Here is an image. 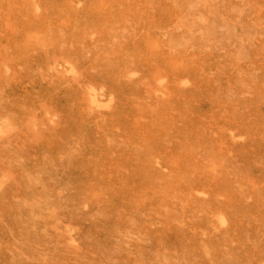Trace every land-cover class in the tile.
Wrapping results in <instances>:
<instances>
[{"label":"rangeland","instance_id":"rangeland-1","mask_svg":"<svg viewBox=\"0 0 264 264\" xmlns=\"http://www.w3.org/2000/svg\"><path fill=\"white\" fill-rule=\"evenodd\" d=\"M13 1H14V3L15 4H19V6H13L11 3H13ZM1 0L0 1V20H1V22H0V25L2 24V27L0 26V41L1 40H4V41H1V42H3V43H1L0 42V47L4 50H6V49H8L9 50V53H8V50L5 52V50L3 51L4 53H8L9 54V56L11 57V59L13 60V61H9V56H7L6 54H5V56H1L2 57V59L0 60V62L2 61V60H4L5 62H7V63H5V62H1V66H0V70H1V78H0V86H2V85H5V87H3L2 89H0V90H2V91H0L1 93H0V100H3V102H1V103H3V104H0V113L2 112V114H4V115H1L0 114V128L2 127H8V129L7 128H5L4 130L5 131H8L7 133H5L4 132V130H0V131H3L6 135H4V133H3V135H2V132L0 133V142L2 143H0L1 145V147H0V178H1V180L2 179H7V180H5V181H3L2 180V185H0L1 187H0V190L2 189V192H3V194H2V192L0 191V196H1V194H2V196H5L4 197V199H8V198H10V196H11V198H10V200L8 199H6L5 200V202H3L4 201V199H3V197H0V213H2V214H0L1 216V218H0V220H1V222L2 223H0V233H2L1 234V236H0V242H1V246H0V264H32V262L34 263V264H37L36 262H39V260L41 259V261L38 263V264H49V262H50V264H81V263H83V264H90L91 262V264H105V263H107L108 262V264H131V263H135V264H141V262H142V264L144 263V264H157L158 262H156V261H159V264H160V262H163V264H167L166 262L169 260H171V258H173V259H175L174 257L176 256V254H177V257H176V261L175 260H173V263H171L172 262V260L170 261V263L168 262V264H177V263H179V264H185V262H186V264H208V262H209V264H213V262L214 263H216V264H231L232 263V259H230V258H228L229 257V252H230V250H231V252H230V254L231 255H233L234 253H235V257H233L232 256V258H234L233 260V262H236L237 261V263H232V264H238V261L241 263V264H243L245 261V263L244 264H248V262H249V264H250V262H251V264L253 263V264H264V232H263V230H264V187L263 188H260V186H263L264 185V180H262L263 179V177H264V173H263V171H264V169H262L263 171H260L261 170V168L260 167H264V163L262 164V161L264 162V159H261L260 157L261 156H264V141H263V139H264V122H260V120L261 119H264V100H263V98H264V92H263V88H264V86L262 87V85H264L263 83L264 82H262L263 80H264V70H262L261 71V69L262 68H264V40H263V42H262V40H261V38L263 39V36H264V15L262 16V14H264V0H258L259 1V3H258V1L257 0H246V1H248L247 3H244V2H246L245 0H228V3L230 2L231 3V5H230V3L228 4L227 2H225V0H222V1H220L219 0V2L220 3H222V5L224 6L225 5V7H220V6H222V5H220V3L217 1H215V0H210V2H208L209 0H197V1H194V0H191V2L193 1V2H195V3H193V7H192V3L191 4H189L190 3V1H188V0H182V2H181V0H169V1H171L170 3H171V5H170V8L168 7H164L165 5H167V6H169L168 4H170L169 2L167 3V2H165V1H167V0H163V1H161L160 2V0H138V2H137V0H124L125 2H127V1H129V2H127V3H125L124 1H122V0H117V1H114V0H110V1H112V2H110L109 0H53V2H52V5L54 4V2H55V4H56V10H55V4L52 6V5H50V4H48V1L50 2V0H43V2H40V1H42V0H39V1H37V0H18V2L19 3H17V1L16 0ZM27 1H29V2H27ZM35 1H36V3H35ZM47 1V2H46ZM84 1V2H83ZM91 1V2H90ZM131 1H135L134 3H135V5L133 4V2H131ZM179 3H178V2ZM187 1V3H188V6H191V7H188L187 6V3H184V2H186ZM225 2V4H224V2ZM227 1V0H226ZM22 2H23V6H25V7H22ZM34 2V3H33ZM47 3V4H45V3ZM59 2V3H58ZM71 2V3H70ZM96 2V3H95ZM110 2V3H109ZM114 2H116V3H114ZM118 2V3H117ZM122 2V3H121ZM153 2L156 4V6L158 7V3L160 2V3H162L164 6H162L161 4H159V6H161L160 8H156L155 6H154V4H153ZM176 2L178 3V6L180 7V9H177V8H179L178 6H175V5H177L176 4ZM198 2V3H197ZM214 2V3H213ZM232 2L234 3L233 5H232ZM239 2V3H238ZM254 2V3H253ZM26 3V4H25ZM29 3H30V5H29ZM31 3H33V5H31ZM38 3V4H37ZM42 4V7H41V4ZM94 3V6L92 5ZM102 3H103V5H102ZM113 3V4H112ZM130 3H132V6L134 5L135 7H132L131 6V4ZM137 3V4H136ZM142 3H144V4H146V5H144V6H146V8H147V10H146V12H145V7L142 5ZM150 3H151V7H150ZM165 3H167V4H165ZM181 3V4H180ZM200 3H202V4H200ZM207 3H211V5L209 6V5H207L206 6V4ZM217 3L219 4V5H217ZM226 3L228 4V5H226ZM235 3L236 4H238V5H236V6H239V4H242V5H240L241 7H237L236 8V6H235ZM248 3H250V5L252 4V6L251 7H249L250 5H248ZM25 4V5H24ZM28 4V5H27ZM35 4V5H34ZM43 4H45V5H43ZM116 4V5H115ZM120 4V5H119ZM123 4H128V5H123V8H120L121 6ZM140 4V5H139ZM183 4L184 5H186L187 7H184L183 6ZM215 5V8H214V5ZM244 4V5H243ZM248 6H246V5ZM253 4H254V6L256 5L258 8H256V7H253ZM39 5H40V7H39ZM48 5H50L51 7H49ZM80 5H82L83 6V8L80 6ZM97 5V6H96ZM112 5V6H111ZM115 5V6H114ZM183 6L182 7V9L184 10V8H185V10H186V8H188V10L187 11H185L184 13H183V10L181 9V6ZM197 5V6H196ZM231 7H230V6ZM34 6V8L35 9H33L32 7ZM90 6V7H89ZM93 6V7H92ZM100 6V7H99ZM113 6H114V8L116 7L117 9H118V11H116V13H113V12H115V10H117V9H113V10H111L112 8H113ZM130 6L133 8V10L131 9V10H129L130 9ZM139 6H141V7H139ZM173 6H175L174 8H176L175 9V11L177 10H181L182 12L180 13V12H175L174 11V13H176V14H174L173 12V14L174 15H172V17H173V19H172V17H169V16H171L170 14H171V11L172 10H174V9H172L173 8ZM211 6L213 7V8H211ZM230 7L229 9H224V8H226V7ZM246 6V7H245ZM2 7V8H1ZM6 7H7V9L10 11V12H8V10H6ZM8 7H10L11 8V10L8 8ZM14 7H15V9H14ZM19 7V8H18ZM31 7V8H30ZM54 9H53V8ZM112 7V8H111ZM136 7H138V11L140 12H138V14H140V16H138L137 15V12L135 13L134 11H136V10H134V8L136 9ZM149 7H150V9H149ZM198 7V8H197ZM207 7H209L210 8V10H208L207 11V14L206 13H204V12H206V10L207 9H209V8H207ZM227 7V8H228ZM235 7V9H237V10H235V13H234V10H233V8ZM245 7V8H244ZM12 8H13V12H12ZM17 8V9H16ZM28 8H30L31 9V11H30V9H28ZM40 8H42V10L40 11ZM43 8H44V10H43ZM48 8H51V9H53V11L50 9V10H48ZM92 8V9H91ZM94 8V9H93ZM99 8V9H98ZM108 8H109V10H108ZM111 8V9H110ZM122 9V10H125L124 12L123 11H121L120 9ZM127 8H129V9H127ZM144 8V9H143ZM156 8V9H155ZM165 8V9H164ZM189 8H191V9H189ZM206 8V9H205ZM221 8V9H220ZM239 8V9H238ZM246 8H253V10H251V12L249 13V10L247 11V10H245ZM2 9H3V11H5V13L6 12H8V13H10L9 14V17L7 16V15H2L3 13H2ZM27 9H28V11H27ZM46 9V10H45ZM69 9V10H68ZM77 9H78V12H77ZM89 9V10H88ZM140 9H141V11H140ZM155 9V10H154ZM161 9V10H160ZM167 9V10H166ZM171 11H170V10ZM192 9H194V10H192ZM196 9V10H195ZM199 9V10H198ZM216 9V10H215ZM16 10H20V12L18 11H16ZM60 10H62V13L61 12H58V11ZM90 10H94V11H90ZM148 10H149V12H148ZM153 10V11H152ZM190 10H192V11H190ZM219 10L221 11V12H219ZM257 10H259L258 12H257ZM32 11H33V13H32ZM41 13H40V12ZM44 11H46L45 13L46 14H44ZM56 11H57V13H56ZM67 12V13H69V14H65V12ZM122 13H121V12ZM152 11V12H151ZM162 11V12H161ZM169 11V12H168ZM194 11V12H193ZM215 11V12H214ZM216 11H217V13H216ZM226 11L229 13V16H228V13H227V15H226ZM229 11H231V12H229ZM244 11V12H243ZM245 11H246V13H245ZM256 11V12H255ZM16 12V13H15ZM29 12V13H28ZM51 12H53V14L51 13ZM63 12H64V14H63ZM79 12H80V14H79ZM95 12V13H94ZM98 14H97V13ZM103 12V14L101 15V13ZM105 12V13H104ZM110 12V13H109ZM111 12L113 13V14H116V16L119 14V12L122 14H119V16L121 17L120 19H119V16L117 17L120 21H119V23H120V26H122L121 25V23H122V20L124 19V20H126L127 21V24H126V21H124L123 20V22L124 23H122V24H126L127 26H128V28H129V26H130V30L128 29V28H126V25H123L122 27H123V29H122V27H120L123 31L121 32V29H119V27H118V24L119 23H117V20L118 19H115L116 18V16H115V18L114 17H112L113 16V14H112V16H111ZM134 12V13H133ZM155 12V13H154ZM156 12H158V13H156ZM167 12H168V14H167ZM190 12V13H189ZM193 12V13H192ZM212 12V13H211ZM219 12V13H218ZM223 12V13H222ZM261 12V13H260ZM4 13V14H5ZM8 13H6V14H8ZM15 13V14H14ZM28 13V14H27ZM38 13H39V16H38ZM48 13V14H47ZM71 13V14H70ZM77 13H78V15H77ZM88 13V14H87ZM92 13V14H91ZM97 14V15H94V14ZM123 13H124V15H123ZM130 13V14H129ZM133 13V14H132ZM142 13V14H141ZM160 13L162 14V15H160ZM187 15H186V14ZM199 13V15H195V14H198ZM202 15H201V14ZM213 14L212 16L213 17H211V15L210 14ZM221 13V16L219 15ZM230 13H231V15L233 16H231L230 15ZM238 13H240V17L242 18L241 20H244V21H246L249 17H250V20L248 19L247 21H249V24L248 23H246V22H244V21H242V22H239V21H241L240 20V18H239V14ZM251 13H253L252 15H251ZM15 15V20H14V15ZM16 14H17V18H19L18 19V21H19V23H17L18 21H17V18H16ZM26 16H24V15ZM32 16H31V15ZM54 16V19H55V22H54V19H52L53 17H52V15ZM60 14H61V17H60ZM73 14H74V16H73ZM81 14H83V15H81ZM108 14H109V16H108ZM125 14H129V16L128 15H126L125 16ZM149 14V17L147 16V15ZM157 14H159V16L157 15ZM178 14V15H177ZM182 14V15H181ZM194 14V15H193ZM215 14V15H214ZM217 14V15H216ZM235 14V15H234ZM238 14V15H237ZM245 16H244V15ZM248 14H250V15H248ZM30 15V16H29ZM35 15H37V16H35ZM45 15V16H44ZM47 15V16H46ZM48 15H50L49 17L51 18H49L48 17ZM69 15V16H68ZM72 15V16H71ZM77 15V16H76ZM87 15V16H86ZM89 15H91V17H89ZM98 15H101V16H107V17H109V18H103V17H98ZM145 15V16H144ZM163 15H164V17L166 18H164L163 17ZM177 15V16H176ZM184 15V16H183ZM204 15V16H203ZM205 15L207 16V17H209V15H210V17H211V19L209 20L207 17H205ZM254 15V16H253ZM258 15V16H257ZM10 16H12L11 18H12V23H10V21H11V18H10ZM20 16V17H19ZM56 16V17H55ZM78 17V18H76V17ZM79 16H81V17H79ZM92 16H95V18H94V20H96V22L95 21H92L93 20V17ZM122 16H124V17H122ZM137 16L138 17H140L139 18V20H138V18H137ZM153 16V17H152ZM182 16H183V20L181 19L180 20V18H182ZM193 16H195V17H193ZM201 16V17H200ZM215 16H217V18H219L218 20L216 19V17ZM223 16V17H222ZM237 16V17H236ZM256 16H257V18H256ZM25 17V18H24ZM43 17L45 18L44 19V21H43ZM74 17H75V21H79V23H81L82 21H84V22H82L81 24H78L77 22H76V24H75V21L73 20L74 19ZM98 17V19H100V18H102L103 20H101L100 19V21H104L103 23L105 24V26L106 25H108L109 24V26L111 25V23H109V22H112V25L108 28V26L106 27V28H108V29H106L105 28V26H101L103 23L102 22H100L99 21V23H97L98 22V19H96ZM125 17H126V19H125ZM192 17V18H191ZM204 18V19H198V18ZM209 17V18H210ZM220 17L222 18V20L220 19ZM228 17H230L229 19H228ZM243 17H245V18H243ZM246 17H247V19H246ZM255 17V18H254ZM7 18V19H6ZM48 18V19H47ZM72 18V19H71ZM80 18V19H79ZM86 18H92V20H90V22L88 23V22H86V21H89L88 19H86ZM128 18H132L131 20L130 19H128ZM149 18V19H148ZM160 20H159V19ZM175 18V19H174ZM188 18H191V19H188ZM214 18V20H217V21H219V23L220 22H223V23H225V25L224 24H221V26H218V22L217 21H214V20H212ZM224 18H226V19H224ZM234 18V19H233ZM237 19V21H236V19ZM9 19H10V21H9ZM47 19V20H46ZM77 19H79V20H77ZM86 19V20H85ZM144 19V20H143ZM155 19V20H154ZM163 19V21H161ZM171 19H172V21H171ZM191 20V21H188V20ZM192 19H195V20H192ZM207 19V20H206ZM239 19V20H238ZM2 20H3V22H2ZM5 20H8L7 21V23H10L9 24V26H11V27H9V26H7L8 24L6 23V21ZM58 22H57V21ZM73 20V21H72ZM80 20H82V21H80ZM107 20V21H106ZM112 20V21H111ZM140 20L142 21L141 23H139L140 22ZM158 20H159V22H161V24L163 23V24H165L166 25V23L168 22V25L165 27V26H163V24L161 25L159 22H158ZM174 20V21H173ZM179 20V21H178ZM201 20H204V21H201ZM226 20H228V22L226 21ZM229 20H230V22H229ZM235 20V21H234ZM263 20V21H262ZM4 21H5V23H4ZM23 21V22H22ZM35 21V22H34ZM50 21V22H49ZM53 21V22H52ZM73 22V24L74 25H76L75 27H73L72 26V22ZM106 21V22H105ZM131 21H133V23L131 22ZM137 21H139V22H137ZM152 21V22H151ZM166 21V22H165ZM171 21V22H170ZM176 21V22H175ZM186 21H188L189 22V24H188V22H186ZM195 23H194V22ZM198 21V22H197ZM209 21V22H208ZM257 21H258V23H257ZM31 22V23H30ZM39 22V23H38ZM86 22V23H85ZM108 22V23H107ZM115 22V23H114ZM134 22H136V24H137V26H136V24L134 23ZM151 22V23H150ZM158 22V23H157ZM173 22V23H172ZM191 22H192V24H196V22L198 23V24H202V26L200 25L199 27H197L196 28V30L195 29H193L192 28V25H191V27H190V24H191ZM208 22V23H207ZM211 22V23H210ZM214 22H216L217 24H213ZM261 22V23H260ZM54 23H55V25H54ZM101 23V24H100ZM145 23V24H144ZM203 23H206V24H203ZM229 23V24H228ZM232 23V24H231ZM233 23H235L234 24V26L236 27H234V29L235 30H238L239 31V33H241V34H238V32L237 31H235L234 29H233ZM248 24V26H246V24ZM4 24H7V25H4ZM17 24V25H16ZM23 24V25H22ZM50 24V25H49ZM59 24H60V26H59ZM98 24V25H97ZM129 24H132V25H134V26H131V25H129ZM141 24V25H140ZM149 24H151V25H149ZM153 24H155V25H153ZM170 24H172V25H170ZM174 24H176V25H174ZM181 24V25H180ZM197 24V25H198ZM208 24V25H207ZM211 24H213V26L211 25ZM231 27V25H232V27H231V29L229 28L228 29V25ZM237 24H239V25H237ZM240 24H242L241 26H240ZM245 24V25H244ZM263 24V25H262ZM5 26V28H4V26ZM54 25V26H53ZM63 25V26H62ZM84 25V26H83ZM113 25H115V26H117V28L116 27H114ZM159 25H161V27L159 26ZM170 25V26H169ZM175 26V29H173L171 26ZM190 27V28H188V26ZM197 25H194V26H197ZM212 26V28L215 26V28H213V29H211V33H210V31L208 30V29H210L211 28V26ZM225 27H224V26ZM256 25V26H255ZM260 25V26H259ZM262 25V26H261ZM49 26H50V28L52 29V28H54V29H52V31H51V33H50V28H49ZM57 26H59L58 28L60 29V30H58V28H57ZM86 26L88 27V29L86 30ZM125 26V27H124ZM156 26H158L157 27V29H156ZM169 26V27H168ZM173 26V27H174ZM203 26H205V29H204V27ZM207 26H209L208 28H207ZM226 26H228L227 28H226ZM240 26V27H239ZM243 26H245V27H243ZM249 26H251L250 27V29H249V31H247V29H248V27ZM254 26V27H253ZM258 26V28H255V27H257ZM16 27V28H15ZM66 27H69V30L70 31H72V29H73V31L71 32V33H73V34H71L70 33V31L67 29V31H69V32H67L66 30H64V29H66ZM77 27H79V28H77ZM111 27H112V29H116V32H114V30H111ZM114 27V28H113ZM138 27V28H137ZM144 29H143V28ZM148 27V29H146ZM150 27V28H149ZM153 27H155V28H153ZM173 29V31H168L169 29ZM171 27V28H170ZM181 27H185L184 29H182ZM247 27V29H244V32L242 31L243 29L242 28H246ZM255 29H253V28ZM260 27H262L261 29H259ZM1 28H2V30H3V32H2V30H1ZM7 28V30L6 31H4L5 29ZM21 28V29H20ZM31 28V29H30ZM64 28V29H63ZM75 28V29H74ZM79 29V30H77V29ZM124 28H125V30H127V33L129 32V31H132V34L133 35H135L136 33V35L135 36H131L132 34L129 32L128 34L133 38H131V39H129V35L127 34V33H124V32H126L125 30H124ZM132 28H136V29H138L137 31L136 30H134V29H132ZM161 28H163L164 30H162ZM167 28V29H166ZM195 28V27H194ZM207 28V29H206ZM225 28H226V30L228 29V32L227 31H225ZM20 29V30H19ZM82 29H84V30H82ZM90 29V30H89ZM107 31H106V30ZM142 29H143V31H142ZM151 29H153V33H152V30ZM156 29V30H155ZM161 29V30H160ZM185 29H186V31H185ZM193 29V30H192ZM240 29H242V30H240ZM256 29L258 30V31H256ZM77 30V31H76ZM89 30V31H88ZM93 32H92V31ZM96 31V33H95V31ZM103 30V31H102ZM104 30H105V32H104ZM120 30V31H119ZM148 30H149V32H148ZM159 30H160V32H159ZM165 30H166V32H165ZM175 30H176V32L178 31L179 32V34L180 35H182L181 36V38H180V35L177 33H175ZM185 31V32H182L183 34H181L180 33V31ZM207 30H208V32H207ZM212 30H213V32H212ZM230 30V31H229ZM250 30H251V34H253L252 35V38L250 39V36H251V34H250ZM49 31V34L48 33H46V32H48ZM61 31H62V33H61ZM64 31V32H63ZM66 31V32H65ZM74 31L75 32H77V34H79V35H76V33H74ZM89 32V35H87L88 34V32ZM102 31V32H101ZM110 31V32H109ZM112 31V32H111ZM195 31V32H194ZM203 31V32H202ZM232 31V32H231ZM233 31H235V33H236V35L238 34V35H240V36H236V38H235V33L233 32ZM254 31V32H253ZM256 31V32H255ZM261 31V32H260ZM263 31V32H262ZM5 32V33H4ZM83 32L85 33V35L83 34ZM92 32V33H91ZM97 32H99V34L97 33ZM104 32V33H103ZM119 32H121V35H120V33ZM133 32H136V33H133ZM148 34H147V33ZM159 34H158V33ZM171 32H174L173 34H175V36L171 33ZM187 32H188V35L189 36H191V34H192V36L191 37H188V35H187ZM191 32V33H190ZM199 32V34L196 36V33H198ZM206 32V33H205ZM226 32V33H225ZM229 32L230 33H234V35H230L229 34ZM247 32V33H246ZM253 32V33H252ZM4 33V34H3ZM18 33V34H17ZM46 33V34H45ZM56 33V34H55ZM60 33V34H59ZM67 33V34H66ZM68 33H70L71 35H73L74 36V38H73V36H70ZM102 33L104 34V35H102ZM107 33V34H106ZM116 33H118V37H117V34ZM139 33V34H138ZM143 33V34H142ZM151 33H152V35H151ZM166 33H167V35H166ZM184 33H185V35H184ZM190 33V34H189ZM201 33V34H200ZM203 33V34H202ZM208 33V34H207ZM222 33H225L226 35H227V33L229 34V36H231V37H229L228 35L226 36L225 34H222ZM246 33V34H245ZM3 34V35H2ZM63 35V37H62V35ZM65 34V35H64ZM75 34V35H74ZM81 34V35H80ZM95 34V35H94ZM109 34H111L110 35V37H109ZM116 35V36H113V35ZM157 34V35H156ZM168 34L171 36L170 38H171V40H169L168 39ZM208 35V37L210 36L211 38L213 37V36H215L216 38H214L213 37V39H215V40H213V39H211V38H207V36L206 35ZM209 34H211V35H209ZM223 35V37H222V35ZM250 34V35H249ZM261 34V35H260ZM69 35V36H68ZM84 35V36H83ZM88 36V37H85V36ZM94 35V36H93ZM105 35H107V36H105ZM123 35V37L125 36V35H127L126 37H128V38H126V39H124V41H123V39H121V36ZM137 35H139V36H137ZM145 35H146V37H145ZM155 35V36H154ZM176 35H178V36H176ZM203 35V36H202ZM218 35H219V37H218ZM220 35H221V37L224 39V40H226V41H224L221 37H220ZM225 35V36H224ZM20 38H18V37ZM47 36H49V37H47ZM61 38H64L65 36L67 37L68 36V39H65L64 38V41H63V39H60V37ZM80 36V37H79ZM84 38H83V37ZM89 36H91L92 38H94V39H92L91 37V40H89L90 38H89ZM144 36V37H143ZM156 36H158V38L156 37ZM162 36H164V37H162ZM184 36H186V37H188V38H186V37H184ZM194 36H196V38L195 39H197L198 40V43H200V42H202L203 44H201L200 43V45H202V46H200L197 42V44H198V46H199V48L200 47H203L204 48V50H202L201 48H200V50H199V48H198V46L196 45V44H194L195 42H194ZM201 36V38L203 37V38H206V39H201V38H199ZM206 36V37H205ZM233 36H234V38H233ZM261 37L260 39H259V37ZM2 37H3V39H2ZM51 37V38H50ZM69 37H72L71 39L69 38ZM104 37V38H103ZM135 37H136V40H134L135 39ZM142 37V38H141ZM160 37H161V40H160ZM217 37H218V39H221L220 40V42L223 44V46H217V44H221V43H219V41H218V43H217V41H216V39H217ZM226 37H228V38H226ZM244 37H245V39H244ZM257 38V42H258V44H259V46L261 45V47H259L258 45H257V42L255 41L256 40V38ZM58 38L60 39V41L58 40ZM76 38V39H75ZM80 40H79V39ZM105 38H107V42H108V39L111 41V40H113L111 43H114V44H111L110 45V42H108V43H106V41H105ZM112 38H114L115 40H117V41H114V39H112ZM125 38V37H124ZM139 38V41L140 42H137V39ZM144 38V39H143ZM192 38V42L193 43H191V40L190 39ZM237 38H239V40L237 39ZM29 39L31 40V44H30V41H29ZM57 39V40H56ZM86 39V40H85ZM142 39V40H141ZM178 39H181V42H180V40H178ZM184 39V40H183ZM189 39V40H188ZM199 39H201V41H199ZM209 39H211V40H209ZM232 39V40H231ZM233 39H236L235 41H240V42H238V43H240V46H239V48L237 47V45H235V43L237 44V42H234V40ZM38 40V41H37ZM65 40H66V42H65ZM71 40H73V41H71ZM92 40H93V42H92ZM101 40H102V42H101ZM119 40H122V41H119ZM132 41V43L131 44H133L132 46L130 45V43H125V41L126 42H129V41ZM158 40V41H157ZM178 40V41H177ZM186 40V41H185ZM208 42H210V43H213V45H216L215 46V48H214V46L211 44V46L213 47L212 49H211V46L209 45L210 43H208ZM250 40V41H249ZM55 41H56V44L57 45H55ZM60 42V43H58V42ZM62 41L63 42H65V43H63L62 44ZM76 41H78L77 43H76ZM83 43H82V42ZM91 42V45L89 46V44H90V42ZM134 41V42H133ZM144 41H145V43H144ZM146 41H147V43H146ZM168 41H171V43L169 42V43H167ZM182 41H184V42H182ZM188 41H190V42H188ZM196 41V40H195ZM214 41H215V43H214ZM223 41H224V43H223ZM38 42V43H37ZM79 42H81L80 44H79ZM98 42V43H97ZM101 42V43H100ZM122 44H121V43ZM137 42V43H136ZM178 42L180 43V44H183V43H185L184 45H180V47H179V44H178ZM208 44H207V43ZM241 42H242V44H241ZM251 42V43H250ZM252 42H253V44L257 47V48H253L254 46H252L253 44H252ZM18 43H19V45L22 47H20V52H22V55H19V54H21V53H17V52H19V51H17L18 50V48L17 47H19V45H18ZM20 43H23V44H20ZM27 45V47H26V45ZM29 43V44H28ZM71 44V45H73V44H75L74 46H72L71 47V45H69V44ZM135 43L137 44L136 46H135ZM138 43H140V46H142L141 48H140V46L138 45ZM167 43V44H166ZM187 43H190V45L189 44H187ZM217 43V44H216ZM226 43V44H225ZM234 44V45H232V47H230V45L231 44ZM247 43V45H245ZM4 44V45H3ZM38 44V45H37ZM44 44V45H43ZM60 44V45H59ZM61 44L63 45V46H61ZM66 44H68V45H66ZM84 44V45H83ZM98 45V46H96V45ZM102 44H104V45H102ZM107 44V45H106ZM119 44H121V46L119 45ZM169 44H173V45H169ZM186 44H187V50H188V47L190 48L188 51H190L191 52V54L193 55H191L190 54V52H188L187 53V51H186V49H184L185 47L184 46H186ZM221 44V45H222ZM230 44V45H229ZM7 47H6V46ZM18 45V46H17ZM105 45H106V47H105ZM114 47H113V46ZM126 45H128V46H130V47H134V48H132V49H134L135 50V52H134V50L132 51L131 49H130V47H126ZM160 45V46H159ZM165 45V47H163ZM174 45L176 46L177 45V47H174ZM193 45V46H192ZM194 45H195V47H194ZM224 45H225V48H224ZM229 45V46H228ZM239 45V44H238ZM2 46H5V48H3ZM15 47V49H16V51L17 52H11V51H13V47ZM24 46V47H23ZM37 46V47H36ZM44 46V47H43ZM82 46H83V48H82ZM86 46H87V49H86ZM95 47V49L93 48V47ZM101 46V47H100ZM117 46V47H116ZM148 46V47H147ZM159 46V47H158ZM167 46V47H166ZM169 46H171V47H169ZM174 48H179V50L178 49H174ZM206 46V47H205ZM227 46V47H226ZM234 46V47H233ZM241 46H243L244 48L246 47V48H249V49H244L243 47L241 48ZM251 48H250V47ZM11 47V49H9ZM34 47V48H33ZM35 47H36V49H35ZM48 47V48H47ZM65 47V48H64ZM70 47V48H69ZM104 47V48H103ZM112 47L114 48V49H112ZM122 47H125V48H122ZM183 49H182V48ZM192 47H194L195 49L194 50H192L191 48ZM210 47V48H209ZM224 49H223V48ZM26 48V49H25ZM28 48V49H27ZM29 48H33L32 50H29ZM40 49V50H38V49ZM47 48V49H46ZM51 48V49H50ZM77 48V49H76ZM78 48H80V50L78 49ZM91 48V49H90ZM136 48L138 49V50H136ZM172 48L174 49V50H172ZM198 48V49H197ZM207 48V49H206ZM259 48V49H258ZM261 48H263L262 50H260ZM14 49V50H15ZM44 51H42V50ZM62 51H61V50ZM82 49H84V51H82ZM89 50L90 49V51H91V53H89V51H86V50ZM105 49H106V51H107V53H111V54H108V55H110V57H108L106 54V51H105ZM116 49H118V50H120V51H118V50H116ZM130 49V50H129ZM145 49L146 50H149V51H145ZM206 49V50H205ZM238 49V50H237ZM242 49H244V52H246V51H248V53H246L247 55H249V56H251V57H249L248 56V58H245L246 59V61H244L245 59L244 58H242V57H244L243 55H244V52L243 53H241V54H243V55H241L240 54V52L242 51H240V50ZM254 49H255V51H254ZM257 49V50H256ZM37 50L40 52V51H42V52H37ZM109 50V51H108ZM112 50V51H111ZM115 50L116 51H118V52H115ZM126 50H128L129 52L131 51V53H132V55H131V53H129V52H124V51ZM145 52H147V53H145ZM164 50V51H163ZM176 50V51H175ZM180 50H181V52H180ZM183 50V51H182ZM184 50H185V52H184ZM202 50V51H201ZM234 50V51H233ZM240 51L239 52V54H240V56L237 54V53H235L236 51ZM250 50H252V52L250 51ZM26 51H27V53H26ZM28 51H31L30 53L28 52ZM93 51V52H92ZM105 51V52H104ZM140 51V52H139ZM143 53H142V52ZM156 51V52H155ZM162 51H163V53H162ZM174 51V52H173ZM177 51H179L178 53H177ZM201 52V55L198 53V52ZM260 51V56L258 55V52ZM262 51H263V53H262ZM11 52V53H10ZM25 52V53H24ZM37 52V53H36ZM53 52H56V53H53ZM64 54H62V53ZM89 53V56L87 57V54ZM99 52V53H98ZM114 53V56L118 59L117 61H119L120 59V62L121 61H124V62H122L121 64H122V66H118L119 64H120V62H118L119 64H117V66L115 65V63H114V61H113V59L115 58L114 56H113V53ZM121 52H122V54H121ZM137 52V53H136ZM150 52H154L153 54L152 53H150ZM160 52V53H159ZM170 52V53H169ZM250 52V53H249ZM253 52H256V54L254 55V54H252ZM4 53H2V51H1V49H0V55H2V54H4ZM14 53V54H13ZM31 53H32V55H31ZM36 53V54H35ZM48 53H49V57H48ZM59 53H60V56H59ZM66 53V54H65ZM67 53H68V56L67 57H65V55H67ZM79 53H80V55H79ZM96 53L98 54L97 56H96ZM104 53H105V55H106V58L107 59H109V58H111L112 56H113V58H111V61H110V59L107 61V62H105V59H104V57H105V55H104ZM115 53H116V55H115ZM133 53H134V55L136 56L137 54H138V56H136L137 58H138V60L140 59H145V60H139V61H137V60H135V59H133V58H135L134 56H133ZM150 53V55H148ZM162 53V54H161ZM164 53H166V55H164ZM185 53H187V54H185ZM196 53H197V55H196ZM207 53H209V55L207 54ZM214 53V54H213ZM222 53V54H221ZM231 53H233V55H230ZM263 55H262V54ZM17 54L20 56H17ZM25 54V55H24ZM27 54V55H26ZM41 54V55H40ZM44 54H45V56H46V61H44L45 60V56H44ZM117 54H119V55H117ZM120 54L121 55H123V54H125L124 56H120ZM130 54V55H129ZM148 55V56H146V55ZM159 54H160V56H159ZM170 54H171V58L170 57H168V56H170ZM189 54V55H188ZM202 54H203V56L204 57H202ZM210 54H211V56H210ZM212 54L214 55V56H220L219 58L217 57V58H215L214 56H212ZM234 54H236V56L234 55ZM14 55V56H13ZM29 55V56H28ZM56 55V56H55ZM104 55V56H103ZM141 55H143L142 57H141ZM156 56V57H158L159 58V60H160V62L161 61H165L166 63H160L159 64V60L158 61H156V62H158V63H155V60L157 59L156 57H154L153 58V56ZM185 55V59L184 60H181L182 59V57ZM247 55H245L246 57H247ZM253 55V56H252ZM262 55V56H261ZM7 56V57H6ZM35 56V57H34ZM54 56H55V58H54ZM58 56V57H57ZM77 56H79V57H77ZM120 56V57H119ZM128 56H131V58L130 57H128ZM189 56V57H188ZM191 56H192V58L193 57H196V59H191ZM207 56H209L210 57V59H212V58H215V59H212V61H209L210 59H209V57H207ZM221 56H222V58H221ZM233 56H234V59H230V58H233ZM240 58H239V57ZM258 56L259 57H262L263 59H257L258 61H263V62H261V63H263V64H261V63H259L258 61H256V58H258ZM0 57V58H1ZM21 57H22V59H21ZM25 57V58H24ZM33 57V58H32ZM68 57H70V58H68ZM96 57V58H95ZM124 57H126V58H124ZM144 57V58H143ZM206 57V58H205ZM237 59H236V58ZM19 58V59H18ZM27 58V59H26ZM32 58V60L30 61V59ZM52 58V59H51ZM58 58V59H57ZM66 58H68V59H72V60H74L75 62H76V64H75V62L74 61H71V62H69L70 60H68V59H66ZM93 58V59H92ZM120 58V59H119ZM136 58V59H137ZM151 58V59H150ZM153 58V59H152ZM184 58V57H183ZM241 58H242V61H241ZM250 58V59H249ZM253 58V59H252ZM10 59V60H11ZM21 59V60H20ZM77 61H76V60ZM102 59V60H101ZM103 59H104V61H103ZM106 59V60H107ZM124 59H126V61L124 60ZM162 59V60H161ZM169 59H171V60H169ZM202 59H204L203 60V62L201 61ZM217 59H219V60H217ZM236 59V61H234ZM244 59V60H243ZM14 60H16V61H14ZM20 62H19V61ZM52 61V63L50 64V62ZM65 60V61H64ZM128 60H131V61H129V62H127ZM134 60V61H133ZM154 60V61H153ZM206 60V61H205ZM241 61L242 63H246V62H248L247 63V65L246 66H248V64H249V61L248 60H250V61H253V62H250V64H249V66H250V68H252V69H250L249 68V66L248 67H246V66H244L245 65V63H244V65L242 64V65H239L240 63H239V61ZM8 61H9V63H8ZM64 61V62H63ZM88 61H89V63H88ZM96 62V64L94 63V62ZM116 61V60H115ZM146 62V61H149V62H147L146 64H147V66H146V64L144 63V62ZM154 62V63H152V62ZM168 61V62H167ZM181 61H183L184 62V64H183V62L181 63ZM205 61V62H204ZM220 61V62H219ZM226 61H228L227 63L229 64V65H231L232 66V64H233V61L235 62L234 63V65L236 64L237 66H243L241 69L239 68V67H237V69H236V66L234 67V65L231 67H229V65H227V63H225L224 64V62H226ZM230 61H232V62H230ZM16 62H18V63H16ZM23 62V63H22ZM113 62V63H112ZM136 62H139L138 64L136 63ZM150 62L153 64V67L150 65H148V63L150 64ZM197 64H196V63ZM207 62V63H206ZM230 62V63H229ZM40 63V64H39ZM44 63H45V67H44ZM57 65H56V64ZM73 63V64H72ZM87 63V64H86ZM101 65H103V66H100V64ZM111 63V64H110ZM128 63V65H126V64ZM129 63H131V64H129ZM141 63H142V65H141ZM144 63V64H143ZM168 63V64H167ZM218 64V66L216 67V65ZM221 63H222V65H221ZM239 63V64H238ZM251 63H253V64H251ZM9 64V65H8ZM20 64V65H19ZM53 64H55V66H53ZM59 64H61V66L59 65ZM70 64V65H69ZM75 64V65H74ZM77 64H78V66L80 67H78L79 68V71L77 72ZM98 64H99V67H98ZM113 64H114V66H113ZM123 64L125 65L124 66V68H123ZM142 66H140V65ZM164 64V65H163ZM196 64V65H195ZM205 64V65H204ZM216 64V65H215ZM261 64V65H260ZM18 65V66H17ZM38 65H40L39 67L40 68H42V69H40L39 67H38ZM41 65H43V66H41ZM65 65V67H63ZM75 67H74V66ZM82 66V68L84 69H82L81 68V66ZM92 65V66H91ZM135 65V66H134ZM157 65V66H156ZM166 65H169L168 67L166 66ZM183 65H187L186 67L184 66L183 67ZM199 65H201V66H199ZM203 65V66H202ZM222 67H221V66ZM255 65H256V67H255ZM260 65V66H259ZM23 68H22V67ZM28 66V67H27ZM34 66V67H33ZM140 66V67H139ZM224 66H225V68H224ZM257 66H259V68L257 67ZM262 66V67H261ZM22 68L21 69V72H20V68ZM49 67V68H48ZM55 67V70L53 69ZM91 67H92V69H91ZM104 67V68H103ZM107 67V68H106ZM119 67V68H118ZM120 67H121V69H120ZM126 67V68H125ZM128 67H130V68H128ZM138 67L139 69H136V68ZM151 67V69L149 70V68ZM166 67V68H165ZM204 67V68H203ZM220 67V68H219ZM249 68V71L250 70H255V71H251V72H249V73H251V74H253V77H252V75H251V77H252V79H251V77L248 79V77L250 76H248V70L245 72L244 70L245 69H243V68ZM16 68V69H15ZM18 68V69H17ZM28 68H32V69H29L30 71H31V73H29L30 71L28 70ZM35 68V69H34ZM65 68H67V69H65ZM77 68V69H76ZM95 68V69H94ZM97 68V69H96ZM111 68H114V69H112V71H111ZM128 68V69H127ZM144 68V69H143ZM167 68L168 69H170L171 70V72H170V70H169V72H167L168 70H167ZM184 68V69H183ZM203 68V69H202ZM215 68H217V69H215ZM230 68V69H229ZM233 68V69H232ZM235 68V69H234ZM255 68V69H254ZM11 69V70H10ZM13 69V70H12ZM14 69H15V72L17 71L18 72V70H19V72L17 73L18 75H19V78H18V75L17 74H15V73H13V71H14ZM34 69V71H32ZM88 71V74H90L89 72L91 71V76L90 75H88L86 72V70ZM89 69V70H88ZM116 69V70H115ZM118 69H120V70H122V69H126L125 71L124 70H122V72L124 73V75L122 74L121 75V73L122 72H120V70H119V72H118ZM141 69V70H140ZM164 69L166 70V72L164 71ZM177 69V70H176ZM210 69V70H209ZM211 69H215L214 71L215 72H212L211 73ZM222 69H224V73L222 72V71H220V70ZM228 69V70H227ZM240 69V70H239ZM243 69V70H242ZM257 69H258V73H257ZM25 70H27L26 72H25ZM35 70H36V72H35ZM39 70V72H37ZM40 70H42V71H40ZM51 70H53V71H51ZM62 70L63 71H65L66 70V72L68 71V74L66 73V72H64L65 73V77H63L64 76V73L62 72ZM72 70H74L73 72H71ZM93 70H96V72L95 71H93ZM117 71V72H115V71ZM137 70V71H136ZM144 71V73L142 74V72ZM185 70V71H184ZM187 70V71H186ZM193 70H194V72H193ZM225 70H227V71H225ZM229 70H230V72H229ZM236 71V72H239V73H243L242 75L241 74H238V73H236V72H234V71ZM3 71L5 72V73H3ZM8 71H10V72H8ZM12 71V72H11ZM23 71V72H22ZM54 71L55 72H57V74L56 73H54ZM83 71H85V72H83ZM153 71V72H152ZM180 71V72H179ZM183 71H184V73L185 74H183ZM201 71V72H200ZM206 71V72H205ZM40 72H43V73H45L44 75H39L40 74ZM70 72V73H69ZM78 73V75H79V77L78 78H76L77 76H74V75H77V73ZM111 72V73H110ZM113 72H114V74L116 73V76L115 75H113ZM126 72H128L127 74H126ZM139 72V73H138ZM150 72V73H149ZM175 72V73H174ZM182 72V73H181ZM195 72H196V74H195ZM198 72H200V74H201V76L199 75V77L197 76L198 75ZM220 72V73H219ZM227 72H229V73H227ZM232 72H234V75H235V73H236V77L235 76H233L232 77ZM254 72L255 73H257V74H255L256 76H254ZM263 72V73H262ZM8 73V74H7ZM21 73H24L25 75H23V74H21ZM36 73V74H35ZM37 73H38V75L39 76H41L42 78H40V77H38V75H37ZM74 73V74H73ZM121 75H119V74ZM140 74L139 76L140 77H138V74ZM158 73V74H157ZM166 73V74H165ZM174 73V74H173ZM204 73V74H203ZM216 74V75H214V74ZM218 73V74H217ZM227 73V74H226ZM230 73H231V75H230ZM261 74V76L263 75V77H261L260 75H258V74ZM12 74H14V75H12ZM28 74H30V76H31V78H29L28 77ZM57 75V77H55L56 75ZM85 74V75H84ZM103 74H104V76H103ZM142 74V75H141ZM163 74H164V76H163ZM168 74V78H167V75ZM183 74V76L184 77H182L181 78V75ZM213 77V78H211V76ZM226 74V75H225ZM237 74H238V76H237ZM244 74H246V75H244ZM9 75V76H8ZM10 75H12L11 77H10ZM59 75H62V77L61 76H59ZM68 75V76H67ZM88 75V76H87ZM128 77H126V76ZM134 75V76H133ZM171 75V76H170ZM173 75H175L174 76V79L172 80V78H173ZM176 75H180L179 76V78H177L176 77ZM214 75V76H213ZM218 75H220V78L221 79H216L217 77H219ZM225 75V76H224ZM2 76H4V79L2 78ZM8 76V77H7ZM33 76H34V79H33ZM35 76H36V79H35ZM50 76V77H49ZM51 76H54V78L53 77H51ZM58 76L60 77L59 79H58V81H57V78H58ZM106 77L107 79H105V81H102V80H104L103 78H101L100 79V77ZM111 78V79H109V77ZM114 78H113V77ZM117 76H118V78L119 77H121V78H119L120 80L121 79H123V80H119L118 78H117ZM131 76V77H130ZM171 78H170V77ZM186 76V77H185ZM215 76H217V77H215ZM221 76H224V77H226V76H231L232 78H233V80H231L232 78L231 77H228L229 79H227V78H225L224 79V77H221ZM239 76H241V78L239 77ZM246 76V77H245ZM258 76H260L261 77V79H260V81H259V79H258ZM15 77H17V79H16V81H14L13 80V78L15 79ZM46 77V79H44ZM69 77V83H67V85L64 87V89H66V87L68 88V87H71V88H69V89H71L70 91H68V89L65 91H63V85H65L66 84V82H68V78ZM87 77V78H86ZM91 77H92V79H91ZM93 77H94V79H93ZM99 77V78H98ZM130 77V78H129ZM135 77V79H133V81L131 80V78H134ZM138 77V78H137ZM159 77V78H158ZM188 77H189V79H188ZM204 77H206V79L204 78ZM209 77V78H208ZM238 77H239V79H242L243 77H244V79H242V81L241 82H244V80H245V82L244 83H240V81L238 82L237 80H239L238 79ZM254 77H255V79H254ZM6 78H9V79H6ZM31 79V80H26V79ZM51 79V81L52 82H50L49 80ZM64 78V79H63ZM80 78H82V79H80ZM86 78V79H85ZM176 78H177V80H176ZM181 78V79H180ZM192 78V79H191ZM234 78H235V80L237 81H234ZM20 79H21V81H20ZM63 81V83L64 84H60V82L62 83V81ZM75 79H77V80H75ZM91 79V80H90ZM114 79H115V81H114ZM119 81H118V80ZM126 79L128 80V81H132L133 82V84L130 82H128L127 81V83L125 82L126 81ZM167 79H170V82H169V80L167 81ZM179 79H180V82H179V84H178V82L177 81H179ZM213 79V80H212ZM255 80V82H253L254 80ZM256 79H257V81H256ZM263 79V80H262ZM3 80H5L4 82L5 83H3ZM12 80V81H11ZM22 80H24V81H22ZM35 80V81H34ZM46 80V81H45ZM55 80V81H54ZM81 80V81H80ZM87 80V81H86ZM95 80V81H94ZM100 81V82H98V81ZM109 80V81H108ZM111 80V81H110ZM142 80H144L143 82H142ZM191 80H193V86H194V89H193V86L192 85H190V83L192 84V81ZM201 80V81H200ZM205 80L206 81H209V80H211L209 83L208 82H205ZM221 80V81H220ZM246 80H248L247 81V83H249V84H247L246 83ZM14 81V82H13ZM22 83V82H24L23 84H21L20 82ZM28 82V84H27V82ZM30 81V82H29ZM43 81V82H42ZM72 82V84H71V82ZM73 81H75V82H73ZM77 81H79V84L81 85H79L78 83L76 84V82ZM86 81V82H85ZM92 81V82H91ZM200 81V82H199ZM223 81V82H222ZM227 84H229L228 86L227 85H225L226 83ZM234 81V82H233ZM250 81V82H249ZM259 81V82H258ZM1 82H2V85H1ZM12 84V85H9L10 83ZM18 82V83H17ZM26 82V83H25ZM31 82H33V83H31ZM39 82H40V86H39ZM46 83L47 85H46V87L44 86V85H42V87H41V84H43V83ZM82 82V83H81ZM103 82H105V83H107L108 82V84H105V83H103ZM115 82H116V84H115ZM125 82V83H124ZM159 84V86H158V84ZM173 82V83H172ZM174 82H175V84H174ZM190 82V83H189ZM198 82V84H197V86L199 85V84H204V86H203V88H201V86L199 85V87H197V86H195L196 85V83ZM203 82V83H202ZM212 82V83H211ZM217 82H218V86H216L217 85ZM235 84V86H234V84ZM256 82H258L259 84H257ZM16 83H17V85H16ZM83 83H84V85H83ZM102 83V85H100ZM113 83V84H112ZM137 83V84H136ZM144 83V84H143ZM179 85H177V84ZM189 83V84H188ZM205 83H207L206 85H208L209 84V86H206L205 85ZM224 83V84H223ZM232 83V84H231ZM238 83L239 84H241V85H245V83H246V85L244 86V88H243V86H240L241 88H242V90L240 89V87H239V85H238ZM251 83H256V84H251ZM32 84V85H31ZM36 84V85H35ZM51 85V87H49V85ZM69 84V85H68ZM71 84V85H70ZM124 84H125V86L126 87H124ZM134 84H135V88L137 87H139L138 89H140V91H141V88H144V90L142 89V94L140 93V91H138V89L136 88V92L132 89V88H134ZM149 86H148V85ZM169 84L172 86V89H170V91H168L169 89ZM195 84V85H194ZM220 84V85H219ZM260 84H261V86H260ZM23 85V86H22ZM34 85V86H33ZM38 85V86H37ZM74 85H77V86H79V87H77V86H74ZM83 85V86H82ZM93 85H94V87H93ZM127 85H130L131 87H128ZM133 85V86H132ZM140 85V86H139ZM144 85V87H142V86ZM154 85V86H153ZM163 85V86H162ZM165 85V86H164ZM167 85V86H166ZM174 85V86H173ZM176 85V86H175ZM190 85V87H192V89L190 90L189 89V87L188 86ZM222 85V86H221ZM227 87H225V86ZM232 85V89H231V86ZM248 85V86H247ZM18 86H20V87H18ZM61 86V87H60ZM107 86H108V89H110V88H112V86H113V89H114V91H113V89H110V90H108L107 89ZM150 86H152V88L150 87ZM180 86H182V91H180ZM187 86V87H186ZM233 86H234V88H233ZM247 86V87H246ZM15 87V88H14ZM87 87V88H86ZM89 87V88H88ZM103 87H105V88H103ZM110 87V88H109ZM145 87H148V89H146ZM158 87V89H155V88H157ZM164 89H166V90H164ZM178 87V88H177ZM197 87V88H196ZM208 87V88H207ZM227 91V89L229 90V91H227L226 93H227V95H225L226 93L224 92L225 90L223 89V88ZM237 87H238V89H237ZM251 89H250V88ZM4 88H5V90L6 91H4ZM20 88V89H19ZM45 88V89H44ZM48 88V89H47ZM53 88H54V90H56V91H54L53 90ZM58 88H59V90H58ZM73 88V89H72ZM78 88V89H77ZM97 88V89H96ZM126 88H128L129 90H126ZM134 88V89H135ZM199 88H200V90H199ZM214 89V91H213V89ZM222 88V89H221ZM230 88V89H229ZM247 88V89H246ZM252 88H253V90H252ZM255 88V89H254ZM15 89V90H14ZM18 89V90H17ZM61 89V90H60ZM101 91H100V90ZM103 89V90H102ZM155 89V90H154ZM174 89V90H173ZM183 89H185V90H183ZM188 89V90H187ZM201 89H205V90H201ZM212 89V90H211ZM239 89H240V91H242L241 93L243 94L244 92H245V90H246V93L245 94H241L240 93V91H239ZM250 89V90H249ZM28 90V91H27ZM37 90V91H36ZM44 90V91H43ZM75 90H77V93L75 94ZM80 90H82V92L80 91ZM91 90V91H90ZM119 90V91H118ZM132 90V91H131ZM154 90V91H153ZM163 92H162V91ZM176 90V91H175ZM180 92H179V91ZM187 90V92H185V93H187L188 94V96H187V94H184V91H186ZM196 90V91H195ZM223 90V91H222ZM230 90H232V92L230 91ZM234 90H235V93H233L234 92ZM244 90V91H243ZM255 90V91H254ZM257 90H258V92H257ZM25 91V92H24ZM33 91V92H32ZM59 91V92H58ZM61 91H63V92H61ZM74 91V92H73ZM87 91V92H86ZM89 91H90V93H89ZM129 91V92H128ZM138 91V92H137ZM144 91V92H143ZM175 91V92H174ZM190 91H191V93H190ZM203 91V92H202ZM218 91V93L216 94V92ZM221 91L223 92V94L221 93ZM239 93V97L240 98H242L243 99V97L245 98V97H247V101L245 100V99H243L242 100V102H241V100H236V98H238V96H236V95H234V94H237V92ZM248 91V92H247ZM7 92V93H6ZM44 92H45V94H46V97L48 98V99H46V97H42L43 95H44ZM51 92H53V93H51ZM55 92H56V94L58 95V96H56V94H55ZM67 93L68 95H66V96H69V98L71 99H73V101L72 100H70L68 97H65V93ZM79 92V93H78ZM110 94H109V93ZM113 92V93H112ZM116 92V93H115ZM123 92H124V96H128L127 98H125L124 96H123ZM131 92H133V95H132V93ZM162 93V95H161V93ZM165 92V93H164ZM174 92V94H176V93H178V95H180V96H178L177 94V97H176V95H174V94H172V97H174V98H172L171 97V95L169 96V94H171V93H173ZM199 92H201V94L202 95H200V93ZM211 93L212 92V94L213 95H211L210 96V94L209 95H207L208 93ZM249 92H250V94H249ZM252 92V93H251ZM3 93V94H2ZM6 93V95L4 96V94ZM13 93V94H12ZM15 93H17V94H15ZM28 93V94H27ZM30 93V94H29ZM33 93H34V95L36 96H34L33 95ZM60 93H62L61 95H59ZM64 93V94H63ZM74 93V95H72ZM85 93V94H84ZM86 93L89 95V104H88V98H87V95H86ZM100 93H103V94H100ZM126 93V94H125ZM128 93H131V94H128ZM136 93V94H135ZM139 93H140V95H139ZM146 94V96H145V94ZM195 93V95L196 94H198V95H196V96H201V98H197L195 95L193 96V94ZM221 93V94H220ZM229 93H230V95H229ZM233 93V94H232ZM254 93V94H253ZM257 93H262L261 95H263V97L260 95H257ZM12 94V95H11ZM84 94V95H83ZM91 94H95V97H96V94H97V102L98 103H94V104H92L91 103ZM112 94V95H111ZM115 94H116V96H115ZM134 94H135V96H136V99H135V96H134ZM166 94H168V95H166ZM182 94H184V97H186V98H188L187 99V101H189V103H187L186 102V100H181L180 99V97L181 96H183ZM204 94V95H203ZM210 98H208L206 95ZM248 94V95H247ZM251 94H252V96H251ZM16 95V96H15ZM21 95H22V97H21ZM28 95H29V97H28ZM76 95V96H75ZM82 95V96H81ZM113 96V97H111V96ZM118 95V96H117ZM129 95H131V97L133 98V100L132 99H130L131 97L129 96ZM145 96V97H143V96ZM190 95V96H189ZM217 95V96H216ZM236 96V97H234V96ZM238 95V94H237ZM3 96V97H2ZM12 97V98H8V101L7 102H4V99H6L7 97ZM34 96V97H33ZM59 96H64L65 98H62V97H59ZM79 96H81V98L79 97ZM108 96H110V98H108ZM134 96V97H133ZM143 98H142V97ZM162 96V97H161ZM169 96V97H168ZM192 96V97H191ZM206 96V97H205ZM218 96H221V98H223V99H220V97H218ZM251 96V97H250ZM253 96H254V98H253ZM259 96V97H258ZM6 97V98H5ZM14 97V98H13ZM39 97V98H38ZM52 97V98H51ZM59 97V98H58ZM138 97V98H137ZM166 97H167V102L166 101H163L164 99L166 100ZM184 97H182L183 99H186V98H184ZM189 97H191L192 98V100H191V98H189ZM196 97V98H195ZM206 98V102L204 101L205 100V98ZM211 97H213L212 99H211ZM228 98V100H226L225 98ZM255 97H256V100H254L253 101V99H255ZM28 98H29V100H28ZM32 98V99H31ZM33 98H38V100H40V101H38V100H36V99H33ZM76 98H77V100H78V102H77V100H76ZM79 98V99H78ZM87 98V99H86ZM124 98V99H123ZM129 98V99H128ZM155 98H156V102L157 103H155V102H152L151 104H149V100L148 99H151V101H155ZM158 98H159V100H160V102H161V100H162V102L164 103V104H162V103H158ZM164 98V99H163ZM195 98V99H194ZM204 98V99H203ZM215 98V99H214ZM239 98V99H240ZM251 98H253L252 100H251ZM32 101H31V100ZM46 99V100H45ZM64 99H66V100H64ZM67 99H68V104H67ZM100 99V100H99ZM118 99V100H117ZM122 99H123V101H122ZM129 100V102L127 101H125V100ZM145 99H146V101L148 100V102L146 103V101H145ZM178 99H180L182 102H184V103H182L180 100L178 101ZM199 100V102L198 101H196V100ZM207 99H209V100H207ZM226 100V102H224L223 103V101H225ZM250 99V100H249ZM259 101H258V100ZM262 99V100H261ZM7 100V99H6ZM5 100V101H6ZM17 100V101H16ZM27 100V101H26ZM43 100V101H42ZM45 100V101H44ZM51 103H49L48 101ZM59 102H58V101ZM70 100V101H69ZM80 100V101H79ZM109 100V101H108ZM113 100V101H112ZM135 100V101H134ZM137 100H140L139 102H136ZM158 100V101H157ZM193 100H194V103H193ZM200 100H201V103H200ZM210 100H211V102L213 101L214 103H211L210 102ZM217 100H220V101H217ZM230 100H232V101H234L236 104H237V106L236 105H234L235 103H233V102H228V101H230ZM247 102V103H249V104H247L245 101ZM260 100H261V102H260ZM10 101V102H9ZM50 104V106L48 105V103ZM74 101H75V103H76V107H77V105H78V107L76 108L75 106H74ZM82 101H86V102H84V104L82 103ZM134 101V102H133ZM144 101H145V103H144ZM173 101H175V102H173ZM190 101H191V103H190ZM251 101H252V104L250 105V103H251ZM16 102V103H15ZM36 102H38V103H36ZM43 102H44V105H42L43 104ZM55 103V105H54V103ZM56 102H58V104L56 103ZM67 104V105H69V107L67 106V105H64L65 103ZM79 102H81V103H79ZM109 103V105H108V103ZM123 102V103H122ZM171 103L170 105H171V109L170 108H167V105L169 104V103ZM197 102V104H195ZM222 102V103H221ZM258 102H260V103H258ZM32 103V104H31ZM42 103V104H41ZM46 103V104H45ZM53 103V104H52ZM61 103V107H60V104ZM74 103V104H73ZM80 105H79V104ZM116 105H115V104ZM124 103L126 104L127 103V105H124ZM128 103H135L136 105H128ZM141 103V104H140ZM144 103V104H143ZM168 103V104H167ZM174 103H176V104H174ZM178 103H180V107H178L179 106V104ZM185 103H187L188 104V107H187V109L185 108V106L187 105V104H185ZM193 103V104H192ZM209 103H211V104H209ZM219 105H221V107L222 106H224V104H225V106L224 107H218V104ZM233 103V104H232ZM13 104V105H12ZM20 104V105H19ZM37 104H39V105H37ZM41 104V105H40ZM71 104H73V106L71 105ZM88 104V105H87ZM139 104H140V107H143V105L145 106V109H144V107H143V111H144V114H143V112H140V111H142V109L139 107ZM143 104V105H142ZM156 104V105H155ZM159 104V106H157ZM181 104H184L183 106L181 105ZM192 104V105H191ZM206 104H209V105H206ZM231 104V105H230ZM260 104V105H259ZM48 105V106H47ZM92 105V106H91ZM102 105H104V106H106V107H104V106H102ZM142 105V106H141ZM151 105V107H149V106ZM164 105V106H163ZM170 105H168V107L170 106ZM173 105H174V107H173ZM177 107H176V106ZM197 105V106H196ZM203 105H206L207 107L209 106H211L210 107V111H208V109H207V111H206V114L207 113H212V114H210V115H205V109L207 108L206 106H204V108H202L203 107ZM213 105H215V106H213ZM240 105V106H239ZM241 105H242V107L244 106L245 108H242L241 107ZM6 106V107H5ZM10 106H12V107H10ZM32 106V107H31ZM34 106H36V107H34ZM39 106H41V107H39ZM46 107V108H44L43 109V107ZM67 106V107H66ZM82 106V107H81ZM94 106V107H93ZM108 106V107H107ZM155 106V108H153ZM157 106V107H156ZM202 106V107H201ZM226 106H227V108H228V110H227V112H226V109H224L223 110V108H226ZM233 106H236V108L234 107V109L235 110H240L239 112L238 111H235L234 109H233ZM246 106H248L247 108H246ZM255 106H257V107H255ZM23 107H25L26 109H24ZM71 107V108H70ZM73 107V108H72ZM80 107H81V109H80ZM98 107V108H97ZM104 107V108H103ZM117 107V108H116ZM124 107V108H123ZM172 107H173V109L175 110V111H173L172 110ZM183 107H184V109H183ZM196 107V109H200L199 111L198 110H196V109H194L193 110V108H195ZM206 107V108H205ZM215 107V109H212L211 110V108H214ZM217 107V108H216ZM232 107V108H231ZM237 107H238V109H237ZM241 107V108H240ZM3 108H5V109H3ZM20 108V109H19ZM30 109V113L29 112H26L25 110H27V111H29V109ZM37 108H38V110H37ZM42 109V110H40V109ZM53 108V109H52ZM86 108H87V110H86ZM95 109V110H92V109ZM96 108L97 109H99V111H97L96 110ZM113 108H114V110H113ZM116 108V109H115ZM141 109L140 111L138 110V109ZM150 108H151V110H150ZM179 108V109H178ZM218 108H219V110H218ZM257 108V109H256ZM12 109V110H11ZM50 109H52V111L50 110ZM56 109V110H55ZM63 109H64V111H63ZM68 109L69 110H72V112L71 111H68ZM78 109V110H77ZM106 109V110H105ZM121 109V110H120ZM154 109V110H153ZM159 109V110H158ZM204 109V110H203ZM248 109V110H247ZM255 109V111H253V110ZM35 110V111H34ZM53 110L55 111V112H53ZM75 110V111H74ZM79 110H83V111H85L84 113H88V118H87V113L86 114H84L83 113V111H80V113L79 112H76V111H79ZM90 111V113H89V111ZM109 112H108V111ZM154 111L153 113H151L150 111ZM156 110V111H155ZM171 110V111H170ZM176 110H181L180 112L179 111H177V113H176ZM186 110V111H185ZM187 110H189L188 112H187ZM192 110V111H191ZM197 112H196V111ZM244 110V114L247 112V111H249V113H252L253 114V118H254V116H255V119L256 120H250L251 122H253L254 124H255V122H258V123H256L255 125L253 124L252 125V123L250 122V121H248L249 119H253L252 118V116H251V114H248V112L245 114V115H247L248 114V116L249 117H247V116H245L244 114H242L243 111ZM246 110V111H245ZM251 110V111H250ZM261 110V111H260ZM33 111V112H32ZM37 111V113H35ZM48 111V112H47ZM60 111V112H59ZM67 111H68V113L69 114H67ZM102 111H103V113H102ZM111 111V112H110ZM139 111V112H138ZM145 111H147V115H145L146 113H145ZM158 111V112H157ZM170 111V112H169ZM214 111H216L215 113H213ZM259 111V112H258ZM16 113V115L14 116V114ZM38 112H43V113H41V114H39ZM44 112H46V113H44ZM56 112H59V116H58V113H56ZM123 112V113H122ZM173 112V113H172ZM187 112V113H186ZM192 112V113H191ZM193 112H196V113H194L193 114ZM202 112H204L203 114L205 115V117H204V115L202 114L201 115V113ZM234 112H236V113H234ZM263 112V113H262ZM26 113H28V114H30V115H34V116H32V118H30L31 116H29L28 114V120H30V121H28L27 120V116H26ZM48 113V114H47ZM53 114V116L51 115V114ZM63 113V114H62ZM95 113V114H94ZM114 113V114H113ZM151 113V114H150ZM227 113V114H226ZM237 113H239V114H237ZM9 114V115H8ZM25 114V115H24ZM49 114H50V116H49ZM77 114V115H76ZM90 114H94V115H91L90 116ZM104 115V116H102V115ZM106 114V115H105ZM122 114V115H121ZM125 114H127V116L128 117H130V118H128V117H126L125 116ZM169 114H171V116L169 115ZM186 114H189V115H186ZM190 114L191 115H193L194 117H195V120H196V126H195V123L193 124V122H194V117H192V119H190L191 118V116H190ZM216 114V116H214ZM217 114H219V115H217ZM262 114V115H261ZM6 115H7V119L6 118H4V117H6ZM13 115V116H12ZM21 115L22 116H25V117H21ZM38 115H41L42 117H43V115L44 116H48V118L47 117H44V118H42V117H40V116H38ZM54 115H56V116H54ZM69 115H72L71 116V119H70V116ZM96 115V116H95ZM99 115V116H98ZM145 115V116H144ZM168 116V118H167V116ZM183 115H186V116H188L187 118H186V116H184V117H182ZM213 115V116H212ZM220 115H223V116H220ZM230 116V118H229V116ZM257 115H258V117H257ZM10 118H9V117ZM63 116H65V117H63ZM68 116H69V118H68ZM103 118H102V117ZM110 116V117H109ZM113 116V118H111ZM117 116V117H116ZM140 116V117H139ZM146 116H148V117H146ZM150 116H153V117H151V121H149V119H150ZM169 116L171 117L170 119L171 120H173V122H171V120L169 119ZM173 116V117H172ZM178 116H181L180 118L178 117ZM190 116V117H189ZM198 116H200V118L198 117ZM209 116L210 117H212V118H209ZM224 116L227 118V119H224ZM242 118H241V117ZM13 117V118H12ZM19 119H18V118ZM36 117V118H35ZM38 117L40 118V122H41V119H42V122L44 121H46L45 123L43 122H41L43 125H41V124H39L40 122H39V119H38ZM67 117V118H66ZM76 117V118H75ZM79 117V118H78ZM95 117V118H94ZM125 119H124V118ZM142 117H144V118H142ZM155 117V118H154ZM157 117V118H156ZM162 117V118H161ZM167 119H165V118ZM179 118L178 120H177V118ZM209 118V120H211V121H209L208 120V118ZM218 117V118H217ZM238 117H240V119L238 118ZM259 117L261 118L260 120H259ZM1 118H3L4 120L2 121V119ZM12 118V120L10 121V119ZM22 118L25 120V123H24V120H22ZM47 118V119H46ZM56 120H54V119ZM72 118L74 119V121L72 120ZM81 118H82V120H81ZM105 118H107V120L105 119ZM118 118H119V120H118ZM147 118H149V119H147ZM165 120H164V119ZM174 118H176V120H174ZM185 119L186 121H184L183 119ZM205 120H204V119ZM216 118V122H217V119H222V122H224V123H226V126L225 127H223V129L222 128H220L221 126H223V125H221L220 126V124H224V123H222L221 121H220V119L218 120V121H220V124H219V122H215V123H213V120ZM238 120H237V119ZM245 118H247L246 119V121H248V125H249V122H250V125H251V127H247V122L245 121V122H242L241 123V121H244L245 120ZM33 119V120H32ZM36 119H38V120H36ZM43 119H46V120H43ZM54 120V121H52V120ZM67 119H69V120H67ZM87 119H89V120H87ZM94 119V120H93ZM98 119V120H97ZM104 119H105V121H107V123H108V121H110V125H111V127H109L105 122H104ZM116 121H115V120ZM142 119H145V120H142ZM155 119H156V121H155ZM161 119H163V121H164V124L161 122V123H159L158 122V120H161ZM169 119V120H168ZM198 119V120H197ZM201 119V120H200ZM236 119V120H235ZM244 119V120H243ZM13 120H14V122H13ZM20 120H22V121H20ZM119 121V123H117L118 121ZM124 122H123V121ZM146 120H148V122H146ZM180 120H182V121H180ZM190 120V121H189ZM191 120H193V122H191ZM209 121L210 123H208V126H210V125H213V124H215V126H217V127H215V126H213V127H215L214 129H211L212 128V126H210L209 127V129H206L208 126H205L206 125V123L205 122H207V121ZM234 120V121H233ZM6 121H10V124L12 125H10L9 123H7ZM17 121V122H16ZM35 121V122H34ZM65 121V122H64ZM79 121V122H78ZM99 121H103V123L100 125L99 124ZM117 123V124H115V122ZM144 121V122H143ZM154 121V123H153V125H151L150 124V122L152 123ZM165 121H166V123H165ZM168 121H170L169 123L170 124H172V126L170 125V124H168ZM188 121H189V123H188ZM198 121H201V123L202 124H205V125H203V127L201 126V123L199 124V123H197ZM226 121V122H225ZM255 121V122H254ZM261 121H264V120H261ZM13 122V123H12ZM29 122V123H28ZM39 122V123H38ZM59 122H61V123H59ZM87 122V123H86ZM95 122H97V124H99V125H97L96 123V127H99V129L98 130H100V131H98L97 130V128L95 127L94 128V123ZM114 122V123H113ZM121 122H123V123H121ZM129 122V123H128ZM139 123V124H137V123ZM141 122H143V123H141ZM146 122V123H145ZM182 122H184V124L182 123ZM19 125H18V124ZM25 125H24V124ZM30 123H32V125L30 124ZM37 123L39 124L38 126H40V127H38V129H40V131L37 129ZM54 123V124H53ZM70 123V124H69ZM72 123H76V128L74 129V125L72 124ZM91 123H92V127L90 126L91 125ZM133 123V125H131ZM145 123V124H144ZM176 123H177V125H178V127L176 126ZM180 123V124H179ZM229 123H230V125H229ZM241 123V124H240ZM246 123V124H245ZM22 124V125H21ZM47 124H48V126H47ZM59 124V125H58ZM62 124V126L60 127V125ZM66 124H68V125H66ZM85 124V125H84ZM118 124H120V125H123V124H125V125H123L124 127H122V126H120V127H122V129H124L125 127V132L118 126ZM137 124V125H136ZM144 124V126H142ZM165 124H166V127H165ZM184 126H182V125ZM186 124V125H185ZM191 125V126H188V125ZM195 126V127H198V125H200L198 128H193V125ZM210 124V125H209ZM217 124V125H216ZM245 124V125H244ZM261 124H263L262 125V127H260V125ZM8 125V126H7ZM18 126L19 127V129L21 130V127H23L22 129H23V133H20V132H22V130L20 131V132H18V129L16 128V127H14V129H13V126ZM24 125V126H23ZM56 125H58L59 127L56 129L55 128V130L53 129ZM65 125L68 127H65ZM141 125V126H140ZM146 125V126H145ZM148 125H150V127L148 126ZM164 125V126H163ZM181 125V126H180ZM258 126V127H256V129H255V131L254 132H256V130H257V133H254L253 132V130H254V128L253 127H255V126ZM10 126L12 127V129L10 128ZM21 126V127H20ZM32 126V127H31ZM79 126V127H78ZM86 126V127H85ZM91 128H90V127ZM104 126V127H103ZM116 126H117V128H116ZM132 126V127H131ZM136 128H134V127ZM139 126H140V129H138L139 128ZM175 126H176V129H175ZM205 126V127H204ZM232 126H235V127H232ZM239 126H241V127H239ZM53 127V128H52ZM64 127H65V129H66V131H65V129H64ZM107 127V128H106ZM115 127V128H114ZM142 127H144V129L142 128ZM147 127H149V128H151V129H153L152 131H151V129L149 130V128L148 129H146ZM160 127V128H159ZM161 127H165V128H167V129H161ZM171 127V128H170ZM173 127H174V129L176 130V132H174V129H173ZM179 127H181L180 128V132L178 131L179 130ZM230 127V128H229ZM237 127H239V128H241V129H239V128H237ZM243 127V128H242ZM260 127V129H258ZM1 128V129H2ZM26 129V131H28V132H26L25 131V129ZM45 128V129H44ZM47 128V129H46ZM64 130L65 131V133H63V132H61V130ZM71 128H72V130H71ZM89 128H90V130H92V131H90L89 130ZM93 128V129H92ZM102 128V129H101ZM133 130H132V129ZM154 128H155V130H154ZM156 128H159V129H156ZM183 128V129H182ZM195 129V130H193V129ZM204 129V131L206 132V133H202V132H204L203 131V129ZM218 130H223V132L222 131H220V132H216V130L217 129ZM232 128H234V129H232ZM244 128H246V129H244ZM250 128V129H249ZM262 128V129H261ZM11 129V131H9ZM34 129L36 130V131H39L41 134L42 133H44V134H42V136L41 135H39L40 133H37L36 131L34 132ZM44 129V130H43ZM84 129V130H83ZM110 129V130H109ZM121 129V130H120ZM131 129V130H130ZM143 129V130H142ZM145 129L146 130H148L147 132L145 131ZM168 129H172V131L170 130H168ZM178 129V130H177ZM200 129H202V131L201 132H199L200 131ZM224 129L226 130L225 132H226V139H224V135L223 136H220V138L222 139H220L219 138V136L217 135V133H219V135L221 134H225V132H224ZM228 129V130H227ZM237 129V130H236ZM46 130H47V132H46ZM50 130H53V131H56V133H54L53 131L51 132V133H48ZM73 130H76V132H74ZM78 130V131H77ZM84 131V132H82L83 133V136H84V134H85V137H83L82 136V133H81V131ZM86 130H88L87 132H86ZM120 132V135H118V131ZM159 130V131H158ZM161 130H162V132H161ZM184 130V131H183ZM192 130H193V132L194 133H191L192 132ZM199 130V131H198ZM207 130V131H206ZM208 130H210V132H208ZM212 130V131H211ZM244 130H249V131H247L248 133H251V132H253V133H251V135L249 134V137H248V135L246 136V131L244 132ZM259 130V131H258ZM260 130L262 131V133L260 132ZM16 131V132H15ZM25 131V132H24ZM29 131L31 132V134L29 135ZM60 131V132H59ZM80 131V132H79ZM102 131H104V133L102 132ZM106 131V132H105ZM114 131H116V132H118L117 133V136H116V134H114ZM122 131V132H121ZM127 131V132H126ZM129 131V132H128ZM144 131V132H143ZM151 133H154L153 131H155V134H151ZM195 131H198V132H195ZM216 132V134H215V132ZM227 131H229V132H227ZM234 131H237L236 133L234 132ZM239 131V132H238ZM14 132V133H13ZM71 132H73V134L71 133ZM141 132V134H139ZM159 132V133H158ZM161 132V133H160ZM169 132V133H168ZM16 133L18 134L19 133V136L18 135H16ZM25 133V135H26V138L24 137V134ZM26 133H28V134H26ZM34 133H37L36 135L34 134ZM45 133H46V135H47V138H44V136H46L45 135ZM57 133L59 134L58 136H57ZM71 133V134H70ZM78 134V136H77V134ZM111 133H113V135L111 134ZM122 133V134H121ZM126 135V136H123L124 134ZM127 133H128V136H127ZM156 133L158 134V137H156L155 135H156ZM176 133V134H175ZM179 133H182V134H179ZM191 133V134H190ZM199 133H202V134H204V135H202V134H199ZM213 135H212V134ZM238 133V134H237ZM241 133H243V135L241 134ZM10 134V136H8ZM12 134H15L16 136L14 137V135H12ZM54 134V136H52ZM62 134H64L63 136H62ZM91 134V135H90ZM94 134H95V136H94ZM98 134V135H97ZM135 134H139L141 137L143 136V135H145V137L143 136L142 138L140 137V136H138V135H135ZM148 134V135H147ZM149 134H151L152 135V138L154 137V138H156L158 141H157V144L158 145H154V142H155V140L156 139H152V141L153 142H150V137H148L149 136ZM160 134V135H159ZM162 134H164V135H162ZM169 134H171V135H169ZM193 134H196V135H193ZM209 136H208V135ZM236 135V136H233V135ZM240 134V135H239ZM245 134V135H244ZM257 136H256V135ZM21 135H23V136H21ZM27 135H29L31 138L29 139V136H27ZM88 135V136H87ZM166 135V136H165ZM173 135H174V137H173ZM178 135V136H177ZM181 135H182V137H181ZM198 135H202L200 138H198L199 140H197V137H199ZM216 135V136H215ZM230 137H229V136ZM256 137H255V136ZM261 135H263V139H262V137L260 138V136ZM4 136H6V137H4ZM18 136V137H17ZM36 136V137H35ZM57 136V138H55ZM59 136H60V139H59ZM69 136H72L73 138L72 139H70L69 138ZM92 136V138L93 139H96L97 140V143L95 144V142H96V140H95V142H93L94 140L92 139V138H90ZM101 138H100V137ZM103 136H107V142H111V143H113L114 142V140H115V144L113 143L112 145H111V143L110 144H108L107 142H105L104 140H105V138L103 139L102 137ZM110 136H112V137H110ZM137 136V137H136ZM164 138H162V137ZM165 136V137H164ZM189 136V137H188ZM195 136H196V141H195ZM203 136H204V138H203ZM206 136V137H205ZM211 136V137H210ZM244 136V137H243ZM246 136V137H245ZM32 137H33V140H32ZM38 137V138H37ZM40 137V138H39ZM53 137V138H52ZM63 137H64V139L65 140H63ZM74 137H76L77 138V140H76V138H74ZM80 137V138H79ZM85 138V141H84V139L83 138ZM100 139H99V138ZM115 137V139L113 140V138ZM116 137H117V139H116ZM125 137L127 138V139H129V138H131L132 137V139L130 140L131 142V145L133 146V145H135V146H133V147H131V145H130V143H129V140H127L126 139V142H125ZM136 137V138H135ZM139 137V138H138ZM146 137H148V138H146ZM192 137V138H191ZM208 137V138H207ZM210 137V138H209ZM217 137V138H219L220 140H221V142L222 143H224V144H222V143H220V140H218L217 138H216V145H219V147L221 146H224L225 144H226V142H231V146H230V144L228 145V143L226 144L227 145V147L229 148H231V149H228V148H226V145L224 146V147H214V146H212L214 143H213V141L215 142V138ZM227 137H228V139H227ZM232 137V138H231ZM252 137V138H251ZM259 137V138H258ZM6 138V139H5ZM19 138H21V139H19ZM22 138H25V140H26V144H25V141L23 142L22 141ZM34 138H35V140L36 141H40L39 142V144H36L37 142H34ZM52 138V139H51ZM87 138H89V139H87ZM109 138H111V139H109ZM167 138V140L168 141H166L165 139ZM174 140H173V139ZM191 138V139H190ZM194 138V139H193ZM212 138H213V140H212ZM238 140V141H240L242 144H244V145H242L240 142H238V141H236V139ZM240 138V139H239ZM249 138V139H248ZM256 138H258V141L256 140ZM19 140V141H17V140ZM43 139V143H44V146H43V143H42V140ZM70 141H69V140ZM74 139V140H73ZM82 141H81V140ZM101 139H102V141H101ZM133 139H135V140H133ZM139 139H144V140H140V141H138ZM147 139H150V140H147ZM159 139L161 140V141H159ZM162 139H163V142L165 143V144H170L169 146H164V143L162 142ZM170 139H172V140H170ZM186 139H187V141L189 142H187L186 141ZM194 140L195 141V143H194V141H193V144L192 145H190L192 142H190V140ZM207 139V140H206ZM212 140V141H210V140ZM245 139V141H247L248 143H246L247 145H245V143H243L244 140ZM259 139H262V141L261 140H259ZM5 140H8V142L7 141H5ZM24 140V139H23ZM33 141V143H32V141ZM51 142H50V141ZM66 141L67 140V142H69V143H71V142H73V144H71V146L69 147V148H67V147H65L66 145H70V144H68V143H66V144H63L64 142L63 141ZM109 140V141H108ZM121 140H123L124 142L122 143V141ZM136 140H137V142H136ZM176 140V141H175ZM223 140L224 141H226V142H223ZM230 140V141H229ZM232 140V141H231ZM252 140H255L256 142H260L259 144L258 143H256L255 141L253 142ZM5 141V142H4ZM17 141V142H16ZM25 144V145H21V143L22 142ZM30 141V143H28ZM49 141V142H48ZM59 143H58V142ZM80 143H79V142ZM83 141H84V143L86 142L87 143V141H89L88 143H87V146H89V148L86 146V144H84L83 143ZM119 142V144L121 143L122 144V146H123V149H124V147H125V145H127V149L125 148L124 150H125V152H124V150L123 149H119V148H121L120 147V145H118V142ZM143 141V142H142ZM145 141V142H144ZM148 143H147V142ZM173 141V142H172ZM186 143H185V142ZM200 141V142H199ZM210 141V142H209ZM236 142V143H234V142ZM251 143H250V142ZM15 142L16 143H20L18 146H16L15 145ZM46 142V143H45ZM47 142H48V144H47ZM53 142V143H52ZM74 142H76V144H74ZM82 142V143H81ZM90 142H93V144L92 143H90ZM161 142V143H160ZM172 142V143H171ZM177 142H179V144L181 145V144H183V145H181V146H183L185 149L183 150H181V148H183V147H181V146H179V144L177 143ZM183 142V143H182ZM13 143V144H12ZM32 143V144H31ZM128 143V144H127ZM134 143V144H133ZM137 143V144H136ZM145 143V145H148L149 144V146L147 147L146 146V148H147V151H146V148L143 146V148H141L140 146H138V145H143ZM147 143V144H146ZM150 143H151V145H152V147H150ZM163 143V144H162ZM173 143H174V145H173ZM175 143H176V147H180L179 149V153H176V151L178 150L177 148V150L175 151ZM198 144V146H200L199 147V149H197L198 147H196L195 148V146ZM203 143V145H201ZM209 143H211L212 145H209ZM238 143V144H237ZM250 143V144H249ZM253 143V144H252ZM255 143L257 144L256 146H258L257 147V151H256V149H253L254 148V146H255ZM6 144V147L4 148V147H2V145L4 146ZM34 144H35V146H34ZM50 144V145H49ZM80 144H82V145H80ZM104 145L103 147H105V145H106V147H109L110 148V150L108 151V149L109 148H106L105 149V151L102 149V146H100V145ZM155 144H156V142H155ZM160 144V145H159ZM178 144V145H177ZM184 144H185V146H184ZM196 144V145H195ZM220 144H222V145H220ZM236 144V145H235ZM253 145V146H251L250 147V145ZM261 144L263 145L262 147H261ZM15 145V146H14ZM32 145V146H31ZM38 146V148H37V146ZM52 145V146H51ZM57 145H59V146H57ZM62 145L64 146L63 148H64V150H65V148H66V150L65 151H67V152H65L63 149H62ZM75 145H77L76 146V148H75ZM80 145V146H79ZM119 146L118 148H117V150H116V148H113L114 146ZM189 145V146H188ZM240 145V147H238ZM9 146V149L10 150H8V147ZM15 147V148H13V147ZM19 146H22V147H19ZM24 146V147H23ZM26 146V147H25ZM28 146H29V148L31 147V149L33 150L34 148V152L33 151H31V149H28ZM34 146V147H33ZM57 146V147H56ZM73 146H74V148H73ZM82 146V147H81ZM83 146H85V148L83 147ZM100 146V147H99ZM110 146H113V147H110ZM128 146L130 147V148H133V149H135L136 147H138L137 149H141V153H137L139 150H135L136 151V153L134 152V151H132L133 149H130L129 150V148H128ZM154 146L156 147V148H154ZM158 146V147H157ZM159 146H163V148L161 147L160 149H158L159 148ZM191 146H194V148L195 149H193V147H191ZM207 146L209 147V148H207ZM242 146V147H241ZM246 146H248L247 148H246ZM263 149H261L260 147ZM17 147H19V149L17 148ZM51 149H53V151H52V149L51 150H49V148ZM54 147H55V151H54ZM78 147V148H77ZM135 147V148H134ZM169 147H170V149H169ZM171 147H173L174 149L172 150V148ZM216 148V149H214V151H213V148ZM234 147H238V148H236L235 150H234ZM243 147H244V149H243ZM253 147V148H252ZM1 148H4V149H2L1 150ZM25 148V150L26 151H30V153L28 154V152H25L23 149ZM61 148V149H60ZM72 148V149H71ZM79 148H82V149H79ZM91 148V149H90ZM111 148H112V150H111ZM145 148V149H144ZM154 148V151L152 150ZM166 148L168 149V150H172L170 153H169V151L168 150H166ZM192 150V152H190L191 150ZM207 148V149H206ZM226 150H225V149ZM245 148L247 149L246 150V152H247V154H249V156L247 157V154L245 155ZM249 148V149H248ZM256 148V147H255ZM258 148H260L259 150H258ZM6 149L8 150V152L6 151ZM11 149H12V151H11ZM22 149V150H21ZM36 149H38V150H36ZM85 149H87V150H89L88 151V153H87V151H85ZM143 149H144V151H143ZM151 149V150H150ZM158 149V150H157ZM209 149V150H208ZM222 149H224V150H222ZM241 149L243 150L242 152L244 153V155H243V153L241 152ZM3 150H5L4 152H3ZM18 150H20V151H18ZM63 150V151H62ZM80 150H82L81 152H79ZM84 150V151H83ZM92 150V151H91ZM103 152H102V151ZM205 150H207V151H205ZM212 152H211V151ZM217 150V151H216ZM229 150V151H228ZM240 150V153H242V156H243V158H241L242 156H240L241 154H239V152H237V151H239ZM251 150H253V151H255V152H258V151H260V152H258V153H255V152H249V151ZM3 153H2V152ZM9 151H10V155L8 154L9 153ZM45 152L46 153V155L43 153V152ZM71 151V152H70ZM107 151V152H106ZM131 151V152H130ZM148 151H150V154H148V153H146V152H148ZM155 152V153H157V152H159V154H161V153H163V151H164V153H166V151H167V153H169V154H171L172 156H170V155H167V154H164L163 153V155L161 154L160 156H159V154L157 155V154H155V155H152V154H154V153H152V152ZM157 151V152H156ZM175 151V152H174ZM180 151H181V154H183V156H184V152L182 153V151H185V153H186V151H187V153L185 154V156H184V158H185V160H184V158H183V156L180 154ZM195 151V152H194ZM220 151H222L221 153H220ZM236 153H235V152ZM12 152V153H11ZM20 152V153H19ZM21 152H25V153H23L22 155H20L21 154ZM35 152H36V154L37 155H35ZM39 152H41V153H39ZM48 152V153H47ZM61 152H63V154L61 153ZM65 152V153H64ZM70 152V153H69ZM78 152V153H77ZM89 152H91V153H89ZM101 154L102 153V155H99V153ZM114 154H113V153ZM124 152V153H123ZM126 152H130L129 154H131V153H133V154H137V155H139V156H141L142 158L144 157L145 158V156H146V158L145 159H142L143 161H144V163H143V161L140 159L141 157H139V156H132V155H129L128 153H126ZM198 152H200V153H198ZM205 152H208V153H205ZM216 152H217V154H216ZM220 153V156H221V154L223 155V156H228V155H231V153H232V156L234 157L235 156V154H236V157H234V159H232V158H230L231 156H229V157H227V158H230L231 160V162L229 161V159H225V158H223V157H220L219 156V153ZM224 152H226V154H228L227 152H229V154L228 155H226V154H223ZM231 152V153H230ZM249 152V153H248ZM262 152V154L263 155H261L260 153ZM17 153V154H16ZM32 153V154H31ZM53 153H55V154H53ZM73 154V159H71L72 160V162L74 163V166H73V163L72 162H70L71 160H69L70 158H68V157H70L72 154ZM78 155V157H76L75 158V156H76V154ZM80 153H83V156H82V158H81V155H80ZM92 153L94 154V156L92 155ZM96 153V154H95ZM128 155V157L126 156V154ZM143 153V154H142ZM152 153V154H151ZM198 153V155H196ZM251 153H255V154H257V156L255 155V154H253L254 156H256V157H251V156H253ZM2 154H3V156L6 154L7 156L5 157L6 159H4V157H2ZM14 154H15V156H14ZM26 155V159H25V155ZM42 155L41 157L39 156V158H41V162L43 163V161H45L44 162V164L43 165H45V169H44V166H42V163L40 162V159L37 157L38 155ZM56 154H57V157H56ZM75 154V155H74ZM84 154H86V155H84ZM105 154H106V157L105 158H103V160L105 159L106 160V158L108 159L107 161H109V160H111L110 162H107V163H109L108 165H107V167H106V162H104L103 160H100L102 157H104L105 156ZM112 154V155H111ZM124 154H125V156L128 158H126V157H123L124 156ZM141 154V155H140ZM178 154V155H177ZM200 154V155H199ZM206 154H208V155H206ZM12 155V157L13 158H15V157H17V159L18 160H15V159H12L10 156ZM19 155V156H18ZM30 155V156H29ZM34 155V156H33ZM55 155V156H54ZM63 155H64V157H63ZM67 155H69V156H67ZM144 155V156H143ZM149 155V156H148ZM150 155H152V158H153V160H152V158H150L151 156ZM165 155V156H164ZM195 155L198 157V156H200V157H196L195 158ZM259 155V156H258ZM21 156V157H20ZM24 156V157H23ZM33 157V158H28L27 159V157ZM51 157V156H53V158L51 159V158H47L48 160L50 159L51 161H53V163L51 162V161H49L50 162V164L51 165H55L54 167L53 166H49V169H48V163H46V161H48L47 159L46 160H44L45 159V157ZM67 156V157H66ZM86 156V157H85ZM98 156V157H97ZM110 156H111V159H110ZM134 157V159L132 158V157ZM179 156L181 157L180 159H175V158H179ZM189 156V157H188ZM211 156V157H210ZM213 156V157H212ZM237 156H239L240 157V159L243 161H241L240 159H239V157H237ZM8 157V158H7ZM35 157H36V159H35ZM61 157H62V159H61ZM84 157V158H83ZM123 157V158H122ZM139 157V158H138ZM161 157V158H160ZM162 157H163V159H162ZM175 157V158H174ZM191 157V158H190ZM257 157H259V159H256ZM24 158V159H23ZM38 158V159H37ZM57 158H58V162L60 163H57ZM65 158H67V160L65 159ZM75 158V159H74ZM86 158V159H85ZM100 158V159H99ZM117 158V159H116ZM160 158V159H159ZM183 158V159H182ZM246 158V159H245ZM250 158V159H249ZM7 159H8V161H7ZM33 159V160H32ZM35 159V160H34ZM43 159V160H42ZM59 159H61V160H59ZM63 159H65L64 161H63ZM77 159H79V160H77ZM85 159V161L83 162V160ZM94 159V160H93ZM112 159H114V160H116V161H118V163L115 161L114 162V160L112 161ZM121 159V160H120ZM126 159V160H125ZM135 159H137V160H135ZM162 159V160H161ZM183 161H182V160ZM186 159H187V161H186ZM194 159V160H193ZM238 159L240 160V161H238ZM252 159V160H251ZM255 159V160H254ZM261 159V160H260ZM12 161V163H11V161ZM22 160V161H21ZM27 160V161H26ZM37 160V161H36ZM69 160V161H68ZM81 160H82V163H80L81 162ZM94 162H93V161ZM98 160H100V161H98ZM124 160V161H123ZM130 160H135L134 162L133 161H130ZM146 160H148V161H146ZM157 160V161H156ZM160 160H161V162H160ZM228 160V162H226ZM233 160V161H232ZM245 160H247L246 162H248V161H250L251 160V162H252V164L254 163V162H256V164L254 163V165H250L251 164V162L249 163L248 162V167L249 166H251L250 167V169L252 170H249V168H246L245 167V165H243V164H247L246 162H245ZM254 160V161H253ZM258 161V163H257V161ZM259 160L261 161V163L259 162ZM9 162V163H7V162ZM30 161V163H28ZM31 161H33L32 162V164H31ZM61 161H62V163H61ZM89 161V162H88ZM90 161H92V162H90ZM96 161V162H95ZM121 161V162H120ZM126 161H127V163H126ZM130 161V164H129V166H128V162ZM140 161H141V163H140ZM146 161V162H145ZM149 161H150V165L148 164L149 163ZM157 163H156V162ZM167 163V165L165 164V162ZM173 161V162H172ZM176 161V162H175ZM192 161V162H191ZM235 161V163H236V161H237V164H236V166L234 165L235 163H233L232 164V162H234ZM18 162V163H17ZM36 162V163H35ZM41 163V170L39 169V167H40V164L39 163ZM65 162V163H64ZM68 162V164H66ZM69 162H70V164H69ZM77 162V163H76ZM100 162V165H101V163L102 164H104V165H101V167H100V165L98 164ZM112 162V163H111ZM131 162H133V163H131ZM151 162H153V163H151ZM168 162L170 163V164H168ZM183 162H185V163H183ZM194 162V163H193ZM201 162H203V163H201ZM230 162V163H229ZM240 162V166H241V168L239 167V165H238V163ZM241 162H242V164H241ZM14 163V164H13ZM55 163V164H54ZM58 164V167H57V164ZM86 163H88L87 164V166H86ZM90 163H91V165H90ZM95 163V164H94ZM118 165H117V164ZM123 163H124V166L126 167H124L123 166ZM160 163V164H159ZM174 163H176V164H174ZM188 163V164H187ZM191 163V164H190ZM193 163V164H192ZM9 164H11V165H9ZM27 164V165H26ZM30 164H31V166H30ZM35 164V165H34ZM46 164H47V166H46ZM49 164V165H50ZM61 164L63 165V164H65V166L66 165H68V166H66L67 167V169L64 167V165L63 166H61ZM80 164H84V165H80ZM134 166H133V165ZM147 164V165H146ZM153 164V165H152ZM184 166H183V165ZM185 164H187V165H185ZM230 164V165H229ZM260 166H259V165ZM17 166L16 167V169H15V171L17 172V173H19V172H21V174L19 173V175H21L20 177H19V175H18V177H17V174H15V171H13V166ZM37 165V166H36ZM39 165V166H38ZM59 165H60V170H58L59 169ZM77 165V166H76ZM90 165V166H89ZM93 165V166H92ZM94 165H96L95 167H94ZM99 165V166H98ZM115 165H117V166H115ZM138 165V170H139V168H140V171L138 172V171H136L137 172V174L139 175V176H141L140 178H139V176L138 175H135L136 174V172H135V176L137 177H135V176H133V173H134V169H137V168H134V167H136ZM149 165V166H148ZM161 165V166H160ZM180 165L181 166H183V168H180V170L178 171V167H180ZM19 166V167H18ZM21 166V167H20ZM25 166V167H24ZM33 166V167H32ZM78 166H79V168H78ZM84 166H86V168L88 167L89 168V170H88V168L87 169H85V167ZM93 167V170H92V167ZM99 167V170L97 169L98 167ZM104 166V167H103ZM113 166V167H112ZM141 166V167H140ZM153 166H155L154 167V170H155V173H153L154 172V170H152L153 169ZM156 166H158V171L156 172ZM172 166V167H171ZM187 166V167H186ZM238 166V167H237ZM244 166V167H243ZM257 166H259V167H257ZM37 167H38V170L37 171H35L36 169H37ZM58 168L57 170H56V168ZM69 167H72V168H70L69 169ZM76 167V168H75ZM82 169H81V168ZM97 167V168H96ZM109 167V168H108ZM115 167V168H114ZM127 167H131V168H133L132 169V171H131V169L130 168H127ZM142 167H145V168H143L142 170H141V168ZM149 167V168H148ZM163 167V168H162ZM176 167H177V169H176ZM21 168L22 169V171H21V169H20V171H18L19 169ZM29 168V169H28ZM30 168L32 169V168H36L35 170H33L32 169V172H35V175L37 176V175H39V177H40V179H37L38 177H36L35 175H34V173H32V172H29V171H31L30 170ZM46 168H47V171H48V173H49V170H51L50 171V175H51V173H55V174H58L57 176H58V180H59V177H60V181H59V183H57V181L58 180H56L57 179V176L55 175V174H53V175H49L47 172H46ZM51 168V169H50ZM64 169V170H67L68 172H71V173H69L70 174V176H71V180L73 181V182H71V180H70V178H66V177H70V176H68L69 174H66L65 173V171L63 170V172H62V170L61 169ZM80 169V171L81 170H85V172L84 171H78V170H76V169ZM90 168H91V170H90ZM103 168H105V170H103ZM112 168V169H111ZM119 168H120V170H119ZM147 168V169H146ZM152 168V169H151ZM243 168H245V170H246V172L248 173V175H247V173L245 172V174H246V179H245V174H243L242 175V173L241 172H244V169ZM71 169H73V170H71ZM74 169H75V171H74ZM114 169H115V171H114ZM145 169V170H144ZM167 170L168 172H166V170H165V172L163 171L162 172V170ZM173 169V171H175L176 173H172L171 172V170ZM175 169V170H174ZM183 169H184V171H183ZM194 169V170H193ZM242 169V170H241ZM7 170V171H6ZM24 170V171H23ZM54 170H56V171H54ZM87 170L88 171H92L91 173H90V176H89V172H87ZM101 170V171H100ZM130 170V172H128ZM150 170V171H149ZM152 170V171H151ZM187 170V171H186ZM211 170H213V171H211ZM256 171V174H255V172L254 171ZM41 171V172H40ZM66 171V172H67ZM73 171V172H72ZM110 171V172H109ZM123 171L125 172V174L123 173ZM149 171V172H148ZM159 171H161V175L159 176V174H158V172ZM172 173V174H174V175H170L169 173L170 172ZM181 171V172H180ZM260 172V174H261V178L260 177H258V172ZM11 172V173H10ZM24 172H26L25 174H23ZM38 172H40V174H42L41 176H40V174H38ZM46 174H45V173ZM57 172H59V173H57ZM61 172V173H60ZM80 172V173H79ZM98 172H101V174L100 173H97ZM115 172V173H114ZM126 172H128V174L126 173ZM132 172V173H131ZM145 174H144V173ZM186 172V173H185ZM194 172V173H193ZM215 172V173H214ZM252 172H254V173H252ZM262 172V173H261ZM6 173H8V174H6ZM80 175H79V174ZM84 175H83V174ZM88 175V176H86V174ZM94 173H96L97 174V177H96V174L95 175H93ZM103 173V174H102ZM117 173V174H116ZM129 173H131L130 175H129ZM140 173H143L142 175H140ZM160 173V172H159ZM162 173H164V174H166L167 176H169V178L170 179H165V176L162 174ZM182 174V175H179L180 176V178H182V176H183V178L182 179H180L179 178V176H178V174ZM189 173V174H188ZM9 174H10V177H9ZM32 174H33V176H32ZM47 174H48V176H47ZM62 174V175H61ZM75 174V175H74ZM107 174V175H106ZM115 174L117 175V178H119L118 180L116 179V177H115ZM149 174H151L150 175V177H149ZM156 174H158V175H156ZM175 174H177V175H175ZM186 174V175H185ZM189 175V178L187 177L188 175ZM194 174V175H193ZM229 174H232V175H229ZM259 174V175H260ZM3 175V176H2ZM5 175V176H4ZM23 175H24V178H26L27 180L29 179L30 180V182H29V180H28V184L29 185H27V183H24V182H26L27 180L25 179V180H23L22 178H23ZM30 175V176H29ZM44 175H46V176H44ZM74 176V179H73V176ZM111 175L113 176V177H115V178H113V177H111ZM126 175H129L128 177L126 176ZM154 175H156L155 177H154ZM198 175V176H197ZM207 175H209L208 176V178H207ZM52 179H54L53 181H55L54 183H55V186H54V183H53V185H49L50 183H48V181H51V178ZM56 176V177H55ZM61 176H62V178H61ZM63 176H66V177H64L63 178ZM77 176H78V178H77ZM80 176V177H79ZM83 178H82V177ZM93 176H95V177H93ZM105 176H106V179H105ZM108 176H109V181L111 180V182H110V184L111 183H113L112 185H110V184H106L107 182H105V181H108L107 180V178H108ZM143 176V177H142ZM144 176H145V178H144ZM147 176L149 177V179H147ZM162 176V177H161ZM172 176V177H171ZM176 176H177V178H178V180L176 179ZM185 176V177H184ZM197 176V177H196ZM204 176V177H203ZM244 178H243V177ZM247 176H248V179H247ZM250 176V177H249ZM22 177V178H21ZM32 177V178H31ZM34 177H36V178H34ZM42 177H44V179H42L41 180V178ZM45 177H47V178H49V179H47V178H45ZM90 177V178H89ZM98 177H100V178H98ZM129 177H130V179H129ZM132 177V178H131ZM152 177V178H151ZM154 177V178H153ZM195 177V178H194ZM212 179H211V178ZM256 177H258V178H256ZM81 178V179H80ZM95 178L97 179V180H95ZM102 178V179H101ZM127 178V179H126ZM150 178H151V181H149L150 180ZM187 179V181L185 180L184 181V179ZM197 178L199 179V180H197ZM250 178V179H249ZM18 179H20L21 181H22V184H21V187H20V185H18L19 184V182H20V180H18ZM32 179H34V180H32ZM37 179V180H36ZM62 179V180H61ZM64 179V180H63ZM68 180V181H70V182H68V181H66V180ZM86 179V180H85ZM91 179V180H90ZM94 179V180H93ZM99 179H101L100 181H99ZM115 179V180H114ZM129 179V181H131V182H129L128 184H127V182H125V180L127 181ZM133 179V180H132ZM136 179H137V181H136ZM146 179V180H145ZM172 179H173V181H172ZM176 179V180H175ZM195 179V180H194ZM201 179V180H200ZM243 179H245V181L243 180ZM261 179V180H260ZM32 180V181H31ZM41 180V181H40ZM43 180H45L47 183H45V184H42L43 183ZM77 180V183L79 184V185H75V184H77L75 181ZM85 180V181H84ZM89 180V181H88ZM117 180V182H115ZM120 180V181H119ZM145 180V181H144ZM147 180H148V182H147ZM153 180V181H152ZM158 181V183H157V181ZM164 180V181H163ZM170 180V182L172 183V184H170V185H167V184H165V185H163L164 183H165V181H169ZM182 180V181H181ZM194 180V182L197 184V183H199L200 181V183H199V185L197 184V187L195 186L196 184L194 183L193 184V186H192V181ZM204 180V181H203ZM208 180L210 181L209 182V184H208ZM259 180H260V182H259ZM6 181H11V182H6ZM33 181H35V183L33 182ZM40 181V182H39ZM44 181V182H45ZM67 183H66V182ZM84 182L83 183V186H82V184L81 183H79V182ZM91 181H93V184H92V182ZM95 181V182H94ZM132 181H134V183H135V181H136V183L137 184H134ZM142 183H144V184H142ZM155 181V182H154ZM163 181V182H162ZM180 182V184L181 183H184V184H181V185H185L186 184V186L188 187V185H189V187H191L190 188V190H189V187H188V189L186 188V186H180V184H178L177 182ZM5 183V185H4V183ZM38 182H39V184H38ZM61 182H63L62 183V185H61ZM64 182H65V184H64ZM139 182H140V184H142V185H140L139 184ZM147 182V183H146ZM170 182H168V184L170 183ZM176 182V183H175ZM187 182V183H186ZM204 182V183H203ZM206 182V183H205ZM9 184V186H10V184L11 185H13V184H15V186L13 185L12 186V189H13V187H15V189L14 190H12L11 188H9V186H7L8 184ZM31 183H32V185H31ZM37 183V184H36ZM51 183V184H52ZM70 184V185H66V184ZM71 183H72V185H71ZM96 185H95V184ZM105 183V184H104ZM109 183V182H108ZM134 185H133V184ZM151 183V184H150ZM254 183V184H253ZM25 184H26V186H25ZM42 184V185H41ZM46 184H47V186H46ZM57 184V185H56ZM63 184L64 185H66L67 187H69L70 188V186H71V188H73V187H76V190L75 189H68L66 186H63ZM75 186H74V185ZM88 184H90V185H88ZM116 184V185H115ZM124 184V185H123ZM127 184V185H126ZM147 184V185H146ZM180 186H178V185ZM200 184H202V185H200ZM211 184V185H210ZM247 184H252V186H255V187H257V188H255L254 187V189L253 190H255V189H257V190H255V193L256 192H260L259 193V195H258V193H254V191H252V190H250V191H252V192H250V191H244V190H248V187L250 186V185H247L248 187L247 188H245V186ZM21 188H18L19 189V191L20 192H18V190H17V187L18 186ZM24 185V186H23ZM33 185H34V189H36V188H39V189H37V191H38V193L40 194H38L37 192H35L34 191V189H33ZM36 185V186H35ZM129 185H132L131 187L129 186ZM140 186V187H142L143 185H145L144 187L146 188L145 190H144V187H142V188H140V189H142V190H140L139 188H136V187H138V186ZM153 185V186H152ZM160 185V186H159ZM173 185H177L179 188H182L183 187V189L185 190H183V189H179L177 186H173ZM203 185H205V188H206V191H205V189L203 190ZM208 185V186H207ZM245 185V186H244ZM5 186H6V188L7 189H9V191H10V189H11V191L13 192V191H15V192H18L17 194H19V193H21V194H19V195H21V196H18L17 194H15V192H13L14 194H11L10 196H8V194L7 195H5V192H6V189H5ZM17 186V187H16ZM28 186H29V188L30 189H28ZM39 186H42V188H43V190H40V187ZM45 186V187H44ZM49 186H50V188H49ZM54 186V187H53ZM61 186H63L64 188H60ZM73 186V187H72ZM78 186H79V188H78ZM124 186V187H123ZM149 186V188L150 187H152L151 189H147V187ZM157 186V187H156ZM164 186H165V189H164ZM210 186H212V187H210ZM241 186V187H240ZM27 187V188H26ZM36 187V188H35ZM54 188V189H52V188ZM85 188V189H83V188ZM89 187V188H88ZM107 187V188H106ZM109 187V188H108ZM111 187H112V189L113 188H115V189H113L114 191H112V190H110L111 189ZM129 187L130 188H132V190L130 189V191H132V192H130L131 194H127V193H129V192H127L128 190H129ZM133 187H135V188H133ZM154 187V188H153ZM159 187V188H158ZM199 187H201L202 188V190H201V188H199ZM47 188H48V190H47ZM55 188H56V190H55ZM58 188V189H57ZM68 190H67V189ZM100 188V189H99ZM105 188V189H104ZM118 188H120L121 190L123 189V188H125V190H124V192L122 191V193H123V195H121L120 193H121V191H119V189ZM160 188H162L163 190H161ZM174 188V189H173ZM177 188H178V190H180V192L179 191H177L179 194L177 195L176 193H175V191L177 190ZM208 188H209V190H208ZM210 188L212 189V190H210ZM239 188H240V190H239ZM250 188H252L251 186H250ZM249 188V189H250ZM258 188H260V190L258 189ZM5 189V190H4ZM24 189V190H23ZM46 189V194H47V192L48 193H50V194H47L46 196L48 197V195H49V197H50V195H51V198H47L46 196H45V194L44 193H40V191H43V192H45L44 190ZM49 189H51V190H53L52 192H50L49 191ZM80 189H82L81 191H80ZM87 189H90V190H87ZM92 189V190H91ZM106 189H108V191L106 190ZM133 189H135L134 191H133ZM152 189H153V192L155 193V194H157L159 191L161 192H159L157 195H158V197L159 198H157V195L156 196H154L155 194L152 192ZM173 189V190H172ZM195 189V190H194ZM198 189V190H197ZM26 190L28 191L29 190V192H32L33 191V193H29V195H28V192H26ZM40 190V191H39ZM58 190V191H57ZM60 190H61V193H60ZM72 190V191H71ZM73 190H75V191H73ZM78 190V191H77ZM84 190V191H83ZM106 190V191H105ZM109 190H110V192H109ZM118 192H117V191ZM151 190V191H150ZM175 190V191H174ZM192 190L194 191V193L196 194V196H194V193H191L192 192ZM5 191V192H4ZM8 190H7V192L10 194V192H9ZM56 191H57V193L58 194H56ZM89 193V191H90V193L88 194L87 192ZM127 193H126V192ZM137 191V192H136ZM141 191H143L144 193H141ZM145 191H146V193H147V195H146V193H145ZM183 193H182V192ZM186 191H187V195L188 196H190V197H188L187 195H186ZM189 191H191V192H189ZM205 191V192H204ZM210 191V192H209ZM213 191V192H212ZM263 191V192H262ZM24 192H25V194H24ZM73 193V192H78V193H76V194H74V196H72L73 194H71V193ZM81 194H80V193ZM95 192V193H94ZM99 192V193H98ZM112 192H114L113 194H112ZM117 192V193H116ZM120 192V193H119ZM150 192V193H149ZM157 192V193H156ZM220 193V194H217V196H214V195H216V193ZM233 192V193H232ZM241 192L245 195V199L248 197L249 199H251L250 198V196L252 197V202H251V200H249L248 198H247V200H249L248 201V204L247 205H249V203H250V206H247V208L249 209V207H251L250 209H252V210H248V211H250L251 213H247V211L245 212L244 211V209L246 208V203H245V205H244V200L245 199H243V201H242V198H243V195L241 194ZM35 193H37V194H35ZM52 193V194H51ZM63 193V194H62ZM96 193H97V195H96ZM133 193V194H132ZM173 193V194H172ZM174 193L176 194V196H177V198H175L176 196L174 195ZM191 193V194H190ZM199 195H198V194ZM209 193V194H208ZM246 193V194H245ZM251 193V195H248V194H250ZM261 193H263V194H261ZM31 194V195H30ZM42 194V195H41ZM67 194H68V196H67ZM71 194V196H69ZM79 194V195H78ZM88 194V195H87ZM95 194V195H94ZM103 194V195H102ZM117 194V195H116ZM119 194L121 195V196H119ZM127 194V195H126ZM144 194H145V197L146 198H144ZM150 194H151V197H150ZM164 194V195H163ZM190 194V195H189ZM193 194V195H192ZM221 194H223L224 195V198H221V197H223V195H221ZM17 195V196H16ZM27 195V197H25V198H27L26 200H24L25 198H24V196H26ZM33 195V196H32ZM37 195V196H36ZM55 195H57V196H55ZM61 195V196H60ZM63 195L66 197V199H68L67 201L65 200V199H61L60 197H62V198H64L63 197ZM81 195V196H80ZM98 195L100 196V198H101V200L102 201H97L96 199H99V197H98ZM114 195V196H113ZM116 195V196H115ZM126 195V196H125ZM128 195H129V199H128ZM141 195V196H140ZM153 195V196H152ZM160 195V196H159ZM168 195H169V198H168ZM172 195H174V196H172ZM181 196L179 199H178V196ZM184 197H186V198H183V196ZM200 195L202 196V197H200ZM210 197H209V196ZM237 195V196H236ZM241 195H242V197H241ZM254 195V196H253ZM262 195V196H261ZM14 196V197H13ZM35 196H36V198H35ZM38 196H42L43 198L44 197H46V199H47V201H48V203H46L47 201H45L44 199H42V197H39L40 198V200H39V198L37 199V197ZM54 196V197H53ZM59 196V197H58ZM78 196V197H77ZM79 196H80V198H79ZM94 198H92V197ZM132 196L133 197H135V199L134 198H132ZM137 196V197H136ZM161 196L163 197L162 198V200H161ZM191 196H192V198L193 199H195V200H192L191 199ZM247 196V197H246ZM17 197H21V199H23L22 200V203H21V200H19V198H17ZM31 197H33V198H31ZM56 197H58L59 198V200H57L56 199ZM68 197V198H67ZM72 197V198H71ZM75 197H76V199H75ZM87 197H88V201H87ZM105 197H107V199L105 200L104 198ZM115 197H117V198H115ZM123 197H124V199H123ZM127 197V198H126ZM156 198V201L154 200L155 198ZM171 197H173V198H175V201H177L178 200V207H176V202L174 201V199H173V202H172V198ZM188 197V198H187ZM214 197H217V201H215V199L216 198H214ZM238 197V198H237ZM12 198H14V199H12ZM54 198V199H53ZM70 198V199H69ZM73 198H74V201H73ZM86 198V199H85ZM96 198V199H95ZM113 198H115V199H113ZM120 198V199H119ZM140 199V198H142V199H140V200H137L136 201V199ZM149 198H154V199H150V201H149ZM165 198V199H164ZM181 198H183V201L181 200ZM206 198V201H207V199H208V202H210V201H213V202H211L210 204H212V205H210V207L208 208V210H206V208H207V206H208V203L204 200V199ZM263 198V199H262ZM2 199V200H1ZM11 199L12 200H16L17 201V203H16V201H15V203L13 202V201H11ZM29 199V200H28ZM30 199L31 200H33L36 204H38L39 205V203L41 204V206H44V207H41L40 205H39V208L37 207L38 205H35V203L33 202V201H30ZM36 199H37V201H36ZM52 199V200H51ZM56 199V200H55ZM81 199H83L84 200V203L81 201ZM91 199H93L94 200V202L92 201V203H91V201L90 200ZM118 199V200H117ZM121 199H122V202H121ZM135 200V201H133V200ZM145 199V200H144ZM148 199V200H147ZM165 201H164V200ZM171 201H170V200ZM186 199V200H185ZM189 201H188V200ZM203 199V200H202ZM211 199H213V200H211ZM19 200V201H18ZM54 200H55V203L56 204H54L53 202H54ZM62 200V201H61ZM64 200V201H63ZM70 200V201H69ZM78 200H80V201H78ZM96 200V201H95ZM115 200V201H114ZM126 200H129L128 202H126ZM131 200V201H130ZM152 200H153V202H152ZM159 200H161V202L163 201V202H165V204L164 205H162V203L159 201ZM185 200V201H184ZM191 200L192 201H195V204L194 203H192L191 202ZM198 200V201H197ZM238 200H239V202H238ZM2 201V202H1ZM11 201V203H9ZM26 202V201H29V202H32L31 204H30V206H31V208L29 207V205H27V204H25L24 202ZM39 201V202H38ZM41 201V202H40ZM43 201V202H42ZM44 201H45V203L48 205V207H49V210H48V207H47V205L45 206L44 204ZM52 201V202H51ZM120 201V202H119ZM154 201H155V203H154ZM158 201H159V204H161V206L160 207H158L159 206V204H158ZM166 201L170 204V205H167V203H166ZM182 201V202H181ZM188 201V202H187ZM202 201H203V203H202ZM221 201V203L223 202L224 203V205H223V203L221 204L220 203V207H222V209L220 208V207H218L219 206V202ZM241 201H242V204L245 206V208H243L244 206L241 204ZM8 202V203H7ZM20 204H19V203ZM60 202H61V204H60ZM69 202V203H68ZM71 202V203H70ZM76 202H77V205H76V207L74 208V203L76 204ZM78 202H80V204L78 203ZM90 202V203H89ZM98 202V203H97ZM113 202V203H112ZM118 202V203H117ZM124 202H126V203H124ZM130 202V203H129ZM137 204H136V203ZM152 204H150V203ZM171 202L173 203V204H171ZM181 202V203H180ZM187 202V203H186ZM203 204V206L205 207V204H206V208H202V205L200 204ZM204 202H206L205 204H204ZM215 202V204H213ZM232 203V205H231V203ZM5 203H7L8 205L10 204V207L12 208V210L13 209H15V210H17V211H12L11 209H10V207L9 206H7V204H5ZM13 203V204H12ZM25 204V206L26 207H24V204ZM27 203V202H26ZM34 203V204H33ZM66 203H68V204H66ZM83 203V204H82ZM86 203V204H85ZM113 204V205H116V206H113L112 205V207L109 205V204ZM117 203V204H116ZM128 203L131 205V204H133L132 206H133V208L134 209H132V206L130 207L129 205H128ZM146 203V204H145ZM184 203V204H183ZM191 203V204H190ZM18 204L19 205H21V204H23V206H18ZM43 204V205H42ZM72 204L74 205V206H72ZM97 204H98V207H97ZM100 204V205H99ZM119 204H123L122 206V208H123V210H124V212H121L122 213V216L124 215V213H125V215H124V218L123 217H121V213H118L119 211V209L121 210V208L119 207V209H117L116 207L117 206H121V205H119ZM157 204H158V206H157ZM181 204V205H180ZM187 204H189V205H187ZM197 204L199 205V206H197ZM216 204H217V207H218V209L219 210H221V211H219L218 212V210H215L214 211V209H217V208H214V206H216ZM237 204H239V206H240V204L242 205V207L240 206H236ZM255 204V205H254ZM57 205H61L60 206V209H59V206H57ZM63 205V206H62ZM84 205V206H83ZM101 205H103V206H101ZM106 205H108V206H106ZM136 205V206H135ZM137 205H138V207H137ZM149 205V206H148ZM150 205H151V208H150ZM153 205H155L154 207H153ZM175 205V206H174ZM183 205H187V206H189L188 208H187V206L185 207V206H183ZM190 205H193L192 206V208L190 207ZM194 205H196V206H194ZM201 205V206H200ZM214 205V206H213ZM235 207H237V208H234V206ZM17 206H18V208H19V210L17 209ZM27 206H28V208H27ZM54 206V207H53ZM69 206H71V207H69ZM81 207L80 208V210H79V208L78 207ZM90 206V207H89ZM106 206V207H105ZM126 206V207H125ZM143 206H145V207H143ZM149 207V212H150V214L148 215V214H144V213H149L148 212V208L147 207ZM156 206H157V208L159 209L160 208V210H158L157 208H156ZM167 206V207H166ZM170 206V207H169ZM174 206V207H173ZM232 206V209H233V211H234V209H236L237 211H239L238 213L237 212H230V211H232V210H225V209H229L230 207ZM16 207V208H15ZM23 207V208H22ZM34 208V211H33V208ZM35 207H37V208H35ZM41 207V208H40ZM51 207V208H50ZM54 208V211H52V210H50V209H53ZM55 207L57 208L56 209V213H59V215H57V214H55L54 212H55ZM61 207H63V208H61ZM72 207L74 208V209H72ZM84 207V208H83ZM86 207V208H85ZM89 207V208H88ZM95 207L99 210L100 209V211H98L97 209H95ZM103 207H104V210H105V208H106V210L107 211H105L106 213H103L104 212V210H103ZM115 207V208H114ZM128 207H130L131 209H129ZM141 207H143V209L141 208ZM174 208V209H177V212H176V210H175V213H180L182 216V218L186 221V222H184V220L181 218V217H179L180 216V214H175L174 213V209L173 210H169V208L171 209V208ZM195 207H197V208H200L201 207V209H199V211H196L197 210V208H195ZM25 208H27L26 209V211L24 210ZM46 208V211L47 212H52V213H50V216H48V213L45 211V212H42V210L43 209H45ZM110 209V210H108V209ZM113 208V209H112ZM125 208V209H124ZM135 208H139V209H135ZM141 208V209H140ZM152 208H155V210L154 209H152ZM166 208H168V209H166ZM184 208V209H183ZM187 208V209H186ZM214 208V209H213ZM241 208V209H240ZM32 209V210H31ZM37 209V210H36ZM39 209H41V211L39 210ZM65 209V210H64ZM70 209V210H69ZM82 209H85L86 211H88V215L87 214H85V213H87L86 211H84V213H83V210ZM102 209V210H101ZM117 209V211H115V213L114 214H119L120 215V217L122 218V219H125V216H126V218L127 219H125V220H133L134 218H130V216H132V215H134L133 217H135V219L133 220V222H130V220H129V222L128 221H125V222H122L123 220L119 217L118 218V215L116 216L115 215V217H113L112 216V214H113V211L114 210H116ZM128 209V210H127ZM146 209V210H145ZM162 209H164L165 211H163ZM183 209V210H182ZM192 209V211L193 210H195V212H192V211H190ZM202 209H204V210H202ZM213 209V210H212ZM240 209V210H239ZM242 209H243V211L244 212H242L243 213V215H241L242 213H241V211H242ZM256 209V210H255ZM257 209H258V211H257ZM20 210H21V212H20ZM35 210H36V213H35ZM38 210H39V212H38ZM74 210V211H73ZM77 210H79V211H77ZM91 210L94 212H92L93 214H95V216H93V215H91V216H89L90 214H92V213H90L91 212ZM112 210V211H111ZM130 210V211H129ZM133 210V212H131ZM139 210L140 211H142L141 213H142V215H145V216H142L141 215V213L139 212ZM144 210V211H143ZM157 210V211H156ZM179 210H180V212H179ZM186 210H188V211H186ZM202 210V211H201ZM246 210V209H245ZM255 210V211H254ZM23 211V212H22ZM32 211V212H31ZM69 211L71 212L70 214H69ZM73 211V212H72ZM95 211H98L97 213L95 212ZM151 211H153V213L151 212ZM160 212V214H159V212ZM173 211V212H172ZM227 211H229L228 213V216L230 215L231 216V218H230V216L228 217L226 214H227ZM19 212V213H18ZM27 212V213H26ZM42 214H41V213ZM75 212V213H74ZM77 212V213H76ZM100 212V213H99ZM101 212L103 213L102 215H101ZM117 212V213H116ZM129 212L130 213H132V214H129ZM136 212V213H135ZM144 212V213H143ZM164 212V214L167 212V213H169L167 216H169L170 214L171 215H175V217H176V219L174 218V217H172V220H169V218H171V215L169 216V217H167L166 216V214L164 215L163 214V216H166V219L165 218H163V217H160V215H161V213H163ZM189 212V214H187ZM202 212H204V213H206V214H204L203 213V215L204 216H201V213ZM210 212V213H209ZM217 214V216H215L216 214ZM226 212V213H225ZM252 212H253V215L254 216H251L252 215ZM16 213V214H15ZM23 213V215H21V214ZM24 213H25V215H26V217H27V220L29 221H27V220H23V218L25 217L24 216ZM62 213H63V215H62ZM73 213V214H72ZM108 213H109V215H111L110 217L111 218H116V220H112V222H111V220L110 221H108L109 219L108 218H110V217H108L109 215H108ZM111 213V214H110ZM152 213V214H151ZM154 213L156 214V215H154ZM173 213V214H172ZM183 213V214H182ZM184 213H185V215H184ZM194 213V214H193ZM199 213V214H198ZM207 213H209V214H207ZM219 213V214H218ZM233 215H232V214ZM240 213V215L242 216V218H241V216H239L238 217V214ZM17 214H19V215H17ZM34 216H39L40 214L41 215H43L42 216V218H41V215L38 217L43 223H41L40 221H38L39 219H37V217H34ZM39 214V215H38ZM52 214H53V216H54V218L52 217ZM79 214H82V216L80 215V216H78ZM83 214H85V215H83ZM96 214H98L97 215V218L99 219H97L98 221H96L95 222V218L94 217H96ZM100 214V215H99ZM105 214V215H104ZM128 214V215H127ZM140 214V215H139ZM200 217V219H199V217L197 216V215ZM249 215L250 214V216H247V215ZM20 215L21 216H23V218L22 217H20ZM65 215V216H64ZM71 215H73L72 217H71ZM108 215V216H107ZM136 215V216H135ZM146 215L148 216V217H146ZM153 215V216H152ZM192 215V216H191ZM193 215L197 218V222L195 221V217H193ZM206 215H208L207 217H208V219H207V221H208V225L205 223V222H207L206 220H205V222H204V218L206 217ZM213 215V216H212ZM3 216H5V218L3 217ZM10 216V217H9ZM13 216H14V218H15V220H14V218H13ZM44 216L46 217V216H48V217H46V219H47V222H46V220L44 221ZM61 216V217H60ZM86 216H88V217H86ZM93 216V217H92ZM104 216V217H103ZM105 216H106V219H105ZM144 217L143 219H142V222H141V218L142 217ZM156 216H158L157 218H156ZM188 216H191L192 218H194V219H191L190 220V218L191 217H188ZM210 216V217H209ZM213 218H212V217ZM245 216V217H244ZM247 216V217H246ZM2 217H3V219H2ZM25 217V218H26ZM50 217H52L51 219H50ZM60 217V218H59ZM68 217H71L70 219L68 218ZM108 217V218H107ZM141 217V218H140ZM152 217H154V218H152ZM226 217H227V219H226ZM254 217H256V218H254ZM19 218H20V220H19ZM24 218V219H25ZM49 218V219H48ZM62 218H63V220H62ZM74 218V219H73ZM75 218H77V219H75ZM83 220H82V219ZM85 218V219H84ZM90 218V219H89ZM92 218H94V219H92ZM100 218H102V219H104V220H102V219H100ZM136 218H138L139 220H136ZM146 218V219H145ZM164 219V222L167 220V222H165V223H163L162 224V220ZM174 218V219H173ZM180 218H181V220H180ZM210 218V219H209ZM239 218V219H238ZM246 218V219H245ZM248 218H249V220H248ZM250 218H253V220H257L258 219V222L257 221H253V220H251ZM31 219V220H30ZM37 219V220H36ZM54 219V220H53ZM69 219V220H68ZM88 219V220H87ZM108 219V220H107ZM121 221H120V220ZM157 219H159V220H156ZM187 219H188V221H190L189 222V224H186V223H188L187 222ZM202 219V220H201ZM206 219V218H205ZM212 219V220H211ZM233 222H231L230 220ZM233 219V220H232ZM6 220V221H5ZM36 220V221H35ZM50 220H51V222H50ZM61 220V221H60ZM68 222H67V221ZM82 222H81V221ZM89 220H91V221H89ZM107 222H109L110 224H112L113 223V226H111L110 224H108V223H105L106 221ZM119 220V221H118ZM135 220L136 221H140L141 223H140V225H139V223H134L135 222ZM161 220V221H160ZM171 221V222H175V223H170L169 221ZM176 220V221H175ZM209 220H211V221H209ZM218 220V221H217ZM228 220V222H226ZM241 220H242V222H241ZM248 220V221H247ZM20 221H21V223H20ZM23 221H24V224H26V226L23 224ZM56 221V222H55ZM60 221V224L59 223H57V222H59ZM71 221L74 223H71ZM87 221V222H86ZM102 221V222H101ZM153 221V222H152ZM180 221H181V223H180ZM203 221V222H202ZM213 221V222H212ZM245 221H247L248 223V225L245 223ZM4 222H6L7 223V226L5 225L6 223H4ZM17 222H19V223H17ZM30 222L32 223V222H34V223H32V224H30ZM35 222H37V223H35ZM40 222V223H39ZM47 223V225H46V223ZM53 222H55V224L53 223ZM66 222V223H65ZM76 222H78V223H76ZM88 222H90V223H88ZM98 222H100V223H98ZM117 222V223H116ZM123 223L122 224V226H120V224L119 223ZM126 222H127V224L128 225H133V226H135L136 224V227L137 226H139V227H137L138 229H136V227H132V228H130L129 226H127V225H125L126 224ZM144 222L146 223V224H144ZM148 222H150V223H148ZM158 222H160V224H158ZM192 222H195L194 224H196V225H194ZM202 222V223H201ZM236 222V223H235ZM252 222V223H251ZM44 223H45V226H47L46 228H47V231H46V233H49L48 235L46 234V236L44 235L45 234V230H46V228H44ZM50 223V224H49ZM62 223V224H61ZM68 223H71V224H68ZM93 223V224H92ZM103 223H105L106 225H103ZM131 223H133V224H131ZM143 223V224H142ZM157 223V224H156ZM166 223H167V225H166ZM180 223V224H179ZM188 226V225H190V226H188L189 227V229H191V230H188V232L189 231H191V233L190 234H194V235H191V236H188V235H190L189 233L187 234V229H188V227L187 226H184L185 224ZM198 223H199V225H198ZM214 223V224H213ZM228 223V224H227ZM230 223H231V225H230ZM239 225H238V224ZM245 223V224H244ZM17 224L18 225H20V226H17ZM28 224V225H27ZM30 224V225H29ZM39 226H41V227H39ZM41 224V225H40ZM43 224V225H42ZM49 224V225H48ZM51 224H53V225H51ZM65 224V226H63ZM78 226H77V225ZM99 224V225H98ZM102 224V225H101ZM110 226H108V225ZM117 224H119V226L117 225ZM152 224V225H151ZM171 224V225H170ZM183 224V225H182ZM193 224V225H192ZM211 224L212 225H214V226H211ZM240 224H242V225H240ZM254 224V225H253ZM34 225V226H33ZM37 225V226H36ZM57 226V228H55V226ZM91 225V226H90ZM96 225L97 226H100V227H103L104 226V228H102V229H104V230H102V229H100L99 227L98 228H96ZM115 225H117V226H115ZM143 225V226H142ZM147 226V228H146V226ZM161 225V226H160ZM172 226V228L170 227V226ZM173 225H177V226H173ZM180 225V226H179ZM201 225H203L204 226V228H205V225L207 226L205 229L201 226ZM217 225V226H216ZM219 225V226H218ZM227 225H230L232 228H234V230L232 231V228L230 227V226H228L227 228H226V230H225V228H220L221 226L223 227H226ZM238 225V226H237ZM243 225H244V227H243ZM252 226L251 227V229H250V226ZM29 226V227H28ZM42 226H43V229H45L43 232H44V234L43 235H41V233H43L42 232ZM48 226H50V227H48ZM75 226V227H74ZM84 226V227H83ZM105 226H107V228L108 229H106V227ZM153 227V226H155V227H153L152 229H151V227ZM157 226H158V228H157ZM162 226H166L165 228L167 229H164V231H163V227ZM168 226V227H167ZM183 226H184V230L186 231H184L182 228H183ZM192 226H195V227H197V229H199V230H197L195 227H193V229L191 228ZM240 226V227H239ZM262 226V227H261ZM4 227V228H3ZM19 227H20V229H19ZM61 227V228H60ZM63 227V228H62ZM78 227V228H77ZM87 227H89V228H87ZM111 227H112V229H111ZM115 227H117L116 228V231H118L121 227H123V228H121V230L124 232V234H125V232L126 231H128V233L126 232V234L124 235L123 233H121L122 231H118L117 233H116V236L115 235H113V234H115V230H114V232H113V229H115ZM118 227H119V229H118ZM126 227V228H125ZM128 227H129V230H131V231H129V230H127L128 229ZM141 227V229H139ZM142 227H144L143 229L144 230H142ZM160 227H162V230L160 231ZM183 230V232H185V233H180V231H178V230H180V228ZM187 227V228H186ZM202 227V228H201ZM242 227V228H241ZM255 227H260L258 230L260 231H258ZM3 228V229H2ZM11 229V231L9 230V229ZM13 228V229H12ZM23 228V229H22ZM25 228V229H24ZM27 228H28V230H27ZM29 228H31V229H29ZM37 228V229H36ZM77 228V229H76ZM97 229V231H95L96 229ZM112 230V231H110V229ZM160 228V229H159ZM170 228H171V230H170ZM174 228H177V229H175L174 230ZM208 228V229H207ZM229 228H231V230L229 229ZM4 229L6 230V231H4ZM35 229V230H34ZM50 229V230H49ZM56 229V230H55ZM58 229H60V230H58ZM74 229V230H73ZM82 229V230H81ZM87 229V230H86ZM91 229H95L94 230V232L91 230ZM101 230V231H99V230ZM125 229H126V231H125ZM146 229V230H145ZM148 229V230H147ZM159 229V231L160 232H162L161 234H157L156 235V233H160L159 231H157ZM200 229H202V230H204V233H202L203 231L202 230H200ZM212 229H214L213 231H212ZM247 229V230H246ZM253 229H256V230H253ZM25 230H26V232H25ZM29 230H32L35 234V236L34 235H32L33 234V232L32 231H29ZM41 230V232L39 233V231ZM48 230H49V232H48ZM54 230V231H53ZM58 230V231H57ZM63 230H65L66 232H68V234L65 232V231H63ZM107 230V231H106ZM134 230V231H133ZM137 232H136V231ZM138 230H139V233L140 234H142L143 232V239H141L142 238V235H140V234H138V236H137V234L136 233H138ZM141 230V231H140ZM152 230H153V233L155 234L154 235V237H156V239L154 238V237H152V235H153V233H152ZM155 230V231H154ZM176 230L178 231V233L176 232ZM181 230V231H182ZM195 230H197V231H195ZM209 230V231H208ZM219 230H221V231H219ZM230 230V231H229ZM238 232H237V231ZM245 230H246V232H245ZM21 231H22V233L23 234H21ZM28 231H29V234H28ZM38 231V232H37ZM57 231V232H56ZM60 231V232H59ZM88 232V234H87V232ZM90 231H92L91 232V234H90ZM99 231V232H98ZM106 232V234H105V232ZM108 231H110L111 233H109ZM143 231V232H142ZM146 231L148 232V231H150V232H148L149 233V235H151L150 237L151 238H153V240H154V242L152 241V239L149 237V235H148V233H146ZM171 231H173V233L171 232ZM216 231V232H215ZM218 231V232H217ZM225 231H227L228 233H229V235L230 236H228V233L227 232H225ZM243 231V232H242ZM247 231H248V233H247ZM255 231V232H254ZM9 232H11L12 233V235L14 236V235H16V237L18 238V239H21L20 241L16 238V237H11L10 235V233ZM18 232H19V234H18ZM30 232H31V235H32V237H30L31 235H30ZM113 232V233H112ZM132 232V233H131ZM156 232V233H155ZM164 232H165V234H166V232L168 233L169 232V234H164ZM174 232H176V234L174 233ZM210 234H208V233ZM211 232H213L212 234H211ZM234 232H235V234H234ZM252 232H254V233H252ZM16 233V234H15ZM51 233V234H50ZM58 233V234H57ZM59 233H63V235L65 234L66 236H63L64 238H62L61 236H62V234H59ZM80 233H81V235H80ZM86 233V234H85ZM172 233V234H171ZM199 233V234H198ZM200 233H201V235H200ZM246 233H247V237L250 239V242L248 241L249 239L245 236L246 235ZM258 233V234H257ZM259 233H260V235H259ZM5 234V235H4ZM72 234V235H71ZM85 234V235H84ZM89 234H90V236H89ZM95 234V235H94ZM97 234V235H96ZM102 234H103V237H102ZM108 234H110V236L112 237V241H111V237L108 235ZM129 234H133L134 236V238H135V240L133 239V237H130L131 235H129ZM164 234V235H163ZM174 234V235H173ZM180 234H181V236H180ZM216 234H217V236H216ZM223 236H222V235ZM224 234H225V236H224ZM254 234V235H253ZM257 234V235H256ZM263 234V236H261ZM22 235V236H21ZM37 235H39V237L37 236ZM50 235H51V237H50ZM61 235V236H60ZM68 235V236H67ZM71 237H70V236ZM83 235V236H82ZM107 235V236H106ZM117 235H120V236H118L117 237ZM123 235H124V237H123ZM128 235V236H127ZM136 235V236H135ZM145 235H147V237H145ZM160 235H161V237H160ZM180 236L181 237V239L179 238V237H175V236ZM184 235V236H183ZM203 235V236H202ZM212 235H213V237H212ZM219 235V236H218ZM232 235H234V236H232ZM237 235V236H236ZM10 236V237H9ZM24 236V237H23ZM25 236H26V238L28 239V241L25 239ZM28 236V237H27ZM37 236V237H36ZM53 236V237H52ZM85 236V237H84ZM92 236H94V238L95 239H97V237L99 236V239H101V240H99V239H97V240H95ZM105 236V237H104ZM171 236H172V239H173V237L175 238V239H170V241L169 240H166L167 238L169 239V238H171ZM192 236L194 237V238H192ZM197 236L198 237H200L201 236V239L199 238V240H198V238H197ZM207 236V237H206ZM208 236H211L212 237V239L213 240H215L214 242V245L212 244L213 243V240H210L211 239V237H209L208 238ZM218 237V239H219V241H217L218 239H216V237ZM240 236H242V237H240ZM258 236H261V238L260 237H257ZM1 237H2V239H1ZM8 237H9V239H11V241H13L14 242V244L15 245H13L12 243H11V241L8 239ZM36 237V238H35ZM46 237H47V239H46ZM58 237V239L59 240H56V238ZM60 237V238H59ZM66 237H68L69 239H67ZM83 237V238H82ZM101 237V238H100ZM106 237H110V239L109 238H107L108 240H106ZM116 237V239H114ZM126 237H130L129 239L128 238H126ZM158 237H160V239L158 238ZM167 237V238H166ZM189 237V238H188ZM232 239H231V238ZM235 237V238H234ZM251 237V238H250ZM253 237H254V239H255V241H256V243L258 242V244H256L255 243V241H254V239H253ZM256 237V238H255ZM5 240H4V239ZM48 238H50V239H48ZM86 238H88V239H86ZM132 238V240H131V243H129V244H131L130 246H128L129 244H127V242H124V241H127V240H129L130 241V239ZM136 238H138V240L136 239ZM162 238H166V239H164V240H162ZM185 238V239H184ZM190 239L191 238V240H188V239ZM196 238V239H195ZM202 238H203V241H204V239H207L206 241H202ZM221 238L223 239V240H221ZM226 238V239H225ZM230 238V239H229ZM238 238H240V239H238ZM37 239V240H36ZM41 239V240H40ZM83 239V240H82ZM90 239H92L93 241H91ZM119 239V240H118ZM145 239V240H144ZM159 239V240H158ZM176 239H177V241H176ZM179 239V240H178ZM184 239V240H183ZM195 239V240H194ZM234 239H235V241L236 242H238V243H236L235 241H234ZM237 239H238V241H237ZM251 239H253V240H251ZM260 239H263V240H260ZM7 240V242H5ZM15 240V241H14ZM52 240V241H51ZM53 240H55V241H53ZM66 240V241H65ZM67 240H68V242H71L72 244H76V247H78V248H76V249H79L80 248V250H81V248H82V250L81 251H75L76 249H75V245L73 246V245H69V243L67 242ZM89 240V241H88ZM137 240V241H136ZM156 240H158V242H163V243H165V244H159L158 245V243H156ZM185 240H187V241H185ZM195 241V242H193V241ZM200 240H201V242H200ZM229 240V243L227 242ZM241 240V241H240ZM243 240H244V242H243ZM10 241V242H9ZM16 241H18V243H19V245H18V243L16 242ZM25 241V242H24ZM43 241H45L47 244H45V242H43ZM66 242V243H61V245H60V242ZM78 241V242H77ZM95 241V242H94ZM100 243H99V242ZM110 243H109V242ZM119 241V242H118ZM136 241V242H135ZM139 241V242H138ZM146 241H148L149 242V246L148 247H146L147 249H145L144 247H145V244H146V246L148 245V242L146 243ZM152 241V242H151ZM172 241V242H171ZM190 241V243L191 244H189L188 242ZM210 241H212V243L210 242ZM217 241V242H216ZM221 241L227 246H225L224 244H222L221 243ZM231 241H232V244H231ZM254 241V242H253ZM262 241V242H261ZM3 242H4V244H3ZM9 242V244L7 245V243ZM21 242V243H20ZM22 242H24V243H26V244H22ZM27 242H29L28 244H27ZM30 242H32V243H30ZM34 242H36L38 245H40V247H38V245H36V243H34ZM59 242V243H58ZM80 242V243H79ZM101 242H103V243H101ZM121 242V243H120ZM122 242H124L123 244H122ZM138 242V243H137ZM142 242H144L143 244H142ZM169 242V243H168ZM171 242V243H170ZM180 242V243H179ZM184 242H187L186 243V245H188V248H187V246L184 244ZM197 244V245H195L194 246V244ZM219 242V243H218ZM40 243H42V244H40ZM48 243H50V245L48 244ZM55 244V247H54V244ZM105 243V246L103 247L102 246V244H104ZM115 243V245H113ZM126 243V244H125ZM137 245H139V246H135L136 244ZM140 243V244H139ZM154 243H155V245H154ZM176 243V244H175ZM178 243V244H177ZM198 243H200V245H201V247H203V248H201V247H199L200 245L198 244ZM217 243V244H216ZM262 243V244H261ZM10 244H12V245H10ZM30 244H32L33 246H30ZM35 244V245H34ZM45 244V245H44ZM68 244V245H67ZM84 246H83V245ZM86 244V245H85ZM88 244H90L91 246H95V244H97L96 246H95V248L93 249V247H91L90 245H88ZM118 244H120V245H118ZM167 244H170V245H167ZM181 244V247L180 246H177V245H180ZM193 244V245H192ZM204 244V245H203ZM212 245L213 246V248H214V250H215V247H217L218 248V251H217V248H216V252H214L213 251V248L210 246V245ZM215 244H216V246H215ZM219 244H220V247H219ZM221 244H222V246L224 245V247L225 248H227V250L224 248L223 249V247H221ZM231 246H230V245ZM245 244V245H244ZM252 244H254V247L257 245V248H254L253 246H251ZM256 244V245H255ZM261 244V245H260ZM6 245V246H5ZM18 247H17V246ZM24 245H27V246H25V248H24ZM41 245H44V247L45 248H42L41 247ZM53 247H52V246ZM81 245V247H79V246ZM99 245V246H98ZM100 245L102 246V247H100ZM109 245V247H107ZM110 245L111 246H114L113 248L112 247H110ZM121 245H123V246H125V249L124 250H122L124 247L123 246H121ZM133 245H134V247L135 248H133ZM144 245V246H143ZM155 246V248H149V247H151V246ZM157 245H158V247H157ZM160 245H162V247L160 246ZM174 245H176V247H178V248H176ZM182 245H183V247H182ZM185 245V246H184ZM203 245V246H202ZM207 245V246H206ZM229 245V246H228ZM233 245V246H232ZM8 246H10V247H8ZM12 246H14V247H17V248H11ZM30 246V247H29ZM67 246L68 247H70V249H68L67 248ZM74 248H73V247ZM88 246V247H87ZM116 246H118V247H116ZM121 246V247H120ZM143 246V247H142ZM170 246V247H169ZM192 246H193V249H192ZM197 246V247H196ZM204 246H206V247H204ZM215 246V247H214ZM238 246H240V247H238ZM247 246H248V249H249V251H248V249H246L247 248ZM258 246H261V247H259L258 248ZM7 249H9V251H12L13 253H14V255H12L11 253H9V251L8 250H5L6 248ZM66 247V248H65ZM71 247H72V249H71ZM88 248V249H83V248ZM129 247V248H128ZM136 247H139L140 248V250H138L139 248H136ZM164 247L166 248L165 250L166 251H168L167 253L166 252H163V249H164ZM199 247V248H198ZM232 247H234L235 248V250H234V248H232ZM23 250V252H24V250H26V251H28V252H24L25 253V255L27 256V254H29L28 255V257L30 258V256L32 257V258H30V261H29V259H26V257H25V255H24V253L22 252L21 253V249ZM29 248V249H28ZM32 248V249H31ZM38 248H40L41 250H43L42 252H43V254L41 255V253L42 252H40L39 250H37L36 251V249H38ZM55 248V249H54ZM90 248H92L91 250H90ZM105 248H107V249H105ZM117 248H120V249H117ZM163 248V249H162ZM170 248H172V249H170ZM184 248V249H183ZM187 248V249H186ZM206 248V249H205ZM207 248H209V249H212L211 250V252L209 251V249L207 250ZM231 248V249H230ZM237 248V249H236ZM240 248H242V249H240ZM245 249V252H244V249ZM254 248V249H253ZM13 249L15 250V252L13 251ZM20 249V250H19ZM45 249H47V250H45ZM49 249V250H48ZM54 249V251H52ZM58 249H60V250H58ZM96 249V250H95ZM113 249H115V250H113ZM130 249H132L131 250V252H134V253H131L130 251H129V253L127 252V250H130ZM133 249H134V251H133ZM135 249L137 250V251H135ZM150 249V250H149ZM152 249V250H151ZM159 249V250H158ZM162 249V251L160 252L161 253V256H162V254L164 253V255L162 256L163 258H166V259H164V261L162 260V257L160 258V256H159V251ZM175 249V250H174ZM181 251H180V250ZM190 249V250H189ZM203 249H205V250H203ZM220 249H222V250H220ZM239 249V250H238ZM251 249V250H250ZM258 251H257V250ZM261 249H262V251H261ZM4 250L7 252H4ZM18 250V251H17ZM31 250V251H30ZM46 252H45V251ZM62 250V251H61ZM85 250V251H84ZM88 252H87V251ZM101 250V251H100ZM105 250V251H104ZM107 250V251H106ZM111 250H113V251H111ZM117 250H118V252H119V250H120V252H122L121 254H120V252H119V254H117ZM145 250V251H144ZM154 250V251H153ZM176 251V253L174 252V251ZM184 250V251H183ZM189 250V251H188ZM196 250V251H195ZM220 250V251H219ZM229 250V252L227 253V252H224V251H228ZM238 250V251H237ZM241 250V251H240ZM247 250V251H246ZM252 250H253V252H252ZM49 251V252H48ZM51 251L53 252V253H51ZM63 251H65V252H63ZM96 252V253H93V252ZM103 251V252H102ZM125 251V252H124ZM139 251V252H138ZM140 251L142 252V253H140ZM144 251V252H143ZM149 251H152V252H148ZM156 251V252H155ZM186 251V252H185ZM188 251V252H187ZM195 254V257H194V254L192 253V252ZM195 251V252H194ZM208 251V252H207ZM227 253V254H225L224 255V253ZM233 251H236L237 252V256H236V252H233ZM19 252V253H18ZM75 252H77V254L75 253ZM90 252H91V254H90ZM127 252V253H126ZM136 252H137V254H136ZM154 252V253H153ZM163 252V253H162ZM172 252V253H171ZM175 254H174V253ZM181 252V253H180ZM184 252V253H183ZM204 252V253H203ZM221 252L223 253L222 255L223 256H228L227 258L228 259H230L229 261L230 262H228V260L225 258V259H223L221 256H220V254H221ZM248 252V253H247ZM249 252H250V254H252L251 256H250V254H249ZM259 252L261 253L260 254V256H259ZM3 253V254H2ZM39 253V254H38ZM44 253H46V255L44 254ZM49 255H48V254ZM71 253V254H70ZM72 253H74V254H76V255H78V256H75L74 254H72ZM82 253H84V255H82ZM86 253V254H85ZM103 253V254H102ZM104 253H106L105 255H104ZM110 253H113V254H110ZM145 253V254H144ZM146 253H147V255H146ZM151 253H153L154 255H157V256H153V254H151ZM183 253V254H182ZM186 253V254H185ZM188 253H189V255H188ZM209 253V254H208ZM233 253V254H232ZM242 253H243V255H242ZM5 254V255H4ZM23 254V255H22ZM33 254V255H32ZM35 254V255H34ZM53 254V255H52ZM99 254V255H98ZM126 254H129V255H131V256H128V255H126ZM142 254L145 256H142ZM165 254H166V256H165ZM169 254V255H168ZM171 254V255H170ZM180 254H182V255H180ZM203 254V255H202ZM218 254V255H217ZM254 254H256V258H254L255 256H254ZM2 255V256H1ZM17 255H20L19 257L17 256ZM38 255H41V256H39L38 257ZM48 255V256H47ZM52 255V256H51ZM68 255L70 256V257H68ZM73 255L76 257V258H74L73 257ZM81 255V256H80ZM95 255V256H94ZM122 255H123V258H122ZM132 255L133 256H135V257H132ZM152 255V256H151ZM179 255V256H178ZM200 255V256H199ZM210 255V256H209ZM230 255V256H231ZM242 255V256H241ZM244 255L246 256V257H244ZM250 256V258H249V256ZM262 255V256H261ZM11 256V257H10ZM36 256V258L35 259H33L34 257ZM42 256H45L46 257V259H45V257H42ZM54 256V257H53ZM59 258H58V257ZM72 256V257H71ZM83 256V257H82ZM85 256V257H84ZM88 258H87V257ZM92 256H94V257H92ZM98 256H100V259H99V257ZM106 256V257H105ZM114 256H116V258L114 257ZM117 256H118V258H117ZM139 256V257H138ZM146 256H148V258L146 257ZM165 256V257H164ZM167 256L169 257V256H172V257H169V258H167ZM182 256V257H181ZM192 256V257H191ZM206 256V257H205ZM220 256V257H219ZM254 256V257H253ZM25 257V258H24ZM27 257V258H28ZM53 257V258H52ZM82 257V260L80 259ZM112 257V258H111ZM141 257H143L142 259H141ZM151 257V258H150ZM155 257H157L156 259H155ZM182 258V260H181V258ZM183 257H185L184 259H186V260H184L183 259ZM213 257V258H212ZM260 257V258H259ZM12 258L14 259V260H12ZM46 260H44V259ZM51 258H52V260H51ZM55 258V259H54ZM63 258V259H62ZM74 260H73V259ZM77 258H79V260L77 259ZM83 258H84V260H83ZM87 258V259H86ZM108 258H109V260H108ZM119 258H121V260L119 259ZM146 258V259H145ZM150 258V259H149ZM158 258H159V260H158ZM177 258H178V260H177ZM194 258H195V260H194ZM208 258V259H207ZM215 258H218L217 260H215ZM220 258V259H219ZM242 260H241V259ZM247 258V259H246ZM248 258H249V260H248ZM263 258V259H262ZM20 259V260H19ZM23 259H25V260H23ZM31 259H33L32 261H31ZM43 259V260H42ZM91 259V260H90ZM94 259V260H93ZM110 259H111V261H110ZM112 259H113V261H112ZM114 259H116V260H114ZM129 259V261H127ZM153 259V260H152ZM155 259V260H154ZM162 261H161V260ZM168 259V260H167ZM199 259V260H198ZM212 259V260H211ZM223 259V260H222ZM235 259H236V261H235ZM237 259H239V260H237ZM244 259H245V261H244ZM259 259V260H258ZM12 262H11V261ZM21 260H23V261H21ZM34 260H37V261H34ZM50 260V261H49ZM54 260V261H53ZM88 260H90V263H88ZM117 260H120V261H117ZM143 260V261H142ZM146 262H145V261ZM149 262H148V261ZM165 260H167L166 262H165ZM183 261V262H181V261ZM204 260V261H203ZM214 260V261H213ZM248 260V261H247ZM258 260V261H257ZM263 260V261H262ZM79 261V262H78ZM94 261H95V263H94ZM100 261H101V263H100ZM105 261V262H104ZM115 261H116V263H115ZM121 261H124V262H121ZM127 261V262H126ZM178 261V262H177ZM199 261V263H197ZM227 261V262H226ZM5 262V263H4ZM21 262V263H20ZM31 262V263H30ZM64 262V263H63ZM120 262V263H119ZM131 262V263H130ZM151 262H153V263H151ZM175 262V263H174ZM189 262H191V263H189ZM224 262V263H223ZM259 262V263H258ZM162 264V263H161Z\"/></svg>","mask_w":264,"mask_h":264},{"label":"bare ground","instance_id":"bare-ground-1","mask_svg":"<svg viewBox=\"0 0 264 264\" xmlns=\"http://www.w3.org/2000/svg\"><path fill=\"white\" fill-rule=\"evenodd\" d=\"M0 1H1V0H0ZM2 1H3V0H2ZM6 1H7V0H6ZM12 1H13V0H12ZM16 1H17V3H19L18 0H16ZM19 1H20V0H19ZM31 1H32V0H31ZM37 1H39V0H37ZM71 1H72V0H71ZM91 1H92V0H91ZM91 1H90V2H91ZM109 1H110V0H109ZM114 1H117V0H114ZM122 1H124V0H122ZM125 1H126V0H125ZM125 1H124V2H125ZM142 1H143V0H142ZM144 1H145V0H144ZM144 1H143V2H144ZM152 1H153V0H152ZM161 1H163V0H160V2H161ZM164 1H165V0H164ZM174 1H175V0H174ZM188 1H190L189 4L192 3L191 5H192V7H193V3H195V2H193V1L191 2V0H188ZM194 1H197V0H194ZM198 1H199V0H198ZM206 1H207V0H206ZM215 1H216V2L218 1V2H219V0H215ZM220 1H222V0H220ZM229 1H230V0H229ZM233 1H234V0H233ZM237 1H238V0H237ZM239 1H240V0H239ZM245 1H246V0H245ZM249 1H250V0H249ZM257 1H258V0H257ZM259 1H260V0H259ZM259 1H258V3H259ZM20 2H21V1H20ZM27 2H29V1H27ZM40 2H43V0L40 1ZM46 2H47V1H46ZM52 2H53V0H50V2L48 1V4L51 3L50 5H52ZM83 2H84V1H83ZM92 2H93V1H92ZM110 2H112V1H110ZM110 2H109V3H110ZM127 2H129V1H127ZM127 2H125V3H127ZM131 2H133V1H131ZM134 2H135V1H134ZM134 2H133V4L135 5ZM137 2H138V0H137ZM160 2L158 3V7L156 6L157 3L155 4V3L153 2L154 6H155L157 9L161 7V6H159V4H161L162 6H164V5H163L162 3H160ZM165 2H167V3L169 2V3H170L171 1L167 0V1H165ZM177 2H178V1H177ZM177 2H176L177 5H175V6H178V3H179V2H178V3H177ZM181 2H182V0H181ZM208 2H210V0H209ZM223 2H224V1H223ZM225 2L228 3V0H227V1L225 0ZM225 2H224V4H225ZM247 2H248V1H246V2H244V3H247ZM33 3H34V2H33ZM33 3H31V5H33ZM35 3H36V1H35ZM44 3H45V2H44ZM58 3H59V2H58ZM70 3H71V2H70ZM95 3H96V2H95ZM114 3H116V2H114ZM117 3H118V2H117ZM121 3H122V2H121ZM138 3H139V2H138ZM144 3H145V2H144ZM144 3H142V5H143ZM167 3H165V4H167ZM184 3H187V1L184 2ZM197 3H198V2H197ZM213 3H214V2H213ZM219 3H220V2H219ZM227 3H226V5H228L230 2H229L228 4H227ZM238 3H239V2H238ZM253 3H254V2H253ZM11 4H12V5L14 4L13 6H15V5H16V6H19V4H15L14 1H13V3H11ZM25 4H26V3H25ZM25 4H24V5H25ZM37 4H38V3H37ZM40 4H41V3H40ZM45 4H47V3H45ZM45 4H43V5H45ZM54 4H55V2H54ZM54 4H53V5H54ZM112 4H113V3H112ZM130 4H131V6H132V3H130ZM136 4H137V3H136ZM180 4H181V3H180ZM200 4H202V3H200ZM233 4H234V3L232 2V5H233ZM27 5H28V4H27ZM29 5H30V3H29ZM34 5H35V4H34ZM50 5H48V6L51 7ZM53 5H52V6H53ZM92 5L94 6V3H93ZM102 5H103V3H102ZM115 5H116V4H115ZM115 5H114V6H115ZM119 5H120V4H119ZM121 5H122V4H121ZM123 5H128V4H123ZM123 5H122L120 8H123ZM134 5H133L132 7H135ZM139 5H140V4H139ZM144 5H146V4H144ZM144 5H143V6H144ZM168 5H169V6L165 5L164 7H167V8L169 7V8H170L171 3L168 4ZM202 5H203V4H202ZM207 5L210 6L211 3H207L206 6H207ZM213 5H214V4H213ZM217 5H219V4L217 3ZM220 5H222V3H220ZM230 5H231V3H230ZM230 5H229V6H230ZM236 5H238V4L235 3V6H236ZM240 5H242V4H239V6H236V8H237V7H241ZM243 5H244V4H243ZM245 5H246V4H245ZM248 5H250V3H248ZM80 6L83 8L82 5H80ZM93 6H92V7H93ZM96 6H97V5H96ZM111 6H112V5H111ZM114 6H113V8L111 7L112 9H111V8H110V9H111V10H113V9H114V10L117 9V8H116L117 6H116L115 8H114ZM131 6H130V9H129V8H127V9H129V10L132 9V10H133V8H132ZM146 6H147V5H146ZM146 6H144V7H145V12H146V10H147V8H148V7L146 8ZM171 6H172V5H171ZM175 6H173L172 9H174V10H172V11L169 9V10L171 11V14H170L171 16H169V17H172V15L176 14V13H174L175 9L177 8V7L174 8ZM180 6H181V5H180ZM183 6H184V7H187V6H188V3H187V6L184 5V4H183ZM183 6H181V9H182ZM196 6H197V5H196ZM246 6H247V5H246ZM246 6H245V7H246ZM251 6H252V4H251L249 7H251ZM22 7H25V6H23V2H22ZM31 7H32V6H31ZM31 7H30V8H31ZM39 7H40V5H39ZM41 7H42V4H41ZM89 7H90V6H89ZM94 7H95V6H94ZM99 7H100V6H99ZM139 7H141V6H139ZM150 7H151V3H150ZM150 7H149V9H150ZM178 7H179V6H178ZM188 7H191V6H188ZM220 7H225V5H224V6L222 5V6H220ZM227 7H228V6H227ZM227 7L224 8V9H229L231 6L228 7V8H227ZM245 7H244V8H245ZM247 7H248V6H247ZM253 7L258 8L256 5L254 6V4H253ZM1 8H2V7H1ZM8 8L11 10L10 7H8ZM18 8H19V7H18ZM30 8H28V9H30ZM32 8L35 9L34 6H33ZM52 8H53V7H52ZM120 8H119V9H120ZM156 8H155V9H156ZM197 8H198V7H197ZM207 8H209V7H207ZM211 8H213V7L211 6ZM214 8H215V5H214ZM14 9H15V7H14ZM16 9H17V8H16ZM28 9H27V11H28ZM50 9H51V8H48V10H50ZM53 9H54V8H53ZM53 9H51V10L53 11ZM56 9H57V8H56V4H55V10H56ZM91 9H92V8H91ZM93 9H94V8H93ZM98 9H99V8H98ZM143 9H144V8H143ZM155 9H154V10H155ZM164 9H165V8H164ZM177 9H180V7L177 8ZM189 9H191V8H189ZM205 9H206V8H205ZM220 9H221V8H220ZM230 9H231V8H230ZM238 9H239V8H238ZM6 10H8L7 7H6ZM41 10H42V8H40V11H41ZM43 10H44V8H43ZM45 10H46V9H45ZM68 10H69V9H68ZM88 10H89V9H88ZM108 10H109V8H108ZM120 10L123 11V12L125 11V10H122V9H120ZM134 10H136V11H134V12L136 13L139 9H138V7H136V9L134 8ZM158 10H159V9H158ZM160 10H161V9H160ZM166 10H167V9H166ZM182 10H183V9H182ZM184 10H185V8H184ZM184 10H183V13H184L185 11H187L188 8H186L185 11H184ZM192 10H194V9H192ZM192 10H190V11H192ZM195 10H196V9H195ZM198 10H199V9H198ZM208 10H210V8L207 9L206 12H204V13L207 14V11H208ZM215 10H216V9H215ZM233 10H234V13H235V10H237V9H235V7H234ZM245 10H247V11L249 10V13H250L251 10H253V8H250V9H249V8H246ZM13 11H14V10H13V8H12V12H13ZM16 11H17V12H18V11L20 12V10H16ZM30 11H31V9H30ZM40 11H39V12H40ZM57 11H58V10H57ZM57 11H56V13H57ZM90 11H94V10H90ZM109 11H110V10H109ZM116 11H118V9L115 10V12H113V13H116ZM121 11H120V12H121ZM140 11H141V9H140ZM142 11H143V10H142ZM142 11H141V12H142ZM152 11H153V10H152ZM152 11H151V12H152ZM237 11H238V10H237ZM258 11H259V10H257V12H258ZM8 12H10V11L8 10ZM8 12H6V13H8ZM45 12H46V11H44V14H46ZM58 12H61V13H62V10H61V11L59 10ZM64 12H65V11H64ZM64 12H63V14H64ZM77 12H78V9H77ZM120 12H119V14L122 13V12H121V13H120ZM134 12H133V13H134ZM138 12H139V11H138ZM138 12H137V15L140 16V14H138ZM143 12H144V11H143ZM148 12H149V10H148ZM161 12H162V11H161ZM168 12H169V11H168ZM168 12H167V14H168ZM172 12H173L174 14H173ZM175 12H177V13L180 12V13H181L182 11H181V10H178V11L176 10ZM193 12H194V11H193ZM193 12H192V13H193ZM214 12H215V11H214ZM219 12H221V11L219 10ZM219 12H218V13H219ZM229 12H231V11H229ZM243 12H244V11H243ZM255 12H256V11H255ZM2 13H3L2 15H7V16L9 17V14H10V13L6 14L5 11H3V9H2ZM4 13H5V14H4ZM15 13H16V12H15ZM15 13H14V14H15ZM28 13H29V12H28ZM28 13H27V14H28ZM32 13H33V11H32ZM40 13H41V12H40ZM51 13L53 14V12H51ZM66 13H67V12H65V14H66ZM94 13H95V12H94ZM94 13H93V14H94ZM96 13H97V12H96ZM98 13H99V12H98ZM98 13H97V14H98ZM104 13H105V12H104ZM109 13H110V12H109ZM113 13L111 12V16H112ZM133 13H132V14H133ZM139 13H140V12H139ZM154 13H155V12H154ZM156 13H158V12H156ZM189 13H190V12H189ZM211 13H212V12H211ZM216 13H217V11H216ZM222 13H223V12H222ZM227 13H228V12L226 11V15H227ZM245 13H246V11H245ZM260 13H261V12H260ZM14 14H13V15H14ZM47 14H48V13H47ZM52 14H51V15H52ZM65 14H64V15H65ZM67 14H69V13H67ZM70 14H71V13H70ZM79 14H80V12H79ZM87 14H88V13H87ZM91 14H92V13H91ZM97 14H94V15H97ZM102 14H103V12L101 13V15H102ZM119 14H118L117 16H116V14H113L112 17L115 18V16H116L115 19H118L117 17L119 16ZM129 14H130V13H129ZM129 14H125V16H126V15L129 16ZM141 14H142V13H141ZM162 14H163V13H162ZM162 14L160 13V15H162ZM178 14H179V13H178ZM178 14H177V15H178ZM185 14H186V13H185ZM200 14H201V13H200ZM209 14H210V13H209ZM238 14H239V18H240V20H241L242 18L240 17V13H238ZM238 14H237V15H238ZM252 14H253V13H251V15H252ZM23 15H24V14H23ZM30 15H31V14H30ZM30 15H29V16H30ZM77 15H78V13H77ZM77 15H76V16H77ZM81 15H83V14H81ZM101 15H98V17H103V18H104V17H105V18L107 17V16H101ZM121 15H122V14H121ZM123 15H124V13H123ZM146 15H147V14H146ZM157 15L159 16V14H157ZM177 15H176V16H177ZM181 15H182V14H181ZM186 15H187V14H186ZM193 15H194V14H193ZM195 15L197 16V15H199V13H198V14H195ZM201 15H202V14H201ZM207 15H208V14H207ZM210 15H211V17H213V16H212L213 14H210ZM210 15H209V17H210ZM214 15H215V14H214ZM216 15H217V14H216ZM219 15L221 16V13H220ZM230 15H231V13H230ZM232 15H233V14H232ZM232 15H231V16H232ZM234 15H235V14H234ZM243 15H244V14H243ZM245 15H246V14H245ZM245 15H244V16H245ZM248 15H250V14H248ZM263 15H264V14H262V16H263ZM24 16H25V15H24ZM31 16H32V15H31ZM35 16H37V15H35ZM38 16H39V13H38ZM44 16H45V15H44ZM46 16H47V15H46ZM49 16H50V15H48V17H49ZM68 16H69V15H68ZM71 16H72V15H71ZM73 16H74V14H73ZM76 16H75V17H76ZM86 16H87V15H86ZM108 16H109V14H108ZM138 16H137V18H138V20H139V18H140L141 16H140V17H138ZM144 16H145V15H144ZM147 16L149 17V14H148ZM183 16H184V15H183ZM183 16H182V18H180V20H181V19L183 20ZM203 16H204V15H203ZM228 16H229V13H228ZM253 16H254V15H253ZM257 16H258V15H257ZM257 16H256V18H257ZM11 17H12V16H10V18H11ZM19 17H20V16H19ZM25 17H26V16H25ZM25 17H24V18H25ZM50 17H51V16H50ZM50 17H49V18H50ZM52 17H53V18H52ZM52 17H51V18L54 19V16H53V15H52ZM55 17H56V16H55ZM60 17H61V14H60ZM75 17H74V19H73L74 21H75ZM79 17H81V16H79ZM89 17H91V15H89ZM92 17H93V20H92V18H91V19L89 18V19L92 20V21H95V22H96V20H94L95 16H92ZM98 17H97L96 19H98ZM122 17H124V16H122ZM152 17H153V16H152ZM163 17H164V15H163ZM173 17H174V16H173ZM173 17H172V19H173ZM193 17H195V16H193ZM200 17H201V16H200ZM200 17H199L198 19H204V18H200ZM205 17H207V16L205 15ZM209 17H207V18L210 20L211 17H210V18H209ZM215 17H216L217 20L219 19V18H217V16H215ZM222 17H223V16H222ZM232 17H233V16H232ZM236 17H237V16H236ZM13 18H14V20H15V15H14ZM16 18H17V14H16ZM45 18H46V17H45ZM45 18L43 17V21H44ZM51 18H50V19H51ZM76 18H78V17H76ZM105 18H104V19H105ZM107 18H109V17H107ZM120 18H121V17L119 16V19H120ZM164 18H165V17H164ZM191 18H192V17H191ZM191 18H188V19H191ZM229 18H230V17H228V19H229ZM243 18H245V17H243ZM254 18H255V17H254ZM6 19H7V18H6ZM18 19H19V18H17V21H18ZM47 19H48V18H47ZM47 19H46V20H47ZM55 19H56V18H55ZM55 19H54V22H55ZM71 19H72V18H71ZM79 19H80V18H79ZM79 19H77V20H79ZM86 19H88V18H86ZM86 19H85V20H86ZM89 19H88V20H89ZM100 19L103 20L102 18H100ZM100 19H98V22H97V23H99ZM109 19H110V18H109ZM119 19L117 20V23H119V21L121 20V19H120V20H119ZM125 19H126V17H125ZM128 19L131 20L132 18H128ZM148 19H149V18H148ZM158 19H159V18H158ZM165 19H166V18H165ZM172 19H171V21H172ZM174 19H175V18H174ZM188 19H187V20H188ZM220 19L222 20L221 17H220ZM224 19H226V18H224ZM233 19H234V18H233ZM235 19H236V18H235ZM246 19H247V17H246ZM248 19L250 20V17H249ZM248 19H247V20H248ZM73 20H72V21H73ZM90 20H89V21H86V22L89 23ZM123 20H124V19H123ZM123 20H122V23H124ZM132 20H133V19H132ZM143 20H144V19H143ZM154 20H155V19H154ZM159 20H160V19H159ZM159 20H158V22H159ZM192 20H195V19H192ZM206 20H207V19H206ZM212 20H214V18H213ZM217 20H214V21H217ZM238 20H239V19H238ZM247 20H246V21L241 20V21H239V22L244 21V22H246V23L249 24V21H247ZM5 21H6V23H7L8 20H5ZM5 21H4V23H5ZM9 21H10V19H9ZM9 21H8V22H9ZM56 21H57V20H56ZM72 21H71V22H72ZM80 21H82V20H80ZM106 21H107V20H106ZM106 21H105V22H106ZM111 21H112V20H111ZM124 21H126V20H124ZM133 21H134V20H133ZM133 21H131V22L133 23ZM161 21H163V19H162ZM171 21H170V22H171ZM173 21H174V20H173ZM178 21H179V20H178ZM188 21H191V20H188ZM188 21H186V22H188ZM195 21H196V20H195ZM201 21H204V20H201ZM226 21L228 22V20H226ZM234 21H235V20H234ZM236 21H237V19H236ZM262 21H263V20H262ZM0 22H1V20H0ZM2 22H3V20H2ZM22 22H23V21H22ZM34 22H35V21H34ZM49 22H50V21H49ZM52 22H53V21H52ZM57 22H58V21H57ZM76 22H77V21H75V24H76ZM82 22H84V21H82ZM82 22H81V23H82ZM86 22H85V23H86ZM100 22H102V21H100ZM103 22H104V21H103ZM103 22H102V23H103ZM137 22H139V21H137ZM141 22H142V21L140 20L139 23H141ZM151 22H152V21H151ZM151 22H150V23H151ZM158 22H157V23H158ZM165 22H166V21H165ZM175 22H176V21H175ZM193 22H194V21H193ZM197 22H198V21H197ZM197 22H196V24H192V22H191L190 27H191V25H192V28L196 30L197 27H199L200 25L202 26L201 23L198 24ZM208 22H209V21H208ZM208 22H207V23H208ZM217 22L219 23V21H217ZM229 22H230V20H229ZM10 23H12V18H11ZM10 23H7L8 25H7V24H4V25L9 26ZM17 23H19V21H18ZM30 23H31V22H30ZM38 23H39V22H38ZM77 23H78V24H81V23H79V21H78ZM107 23H108V22H107ZM109 23H111V25H112V22H109ZM114 23H115V22H114ZM122 23H121L122 26H123V25H126V24H127V21H126V24H122ZM134 23L136 24V22H134ZM159 23L161 24V22H159ZM172 23H173V22H172ZM194 23H195V22H194ZM210 23H211V22H210ZM212 23H213V22H212ZM214 23L217 24L216 22H214ZM214 23H213V24H214ZM246 23H245V24H246ZM257 23H258V21H257ZM260 23H261V22H260ZM71 24H72L73 27H75V26L77 25V24L74 25L73 22H72ZM82 24H83V23H82ZM100 24H101V23H100ZM135 24H134V25H135ZM144 24H145V23H144ZM162 24H163V23H162ZM162 24H161V25H162ZM188 24H189V22H188ZM197 24H198V25H197ZM203 24H206V23H203ZM213 24H211V25L213 26ZM215 24H214V25H215ZM221 24H224V25H225V23L220 22V23L218 24V26H221ZM228 24H229V23H228ZM228 24H227V25H228ZM231 24H232V23H231ZM234 24H235V23H233V29H234V27H235ZM245 24H244V25H245ZM248 24H246V26H248ZM4 25H3V26H4ZM16 25H17V24H16ZM22 25H23V24H22ZM49 25H50V24H49ZM54 25H55V23H54ZM54 25H53V26H54ZM97 25H98V24H97ZM111 25H110V26H111ZM129 25L134 26V25H132V24H129ZM140 25H141V24H140ZM149 25H151V24H149ZM153 25H155V24H153ZM161 25H159V26L161 27ZM167 25H168V22L166 23V25L163 24V26H165V27H166ZM170 25H172V24H170ZM170 25H169V26H170ZM174 25H176V24H174ZM174 25H173V26H174ZM180 25H181V24H180ZM194 25H197V26H194ZM207 25H208V24H207ZM211 25H210V26H211ZM224 25H223V26H224ZM237 25H239V24H237ZM241 25H242V24H240V26H241ZM262 25H263V24H262ZM262 25H261V26H262ZM0 26L2 27V24H1ZM59 26H60V24H59ZM59 26H57V28H58ZM62 26H63V25H62ZM83 26H84V25H83ZM101 26L103 27V26H105V24L103 23ZM107 26H108V28L110 27L109 24H108V25L105 26V28H106ZM113 26L117 28V26H115V25H113ZM122 26H120V23L118 24L119 29H121L120 27H122ZM136 26H137V24H136ZM169 26H168V27H169ZM173 26H171V27H172L173 29H175V26H174V27H173ZM187 26H188V25H187ZM212 26H211V28H210L209 26H207V28H208V27L210 28V29H208V30L210 31V33H211V29L215 28V26H214L213 28H212ZM228 26H229V25H228ZM228 26H226V28H227ZM240 26H239V27H240ZM255 26H256V25H255ZM259 26H260V25H259ZM9 27H11V26H9ZM114 27H113V28H114ZM124 27H125V26H124ZM134 27H135V26H134ZM157 27H158V26H156V29H157ZM168 27H167V28H168ZM171 27H170V28H171ZM190 27L188 26V28H190ZM194 27H195V28H194ZM203 27H204V29H205V26H203ZM221 27H222V26H221ZM224 27H225V26H224ZM231 27H232V25H231ZM231 27L229 26L228 29H229V28L231 29ZM241 27H242V26H241ZM243 27H245V26H243ZM250 27H251V26H249L248 29H247V27H246V28H242L243 30H242V29H240V30H242V31L244 32V29H247V31H249ZM253 27H254V26H253ZM253 27H252V28H253ZM4 28H5V26H4ZM15 28H16V27H15ZM49 28H50V26H49ZM77 28H79V27H77ZM77 28H76V29H77ZM103 28H104V27H103ZM108 28H106V29H108ZM126 28H128L127 25H126ZM137 28H138V27H137ZM142 28H143V27H142ZM149 28H150V27H149ZM153 28H155V27H153ZM167 28H166V29H167ZM181 28L184 29L185 27H181ZM207 28H206V29H207ZM226 28H225V31L228 32V29L226 30ZM235 28H236V27H235ZM255 28H258V26L255 27ZM261 28H262V27H260L259 29H261ZM263 28H264V27H263ZM263 28H262V29H263ZM20 29H21V28H20ZM20 29H19V30H20ZM30 29H31V28H30ZM52 29H54V28H52ZM52 29L50 28V30H49L50 33H51ZM63 29H64V28H63ZM67 29L69 30V27H66V29H64V30L67 31ZM74 29H75V28H74ZM87 29H88V27L86 26V30H87ZM106 29H105V30H106ZM109 29H110V28H109ZM114 29H115V28H114ZM114 29H112V27H111V30H114ZM117 29H118V28H117ZM122 29H123V27H122ZM122 29H121V32L123 31ZM128 29L130 30V26H129ZM132 29H134V28H132ZM143 29H144V28H143ZM143 29H142V31H143ZM146 29H148V27H147ZM156 29H155V30H156ZM161 29L164 30L163 28H161ZM161 29H160V30H161ZM168 29H169V28H168ZM173 29H169L168 31H173ZM193 29H192V30H193ZM197 29H198V28H197ZM253 29H254V28H253ZM259 29H258V30H259ZM1 30H2V28H1ZM6 30H7V28H6L4 31H6ZM58 30H60V29L58 28ZM77 30H79V29H77ZM77 30H76V31H77ZM82 30H84V29H82ZM89 30H90V29H89ZM89 30H88V31H89ZM105 30H104V32H105ZM124 30H125V28H124ZM134 30L137 31L138 29L135 28ZM151 30H152V33H153V29H151ZM160 30H159V32H160ZM208 30H207V32H208ZM234 30H235V29H234ZM254 30H255V29H254ZM258 30L256 29V31H258ZM49 31L46 32V33L49 34ZM66 31H65V32H66ZM69 31H70V30H69ZM69 31H67V32H69ZM72 31H73V29H72ZM72 31H70V33H71ZM88 31H87V32H88ZM91 31H92V30H91ZM94 31H95V30H94ZM96 31H97V30H96ZM96 31H95V33H96ZM102 31H103V30H102ZM102 31H101V32H102ZM106 31H107V30H106ZM119 31H120V30H119ZM125 31H126V32H124V33H127V30H125ZM178 31H179V30H178ZM178 31L176 32V30H175V33H176V34H177V33L179 34ZM185 31H186V29H185ZM185 31H182V30H181L180 33L183 34L182 32H185ZM229 31H230V30H229ZM235 31H237L238 34H241V33H239L238 30H235ZM235 31H233V32L235 33ZM256 31H255V32H256ZM2 32H3V30H2ZM63 32H64V31H63ZM92 32H93V31H92ZM92 32H91V33H92ZM104 32H103V33H104ZM109 32H110V31H109ZM111 32H112V31H111ZM114 32H116V29L114 30ZM121 32H119L120 35H121ZM129 32L132 34V31H129ZM129 32H128V33H129ZM148 32H149V30H148ZM165 32H166V30H165ZM194 32H195V31H194ZM202 32H203V31H202ZM212 32H213V30H212ZM231 32H232V31H231ZM253 32H254V31H253ZM253 32H252V33H253ZM260 32H261V31H260ZM262 32H263V31H262ZM4 33H5V32H4ZM4 33H3V34H4ZM46 33H45V34H46ZM61 33H62V31H61ZM70 33H68V34H69L70 36H73V35H71V34H73V33H71V34H70ZM74 33H76V35H79V34H77V32H75V31H74ZM85 33H86V32H85ZM85 33L83 32L84 35H85ZM97 33L99 34V32H97ZM103 33H102V35H104ZM128 33H127V34H128ZM133 33H136V32H133ZM146 33H147V32H146ZM152 33H151V35H152ZM157 33H158V32H157ZM171 33L173 34L174 32H171ZM185 33H186V32H185ZM185 33H184V35H185ZM190 33H191V32H190ZM190 33H189V34H190ZM205 33H206V32H205ZM225 33H226V32H225ZM225 33H222V34H225ZM234 33L232 34V33L229 32L230 35H231V34L234 35ZM246 33H247V32H246ZM246 33H245V34H246ZM3 34H2V35H3ZM17 34H18V33H17ZM55 34H56V33H55ZM59 34H60V33H59ZM62 34H63V33H62ZM62 34H61V35H62ZM66 34H67V33H66ZM106 34H107V33H106ZM116 34H117V37H118V36H119L118 33H116ZM136 34H137V33H136ZM136 34H135V35H136ZM138 34H139V33H138ZM142 34H143V33H142ZM147 34H148V33H147ZM158 34H159V33H158ZM198 34H199V32L196 33V36H197ZM200 34H201V33H200ZM202 34H203V33H202ZM207 34H208V33H207ZM222 34H221V35H222ZM229 34L227 33L228 36H229ZM238 34H237V35H238ZM250 34H251V30H250ZM250 34H249V35H250ZM253 34H254V33H253ZM253 34H251L250 39L252 38V35H253ZM263 34H264V33H263ZM49 35H50V34H49ZM64 35H65V34H64ZM69 35H68V36H69ZM74 35H75V34H74ZM80 35H81V34H80ZM84 35H83V36H84ZM87 35H89V32H88ZM87 35H86L85 37H88ZM94 35H95V34H94ZM94 35H93V36H94ZM110 35H111V34H109V37H110ZM128 35H129V34H128ZM135 35L132 34L131 36L133 37V36H135ZM156 35H157V34H156ZM166 35H167V33H166ZM170 35H171V34H170ZM170 35L168 34V36H169L168 39H169V40H171V38H170L171 36H170ZM173 35L175 36V34H173ZM179 35H180V34H179ZM187 35H188V32H187ZM205 35H206V34H205ZM209 35H211V34H209ZM221 35H220V37H221ZM225 35H226V34H225ZM225 35H224V36H225ZM227 35H226V36H227ZM237 35H236V33H235V38H236ZM260 35H261V34H260ZM68 36H67V37L65 36L64 38H65V39H68ZM83 36H82V37H83ZM105 36H107V35H105ZM113 36H116V35L114 34ZM126 36H127V35H125V36H124L125 38H124L123 35H122V36H121V39H123V41H124V39L128 38L130 35H129L128 37H126ZM131 36L129 37V39L132 38ZM137 36H139V35H137ZM154 36H155V35H154ZM176 36H178V35H176ZM181 36H182V35H180V38H181ZM191 36H192V34H191ZM191 36L188 35V37H191ZM196 36H194V39L196 38ZM202 36H203V35H202ZM206 36H207V38H211L210 36L208 37V35H206ZM206 36H205V37H206ZM238 36H240V35H238ZM0 37H1V36H0ZM17 37H18V36H17ZM47 37H49V36H47ZM59 37H60V36H59ZM62 37H63V35H62ZM79 37H80V36H79ZM90 37H91V36H89V38H90ZM143 37H144V36H143ZM145 37H146V35H145ZM156 37L158 38V36H156ZM162 37H164V36H162ZM184 37H186V36H184ZM188 37H186V38H188ZM192 37H193V36H192ZM213 37L216 38L215 36H213ZM213 37H212L211 39H213ZM218 37H219V35H218ZM218 37H217L216 41L218 40L219 43H221L222 41L220 42L221 39H218ZM222 37H223V35H222ZM222 37H221V38H222ZM229 37H231V36H229ZM258 37H259V36H258ZM18 38H19V37H18ZM50 38H51V37H50ZM64 38H61V37H60V39H63V41H64ZM69 38L71 39L72 37H69ZM73 38H74V36H73ZM83 38H84V37H83ZM91 38H92V37H91ZM91 38H90L89 40H91ZM94 38H95V37H94ZM94 38H92V39H94ZM103 38H104V37H103ZM110 38H111V37H110ZM110 38H109V39H110ZM141 38H142V37H141ZM199 38H201V36H200ZM202 38H203V37H202ZM202 38H201V39H202ZM226 38H228V37H226ZM231 38H232V37H231ZM233 38H234V36H233ZM255 38H256V37H255ZM260 38H261V37H259V39H260ZM2 39H3V37H2ZM19 39H20V38H19ZM60 39L58 38L59 41H60ZM75 39H76V38H75ZM78 39H79V38H78ZM109 39H108V42H110V45H111V44H114V43H111L113 40L110 41ZM112 39H114V38H112ZM132 39H133V38H132ZM143 39H144V38H143ZM189 39H190V38H189ZM189 39H188V40H189ZM201 39H199V41H201ZM203 39H206V38H203ZM211 39H209V40H211ZM222 39H223V38H222ZM224 39H225V38H224ZM224 39H223V40H224ZM237 39L239 40V38H237ZM244 39H245V37H244ZM56 40H57V39H56ZM68 40H69V39H68ZM79 40H80V39H79ZM85 40H86V39H85ZM106 40H107V38H105V41H106ZM134 40H136V37H135ZM141 40H142V39H141ZM160 40H161V37H160ZM178 40H180V42H181V39H178ZM178 40H177V41H178ZM183 40H184V39H183ZM190 40H191V43H193V42H192V38H191ZM195 40H196V41H195ZM195 40H194V42H195L194 44H196L197 46H198V44L200 45V43L203 44L202 42L198 43V40H197V39H195ZM213 40H215V39H213ZM231 40H232V39H231ZM233 40H234V42H237V44L235 43V45H237V47L239 48L240 43H238V42H240V41H235L236 39H233ZM261 40H262V42H263V40H264V36H263V39L261 38ZM1 41H4V40H1ZM1 41H0V42H1ZM29 41H30V44H31V40H30V39H29ZM37 41H38V40H37ZM63 41H62V44L66 42V40H65V42H63ZM71 41H73V40H71ZM114 41H117V40L114 39ZM119 41H122V40H119ZM128 41H129V40H128ZM157 41H158V40H157ZM185 41H186V40H185ZM206 41H207V40H206ZM218 41H217V43H218ZM224 41H226V40H224ZM224 41H223V43H224ZM249 41H250V40H249ZM255 41L257 42V38H256ZM57 42H58V41H57ZM60 42H61V41H60ZM60 42H58V43H60ZM73 42H74V41H73ZM77 42H78V41H76V43H77ZM81 42H82V41H81ZM81 42H79V44H80ZM89 42H90V41H89ZM92 42H93V40H92ZM101 42H102V40H101ZM101 42H100V43H101ZM108 42L106 41V43H108ZM117 42H118V41H117ZM130 42L132 43V41H129V42H126V41H125V43H130ZM133 42H134V41H133ZM137 42H140V41H139V38L137 39ZM137 42H136V43H137ZM169 42L171 43V41H168L167 43H169ZM182 42H184V41H182ZM188 42H190V41H188ZM196 42H197L198 44H197ZM207 42H208V41H207ZM207 42H206V43H207ZM258 42H259V41H258ZM258 42H257V45L259 46V44H260L261 42H260L259 44H258ZM1 43H3V42H1ZM37 43H38V42H37ZM76 43H75V44H76ZM82 43H83V42H82ZM93 43H94V42H93ZM97 43H98V42H97ZM120 43H121V42H120ZM131 43H130V45L132 46L133 44H131ZM136 43H135V46L137 45ZM144 43H145V41H144ZM146 43H147V41H146ZM167 43H166V44H167ZM185 43H186V42H185ZM185 43L180 44V43L178 42L179 47H180V45L182 46V45H184ZM208 43H210V42H208ZM208 43H207V44H208ZM214 43H215V41H214ZM217 43H216V44H217ZM250 43H251V42H250ZM263 43H264V42H263ZM20 44H23V43H20ZM24 44H25V43H24ZM28 44H29V43H28ZM62 44H61V46H63ZM68 44H69V43H68ZM68 44H66V45H68ZM75 44H73V45L69 44V45H71V47H72V46H74ZM121 44H122V43H121ZM121 44H119V45L121 46ZM187 44L190 45V43H187ZM187 44H186V46H184L185 48H184V47H183V48L186 49V51H187V53H188V52H190V51H188V50L190 49V48H189L190 46L188 47V50H187V48H186V47H187ZM211 44L213 45V43H210L209 45L211 46ZM221 44H222V43H221ZM221 44H217V46H223V44H222V45H221ZM225 44H226V43H225ZM238 44H239V45H238ZM241 44H242V42H241ZM252 44H253V42H252ZM3 45H4V44H3ZM18 45H19V43H18ZM18 45H17V46H18ZM25 45H26V44H25ZM37 45H38V44H37ZM43 45H44V44H43ZM55 45H57V44H56V41H55ZM59 45H60V44H59ZM69 45H68V46H69ZM83 45H84V44H83ZM90 45H91V42H90L89 46H90ZM95 45H96V44H95ZM102 45H104V44H102ZM106 45H107V44H106ZM106 45H105V47H106ZM138 45L140 46V43H138ZM169 45H173V44H169ZM203 45H204V44H203ZM229 45H230V44H229ZM229 45H228V46H229ZM232 45H234V44L232 43V44L230 45V47H232ZM245 45H247V43H246ZM261 45H262V44H261ZM261 45H260L259 47H261ZM263 45H264V44H263ZM0 46H1V45H0ZM5 46H6V45H5ZM5 46H2V47L5 48ZM96 46H98V45H96ZM112 46H113V45H112ZM127 46H128V45H126V47H127ZM133 46H134V45H133ZM159 46H160V45H159ZM159 46H158V47H159ZM192 46H193V45H192ZM200 46H202V45H200ZM213 46H214V48H215L216 45H213ZM252 46H254L253 48H257L254 44H253ZM6 47H7V46H6ZM12 47H13V46H12ZM20 47H21L20 45H19V47H17V48H18L17 51H19V52L16 51L15 47H13L15 50L13 49V51H11V52H14V51H15V52H17L18 54L21 53V54H19V55H22V52H20V50H21ZM23 47H24V46H23ZM26 47H27V45H26ZM36 47H37V46H36ZM36 47H35V49H36ZM43 47H44V46H43ZM92 47H93V46H92ZM100 47H101V46H100ZM113 47H114V46H113ZM113 47H112V49H114ZM116 47H117V46H116ZM128 47H130V46H128ZM141 47H142V46H140V48H141ZM147 47H148V46H147ZM163 47H165V45H164ZM166 47H167V46H166ZM169 47H171V46H169ZM172 47H173V46H172ZM174 47H177V45H176V46L174 45ZM174 47H173V48H174ZM194 47H195V45H194ZM194 47H192L191 49L194 50V49H195ZM205 47H206V46H205ZM226 47H227V46H226ZM233 47H234V46H233ZM242 47H243V46H241V48H242ZM246 47H247V46H246ZM246 47H245V48H246ZM249 47H250V46H249ZM21 48H22V47H21ZM33 48H34V47H33ZM33 48H29V50H32ZM47 48H48V47H47ZM47 48H46V49H47ZM64 48H65V47H64ZM69 48H70V47H69ZM72 48H73V47H72ZM82 48H83V46H82ZM93 48L95 49V47H93ZM103 48H104V47H103ZM122 48H125V47H122ZM132 48H134V47H130V49L133 51L134 49H132ZM173 48H172V50H174V49H178V50H179V48H174V49H173ZM181 48H182V47H181ZM183 48H182V49H183ZM198 48H199V46H198ZM198 48H197V49H198ZM200 48L202 49L203 47H200ZM200 48H199V50H200ZM209 48H210V47H209ZM212 48H213V47L211 46V49H212ZM222 48H223V47H222ZM224 48H225V45H224ZM224 48H223V49H224ZM243 48H244V47H243ZM245 48H244V49H245ZM250 48H251V47H250ZM0 49H1L2 53H4L3 51H4L5 49L3 50L1 47H0ZM9 49H11V47H10ZM19 49H20V50H19ZM25 49H26V48H25ZM27 49H28V48H27ZM37 49H38V48H37ZM50 49H51V48H50ZM73 49H74V48H73ZM76 49H77V48H76ZM78 49L80 50V48H78ZM86 49H87V46H86ZM86 49H85V50H86ZM90 49H91V48H90ZM90 49H89V50H86V51H89V53H91ZM130 49H129V50H130ZM138 49H139V48H138ZM138 49L136 48V50H138ZM206 49H207V48H206ZM206 49H205V50H206ZM244 49H243V50L241 49L242 51L239 49L241 52L235 50V51H236L235 53L238 52L237 54L240 56V54L244 52ZM246 49H249V48H246ZM246 49H245V50H246ZM258 49H259V48H258ZM262 49H263V48H261L260 50H262ZM7 50H8V49H6L5 52H6ZM11 50H12V49H11ZM38 50H40V49H38ZM38 50H37V52H39ZM41 50H42V49H41ZM60 50H61V49H60ZM116 50H118V49H116ZM116 50H115V52L120 51V50H118V51H116ZM202 50H204V48H203ZM202 50H201V51H202ZM237 50H238V49H237ZM256 50H257V49H256ZM42 51H43V50H42ZM42 51H40V52H42ZM61 51H62V50H61ZM82 51H84V49H82ZM105 51H106V49H105ZM105 51H104V52H105ZM108 51H109V50H108ZM111 51H112V50H111ZM123 51H124V50H123ZM143 51H144V50H143ZM145 51H149V50H146V49H145ZM145 51H144V52H145ZM163 51H164V50H163ZM163 51H162V53H163ZM175 51H176V50H175ZM182 51H183V50H182ZM233 51H234V50H233ZM250 51L252 52V50H250ZM254 51H255V49H254ZM11 52H10V53H11ZM28 52L30 53L31 51H28ZM37 52H36V53H37ZM40 52H39V53H40ZM43 52H44V51H43ZM92 52H93V51H92ZM124 52H129V51H128V50H127V51L125 50ZM134 52H135V50H134ZM139 52H140V51H139ZM141 52H142V51H141ZM155 52H156V51H155ZM173 52H174V51H173ZM178 52H179V51H177V53H178ZM180 52H181V50H180ZM180 52H179V53H180ZM184 52H185V50H184ZM239 52H240V54H239ZM8 53H9V50H8ZM8 53H7V54H8ZM24 53H25V52H24ZM26 53H27V51H26ZM36 53H35V54H36ZM53 53H56V52H53ZM61 53H62V52H61ZM87 53H88V52H87ZM89 53L87 54V57L89 56ZM98 53H99V52H98ZM106 53H107V51H106ZM112 53H113V52H112ZM129 53H131V51H130ZM136 53H137V52H136ZM142 53H143V52H142ZM145 53H147V52H145ZM150 53L153 54L154 52H150ZM150 53H149L148 55H150ZM159 53H160V52H159ZM162 53H161V54H162ZM169 53H170V52H169ZM181 53H182V52H181ZM187 53H185V54H187ZM198 53L201 55V52H200V51H199ZM246 53H248V51L244 52V55L241 54V55L244 56V57H242V58H244V59H245V58H248L249 55H247ZM249 53H250V52H249ZM254 53L256 54V52H253L252 54H254ZM262 53H263V51H262ZM262 53H261V54H262ZM5 54H6V53L0 55V57H1V56H5ZM7 54H6V55H7ZM13 54H14V53H13ZM18 54H17V56H19ZM62 54H63V53H62ZM65 54H66V53H65ZM108 54H111V53L109 52V53L106 54L108 57H110V55H108ZM121 54H122V52H121ZM121 54H120L121 57L125 55V54H123V55H121ZM190 54H191V52H190ZM207 54L209 55V53H207ZM213 54H214V53H213ZM213 54H212V56H214ZM221 54H222V53H221ZM229 54H230V53H229ZM255 54H254V55H255ZM259 54H260V51L258 52V55H259ZM24 55H25V54H24ZM26 55H27V54H26ZM31 55H32V53H31ZM40 55H41V54H40ZM63 55H64V54H63ZM79 55H80V53H79ZM97 55H98V54L96 53V56H97ZM104 55H105V53H104ZM104 55H103V56H104ZM106 55H105L104 59L106 58ZM111 55H112V54H111ZM115 55H116V53H115ZM117 55H119V54H117ZM129 55H130V54H129ZM131 55H132V53H131ZM145 55H146V54H145ZM148 55H146V56H148ZM153 55H154V54H153ZM153 55H152V56H153ZM164 55H166V53H164ZM188 55H189V54H188ZM191 55H192V54H191ZM193 55H194V54H193ZM193 55H192V56H193ZM196 55H197V53H196ZM230 55H233V53H231ZM234 55L236 56V54H234ZM245 55H247V57H246ZM262 55H263V54H262ZM262 55H261V56H262ZM7 56H9V54H8ZM7 56H6V57H7ZM13 56H14V55H13ZM28 56H29V55H28ZM44 56H45V54H44ZM49 56H50V55H49V53H48V57H49ZM55 56H56V55H55ZM55 56H54V58H55ZM59 56H60V53H59ZM67 56H68V53H67V55H65V57H67ZM113 56H114V53H113ZM113 56H112L111 58H113ZM120 56H119V57H120ZM133 56L135 57V58H133V59H135V60H137V61L140 60V59L138 60V58L136 57V56H138V54L135 56L134 53H133ZM142 56H143V55H141V57H142ZM159 56H160V54H159ZM192 56H191V59H196V57H193V58H192ZM194 56H195V55H194ZM210 56H211V54H210ZM239 56H238V57H239ZM252 56H253V55H252ZM259 56H260V55H259ZM259 56H258V58H256V61H258L259 59H263L262 57H259ZM19 57H20V56H19ZM34 57H35V56H34ZM57 57H58V56H57ZM77 57H79V56H77ZM108 57H107V58H108ZM114 57H115V56H114ZM128 57L131 58V56H128ZM154 57H156V56H153V58H154ZM168 57L171 58V57H172L171 54H170V56H168ZM183 57H184V58H183ZM183 57H182L181 60H184V59H185V55H184ZM188 57H189V56H188ZM202 57H204L203 54H202ZM207 57H209V56H207ZM214 57H215V58H217V57L219 58L220 56L218 55L217 57H216V56H214ZM249 57H251V56H249ZM8 58H9V61H10V62L13 61V60L11 59L10 56H9ZM24 58H25V57H24ZM32 58H33V57H32ZM32 58L30 59V61L32 60ZM49 58H50V57H49ZM68 58H70V57H68ZM68 58H66V59H68ZM95 58H96V57H95ZM107 58H106V59H107ZM111 58H109L110 61H111ZM124 58H126V57H124ZM136 58H137V59H136ZM143 58H144V57H143ZM153 58H152V59H153ZM156 58H157V59L155 60V63H158V62H156V61H158L159 58H158V57H156ZM205 58H206V57H205ZM215 58H212V59H215ZM221 58H222V56H221ZM235 58H236V57H235ZM239 58H240V57H239ZM242 58H241V61H242ZM1 59H2V57L0 58V60H1ZM10 59H11V60H10ZM18 59H19V58H18ZM21 59H22V57H21ZM21 59H20V60H21ZM26 59H27V58H26ZM51 59H52V58H51ZM57 59H58V58H57ZM92 59H93V58H92ZM104 59H103V61H104ZM106 59H105V62H107V61L109 60V59H107V60H106ZM119 59H120V58H119ZM131 59H132V58H131ZM150 59H151V58H150ZM209 59H210V57H209ZM212 59H210L209 61H212ZM230 59H231V60L234 59V56H233V58H230ZM236 59H237V58H236ZM236 59H235L234 61H236ZM244 59H243V60H244ZM249 59H250V58H249ZM252 59H253V58H252ZM257 59H258V60H257ZM68 60H70V59H68ZM75 60H76V59H75ZM101 60H102V59H101ZM115 60H116V61H115ZM117 60H118V59H117L116 57L113 59V61H114V63H115L116 66H117V64H119L118 62H120L121 59H120L119 61H117ZM124 60L126 61V59H124ZM141 60H145V59H141ZM141 60H140V61H141ZM161 60H162V59H161ZM169 60H171V59H169ZM196 60H197V59H196ZM203 60H204V59H202L201 61L203 62ZM217 60H219V59H217ZM9 61H8V63H9ZM14 61H16V60H14ZM18 61H19V60H18ZM32 61H33V60H32ZM44 61H46V56H45V60H44ZM50 61H51V60H50ZM64 61H65V60H64ZM64 61H63V62H64ZM71 61H74V60L71 59L69 62H71ZM76 61H77V60H76ZM129 61H131V60H128L127 62H129ZM133 61H134V60H133ZM140 61H139V62H140ZM153 61H154V60H153ZM171 61H172V60H171ZM205 61H206V60H205ZM205 61H204V62H205ZM234 61H233L232 66H233L234 63H235ZM238 61H239V60H238ZM241 61H239V63H240ZM244 61H246V59H245ZM248 61H249V64H250V62H253V61H250V60H248ZM1 62L3 63V62H5V61L2 60ZM1 62H0V66H1ZM19 62H20V61H19ZM74 62H75V61H74ZM93 62H94V61H93ZM122 62H124V61H121L120 64H119L118 66H122V64H121ZM139 62H136V63L138 64ZM143 62H144V61H143ZM147 62H149V61H146V62H144V63L146 64ZM151 62H152V61H151ZM151 62H150V64L148 63V65H149V66L151 65V66L153 67V64H152V63H154V62H152V63H151ZM161 62H162V63H163V62L166 63L164 60L161 61ZM161 62H160V60H159V64H160ZM167 62H168V61H167ZM182 62H183V61H181V63H182ZM219 62H220V61H219ZM227 62H228V61L224 62V64L227 63ZM230 62H232V61H230ZM230 62H229V63H230ZM258 62L261 63V62H263V61H258ZM5 63H7V62H5ZM16 63H18V62H16ZM22 63H23V62H22ZM51 63H52V61L50 62V64H51ZM88 63H89V61H88ZM94 63L96 64V62H94ZM107 63H108V62H107ZM112 63H113V62H112ZM116 63H117V64H116ZM144 63H143V64H144ZM155 63H154V64H155ZM195 63H196V62H195ZM206 63H207V62H206ZM239 63H238V64H239ZM244 63H245V62H244ZM244 63L241 62L239 65H242V64L244 65ZM247 63H248V62H246L244 66H246ZM39 64H40V63H39ZM55 64H56V63H55ZM55 64H53V66H55ZM72 64H73V63H72ZM75 64H76V62H75ZM75 64H74V65H75ZM86 64H87V63H86ZM99 64H100V63H99ZM99 64H98V67H99ZM110 64H111V63H110ZM125 64H126V63H125ZM129 64H131V63H129ZM167 64H168V63H167ZM183 64H184V62H183ZM196 64H197V63H196ZM196 64H195V65H196ZM216 64H217V63H216ZM216 64H215V65H216ZM249 64H248V66H249ZM251 64H253V63H251ZM261 64H263V63H261ZM261 64H260V65H261ZM8 65H9V64H8ZM19 65H20V64H19ZM56 65H57V64H56ZM59 65L61 66V64H59ZM69 65H70V64H69ZM74 65H73V66H74ZM126 65H128V63H127ZM139 65H140V64H139ZM141 65H142V63H141ZM141 65H140V66H141ZM163 65H164V64H163ZM204 65H205V64H204ZM221 65H222V63H221ZM221 65H220V66H221ZM227 65H229V64L227 63ZM260 65H259V66H260ZM17 66H18V65H17ZM39 66H40V65H38V67H39ZM41 66H43V65H41ZM80 66H81V65H80ZM91 66H92V65H91ZM100 66H103V65L100 64ZM113 66H114V64H113ZM124 66H125V65L123 64V68H124ZM134 66H135V65H134ZM140 66H139V67H140ZM146 66H147V64H146ZM156 66H157V65H156ZM166 66L168 67L169 65H166ZM184 66L186 67L187 65H183V67H184ZM199 66H201V65H199ZM202 66H203V65H202ZM217 66H218V64L216 65V67H217ZM222 66H223V65H222ZM222 66H221V67H222ZM230 66H231V65H229V67H230ZM232 66H231V67H232ZM235 66H236V69H237V67H239V66H237L236 64L234 65V67H235ZM248 66H246V67H248ZM250 66H251V65H250ZM250 66H249V68H250ZM259 66H257V67L259 68ZM21 67H22V66H21ZM27 67H28V66H27ZM33 67H34V66H33ZM44 67H45V63H44ZM63 67H65V65H64ZM74 67H75V66H74ZM76 67H77V68L79 67L78 64H77ZM141 67H142V66H141ZM240 67L242 68L243 66H240ZM240 67H239V68H240ZM246 67L243 68V69H245V70H244L245 72L248 70V73H247V74H248V76L250 75V76L248 77V79H249V78L251 77V75H252V77H253V74H251V73H249V72H251V71H255L256 69L254 68L255 70H250V71H249V68H246ZM255 67H256V65H255ZM261 67H262V66H261ZM19 68H20V67H19ZM22 68H23V67H22ZM22 68H20V72H21V69H22ZM39 68H40V67H39ZM48 68H49V67H48ZM77 68H76V69H77ZM79 68H80V67H79ZM79 68L77 69V72L79 71ZM81 68H82V66H81ZM103 68H104V67H103ZM106 68H107V67H106ZM118 68H119V67H118ZM125 68H126V67H125ZM128 68H130V67H128ZM128 68H127V69H128ZM135 68H136V67H135ZM165 68H166V67H165ZM203 68H204V67H203ZM203 68H202V69H203ZM219 68H220V67H219ZM224 68H225V66H224ZM241 68H240V69H241ZM15 69H16V68H15ZM15 69H14L13 73L17 74V73L19 72V70H18V72H17V71L15 72ZM17 69H18V68H17ZM29 69H32V68H28V70H29ZM34 69H35V68H34ZM34 69H33L32 71H34ZM40 69H42V68H40ZM53 69L55 70V67H54ZM65 69H67V68H65ZM82 69H83V68H82ZM91 69H92V67H91ZM94 69H95V68H94ZM96 69H97V68H96ZM112 69H114V68H111V71H112ZM120 69H121V67H120ZM120 69H118V72H119ZM136 69H139V68L137 67ZM143 69H144V68H143ZM150 69H151V67L149 68V70H150ZM183 69H184V68H183ZM215 69H217V68H215ZM215 69H211V73H212V72H215V71H216ZM229 69H230V68H229ZM232 69H233V68H232ZM234 69H235V68H234ZM240 69H239V70H240ZM243 69H242V70H243ZM250 69H252V68H250ZM10 70H11V69H10ZM12 70H13V69H12ZM22 70H23V69H22ZM83 70H84V69H83ZM85 70H86V69H85ZM88 70H89V69H88ZM115 70H116V69H115ZM115 70H114V71H115ZM122 70H124V69H122ZM122 70H120V72H122ZM125 70H126V69H125ZM125 70H124V71H125ZM140 70H141V69H140ZM167 70H168L167 72H169L170 69L167 68ZM176 70H177V69H176ZM209 70H210V69H209ZM214 70H215V71H214ZM219 70H220V69H219ZM227 70H228V69H227ZM227 70H225V71H227ZM262 70H264V68H262L261 71H262ZM26 71H27V70H25V72H26ZM29 71H30V70H29ZM40 71H42V70H40ZM51 71H53V70H51ZM73 71H74V70H72L71 72H73ZM86 71H87V70H86ZM93 71L96 72V70H93ZM124 71H123V72H124ZM136 71H137V70H136ZM142 71H143V70H142ZM144 71H145V70H144ZM144 71L142 72V74L144 73ZM164 71L166 72L165 69H164ZM184 71H185V70H184ZM184 71H183V74H185ZM186 71H187V70H186ZM220 71H222V72L224 73V69H223V70L221 69ZM233 71H234V70H233ZM0 72H1V70H0ZM8 72H10V71H8ZM11 72H12V71H11ZM20 72H19V73H20ZM22 72H23V71H22ZM35 72H36V70H35ZM37 72H39V70H38ZM57 72H58V71H57ZM57 72L54 71V73H56V74H57ZM62 72L64 73V72H66V70H65V71L62 70ZM77 72H76V73H77ZM83 72H85V71H83ZM115 72H117V71H115ZM120 72H119V73H120ZM123 72L121 73V75H122V74L124 75ZM152 72H153V71H152ZM167 72H166V73H167ZM170 72H171V70H170ZM179 72H180V71H179ZM193 72H194V70H193ZM200 72H201V71H200ZM200 72H198V75H197L198 77H199V75L201 76ZM205 72H206V71H205ZM229 72H230V70H229ZM229 72H227V73H229ZM234 72H236V71H234ZM234 72H232V73H233V74H232V77L235 76L236 73L241 74V75L243 74V73L236 72L235 75H234ZM263 72H264V71H263ZM263 72H262V73H263ZM1 73H2V72H1ZM1 73H0V74H1ZM3 73H5V72L3 71ZM29 73H31V71H30ZM66 73L68 74V71H67ZM69 73H70V72H69ZM86 73L88 74V71H87ZM89 73L91 74V71H90ZM110 73H111V72H110ZM119 73H118V74H119ZM127 73H128V72H126V74H127ZM138 73H139V72H138ZM138 73H137V74H138ZM149 73H150V72H149ZM166 73H165V74H166ZM174 73H175V72H174ZM174 73H173V74H174ZM181 73H182V72H181ZM219 73H220V72H219ZM227 73H226V74H227ZM257 73H258V69H257ZM257 73L254 72V76H256L255 74H257ZM7 74H8V73H7ZM21 74L25 75L24 73H21ZM35 74H36V73H35ZM41 74L44 75L45 73L40 72L39 75H41ZM56 74H55V75H56ZM73 74H74V73H73ZM90 74H88V75H90ZM142 74H141V75H142ZM157 74H158V73H157ZM183 74L181 75V78L184 77ZM195 74H196V72H195ZM203 74H204V73H203ZM213 74H214V73H213ZM217 74H218V73H217ZM226 74H225V75H226ZM238 74H237V76H238ZM12 75H14V74H12ZM12 75H10V77H11ZM17 75H18V74H17ZM37 75H38V73H37ZM39 75H38V77L42 78V77L39 76ZM57 75H58V74H57ZM57 75H56L55 77H57ZM84 75H85V74H84ZM88 75H87V76H88ZM113 75L116 76V73L114 74V72H113ZM119 75H120V74H119ZM121 75H120V76H121ZM139 75H140V74H138V77H140ZM209 75H210V74H209ZM214 75H216V74H214ZM214 75H213V76H214ZM225 75H224V76H225ZM230 75H231V73H230ZM244 75H246V74H244ZM258 75L261 76L260 73H259ZM8 76H9V75H8ZM8 76H7V77H8ZM59 76L62 77V75H59ZM59 76H58V78H57V81H58V79L60 78ZM67 76H68V75H67ZM74 76H77L76 78L79 77L78 73H77V75H74ZM90 76H91V75H90ZM103 76H104V74H103ZM103 76L100 77V79L103 78L104 80H102V81H105V79H107V78H106V77L104 78ZM115 76H114V77H115ZM125 76H126V75H125ZM133 76H134V75H133ZM163 76H164V74H163ZM166 76H167V78H168V74H167ZM170 76H171V75H170ZM170 76H169V77H170ZM174 76H175V75H173L172 80L174 79ZM177 76H178V75H176V77H177ZM179 76H180V75H179ZM179 76H178L177 78H179ZM210 76H211V75H210ZM218 76H219V77L215 76V77H217L216 79H218V78L221 79V78H220V75H218ZM224 76H221V77H224ZM246 76H247V75H246ZM246 76H245V77H246ZM260 76H258V79H259V78L261 79V77H263V75H262L261 77H260ZM12 77H13V76H12ZM12 77H11V78H12ZM28 77L31 78L30 74H28ZM49 77H50V76H49ZM51 77L54 78V76H51ZM63 77H65V73H64V76H63ZM108 77H109V76H108ZM112 77H113V76H112ZM114 77H113V78H114ZM126 77H127V76H126ZM130 77H131V76H130ZM130 77H129V78H130ZM138 77H137V78H138ZM185 77H186V76H185ZM228 77H231V76H226V77H224V79H225V78L229 79ZM232 77H231V78H232ZM235 77H236V76H235ZM239 77L241 78V76H239ZM239 77H238V79H239ZM252 77H251V79H252ZM0 78H1V75H0ZM2 78L4 79V76H2ZM18 78H19V75H18ZM29 78H28V79H29ZM65 78H66V77H65ZM86 78H87V77H86ZM86 78H85V79H86ZM98 78H99V77H98ZM115 78H116V77H115ZM117 78H118V76H117ZM119 78H121V77H119ZM119 78H118V79H119ZM127 78H128V77H127ZM158 78H159V77H158ZM170 78H171V77H170ZM177 78H176V80H177ZM181 78H180V79H181ZM204 78L206 79V77H204ZM208 78H209V77H208ZM211 78H213V77L211 76ZM6 79H9V78H6ZM16 79H17V77H15V79L13 78L14 81H16ZM25 79H26V78H25ZM28 79H26V80H28ZM33 79H34V76H33ZM35 79H36V76H35ZM44 79H46V77H45ZM49 79H50V78H49ZM63 79H64V78H63ZM67 79H68V82H66V84L62 86V87H63V91H64V90L66 91L67 89H68V91L71 90V89H69V88H71V87H68V88L66 87V89H64V87L67 85V83H69V80H70L69 77H68ZM80 79H82V78H80ZM91 79H92V77H91ZM91 79H90V80H91ZM93 79H94V77H93ZM109 79H111V78L109 77ZM118 79H117V80H118ZM123 79H124V78H123ZM123 79H121V80H123ZM133 79H135V77H134V78H131L132 81H133ZM180 79H179V81H177L178 84H179V82H180ZM188 79H189V77H188ZM191 79H192V78H191ZM219 79H218V80H219ZM242 79H244V77H243ZM242 79H239V80H237V81H238V82L240 81V83H244L245 80H244V82H241ZM254 79H255V77H254ZM254 79H253V80H254ZM260 79H259V81H260ZM17 80H18V79H17ZM29 80H31V79H29ZM36 80H37V79H36ZM46 80H47V79H46ZM46 80H45V81H46ZM60 80H61V79H60ZM75 80H77V79H75ZM82 80H83V79H82ZM119 80H120V79H119ZM119 80H118V81H119ZM121 80H120V81H121ZM168 80H169V82H170V79H167V81H168ZM189 80H190V79H189ZM206 80H207V79H206ZM206 80H205V82H208V83L211 81V80H209V81H206ZM212 80H213V79H212ZM229 80H230V79H229ZM231 80H233V78H232ZM231 80H230V81H231ZM262 80H263V79H262ZM4 81H5V80H3V83H5ZM11 81H12V80H11ZM14 81H13V82H14ZM20 81H21V79H20ZM20 81H19V82H20ZM22 81H24V80H22ZM31 81H32V80H31ZM34 81H35V80H34ZM49 81L52 82L51 79H50ZM54 81H55V80H54ZM61 81H62V80H61ZM63 81H64V80H63ZM63 81H62V83L60 82V84H64ZM80 81H81V80H80ZM83 81H84V80H83ZM86 81H87V80H86ZM86 81H85V82H86ZM94 81H95V80H94ZM97 81H98V80H97ZM108 81H109V80H108ZM110 81H111V80H110ZM114 81H115V79H114ZM127 81H128V80L126 79L125 82L127 83ZM132 81H128V82H129V83L131 82V83L133 84L134 81H133V82H132ZM143 81H144V80H142V82H143ZM191 81H192V84H191L190 82H189V83H190V85L193 86V80H191ZM200 81H201V80H200ZM200 81H199V82H200ZM220 81H221V80H220ZM234 81H236L235 78H234ZM234 81H233V82H234ZM237 81H236V82H237ZM247 81H248V80H246V83H247ZM256 81H257V79H256ZM259 81H258V82H259ZM26 82H27V81H26ZM26 82H25V83H26ZM29 82H30V81H29ZM42 82H43V81H42ZM58 82H59V81H58ZM64 82H65V81H64ZM70 82H71V81H70ZM73 82H75V81H73ZM91 82H92V81H91ZM98 82H100V81H98ZM125 82H124V83H125ZM222 82H223V81H222ZM224 82H225V81H224ZM233 82H232V83H233ZM249 82H250V81H249ZM253 82H255V80H254ZM258 82H256V83L259 84ZM262 82H264V80H263ZM9 83H10V82H9ZM17 83H18V82H17ZM17 83H16V85H17ZM20 83H21V82H20ZM23 83H24V82H22L21 84H23ZM31 83H33V82H31ZM77 83L79 84V81H77L76 84H77ZM81 83H82V82H81ZM103 83H105V82H103ZM156 83H157V82H156ZM172 83H173V82H172ZM189 83H188V84H189ZM202 83H203V82H202ZM211 83H212V82H211ZM225 83H226V82H225ZM232 83H231V84H232ZM246 83H245V85H246ZM256 83H251V84H256ZM27 84H28V82H27ZM44 84H45V85H44ZM71 84H72V82H71ZM71 84H70V85H71ZM105 84H108V82L105 83ZM112 84H113V83H112ZM115 84H116V82H115ZM136 84H137V83H136ZM143 84H144V83H143ZM157 84H158V83H157ZM174 84H175V82H174ZM176 84H177V83H176ZM178 84H177V85H178ZM197 84H198V82L196 83V85H195V84H194V85L197 86ZM206 84H207V83H205V85H206ZM223 84H224V83H223ZM233 84H234V83H233ZM235 84H236V83H235ZM235 84H234V86H235ZM247 84H249V83H247ZM263 84H264V83H263ZM1 85H2V82H1ZM9 85H12V84L10 83ZM31 85H32V84H31ZM35 85H36V84H35ZM42 85H44V86L46 87L47 84L44 82L43 84H41V87H42ZM48 85H49V84H48ZM68 85H69V84H68ZM79 85H80V84H79ZM83 85H84V83H83ZM83 85H82V86H83ZM100 85H102V83H101ZM147 85H148V84H147ZM190 85H189V86L187 85V86L189 87V89H190V88L192 89V87H190ZM199 85L201 86L202 84H199ZM199 85H198L197 87H199ZM219 85H220V84H219ZM225 85L228 86L229 84L226 83ZM225 85H224V86H225ZM236 85H237V84H236ZM238 85H239V87H240V86H243V88H244V86H245V85H241V84H239V83H238ZM249 85H250V84H249ZM22 86H23V85H22ZM33 86H34V85H33ZM37 86H38V85H37ZM39 86H40V82H39ZM74 86H77V85H74ZM80 86H81V85H80ZM127 86H128V87H131L130 85H127ZM132 86H133V85H132ZM139 86H140V85H139ZM141 86H142V85H141ZM148 86H149V85H148ZM153 86H154V85H153ZM158 86H159V84H158ZM162 86H163V85H162ZM164 86H165V85H164ZM166 86H167V85H166ZM173 86H174V85H173ZM175 86H176V85H175ZM178 86H179V85H178ZM187 86H186V87H187ZM203 86H204V84L201 86V88H203ZM206 86H209V84L206 85ZM216 86H218V82H217V85H216ZM221 86H222V85H221ZM234 86H233V88H234ZM247 86H248V85H247ZM247 86H246V87H247ZM260 86H261V84H260ZM263 86H264V85H262V87H263ZM3 87H5V85L0 86V89H2ZM18 87H20V86H18ZM49 87H51V85H49ZM60 87H61V86H60ZM77 87H79V86H77ZM93 87H94V85H93ZM124 87H126L125 84H124ZM142 87H144V85H143ZM150 87L152 88V86H150ZM168 87H169V88H168V89H169L168 91H170V89H172V86L169 84ZM197 87H196V88H197ZM225 87H226V86H225ZM228 87H229V86H228ZM230 87H231V89H232V85H231ZM14 88H15V87H14ZM79 88H80V87H79ZM86 88H87V87H86ZM88 88H89V87H88ZM103 88H105V87H103ZM109 88H110V87H109ZM134 88H135V84H134ZM134 88H132V89L136 92V88H137V87H136L135 89H134ZM138 88H139V87H138ZM138 88H137V89H138ZM145 88L148 89V87H145ZM153 88H154V87H153ZM153 88H152V89H153ZM162 88H163V87H162ZM177 88H178V87H177ZM180 88H181L180 91H182V86H180ZM207 88H208V87H207ZM222 88H223V87H222ZM222 88H221V89H222ZM226 88H227V87H226ZM249 88H250V87H249ZM19 89H20V88H19ZM44 89H45V88H44ZM47 89H48V88H47ZM72 89H73V88H72ZM77 89H78V88H77ZM96 89H97V88H96ZM107 89H108V86H107ZM110 89H113V86H112V88H110ZM110 89H108V90H110ZM142 89L144 90V88H141V91H140V89H138V91H140V93H141V92H142ZM155 89H158V87L155 88ZM155 89H154V90H155ZM163 89H164V88H163ZM191 89H190V90H191ZM193 89H194V86H193ZM212 89H213V88H212ZM212 89H211V90H212ZM223 89H224V88H223ZM229 89H230V88H229ZM234 89H235V88H234ZM237 89H238V87H237ZM240 89L242 90L241 87H240ZM240 89H239V91H240ZM246 89H247V88H246ZM250 89H251V88H250ZM250 89H249V90H250ZM254 89H255V88H254ZM14 90H15V89H14ZM17 90H18V89H17ZM53 90H54V88H53ZM56 90H57V89H56ZM56 90H54V91H56ZM58 90H59V88H58ZM60 90H61V89H60ZM99 90H100V89H99ZM102 90H103V89H102ZM126 90H129V89L126 88ZM154 90H153V91H154ZM164 90H166V89H164ZM173 90H174V89H173ZM183 90H185V89H183ZM187 90H188V89H187ZM187 90L184 91V94H187V93H188ZM199 90H200V88H199ZM201 90H205V89H201ZM224 90H225V89H224ZM232 90H233V89H232ZM232 90H230V91L232 92ZM252 90H253V88H252ZM0 91H2V90H0ZM4 91H6L5 88H4ZM27 91H28V90H27ZM36 91H37V90H36ZM43 91H44V90H43ZM63 91H61V92H63ZM75 91H76V92H75V94H76V93H77V90H75ZM80 91L82 92V90H80ZM90 91H91V90H90ZM90 91H89V93H90ZM100 91H101V90H100ZM113 91H114V89H113ZM118 91H119V90H118ZM131 91H132V90H131ZM138 91H137V92H138ZM161 91H162V90H161ZM175 91H176V90H175ZM175 91H174V92H175ZM178 91H179V90H178ZM180 91H179V92H180ZM195 91H196V90H195ZM205 91H206V90H205ZM213 91H214V89H213ZM222 91H223V90H222ZM222 91H221V93L223 94ZM227 91H229V90L227 89ZM227 91L225 90L224 92L226 93ZM243 91H244V90H243ZM254 91H255V90H254ZM24 92H25V91H24ZM32 92H33V91H32ZM58 92H59V91H58ZM73 92H74V91H73ZM86 92H87V91H86ZM128 92H129V91H128ZM143 92H144V91H143ZM162 92H163V91H162ZM174 92L171 93V94H169V96L171 95V97H172V94H174ZM185 92H187V93H185ZM202 92H203V91H202ZM206 92H207V91H206ZM236 92H237V91H236ZM241 92H242V91H240V93H241ZM247 92H248V91H247ZM257 92H258V90H257ZM263 92H264V88H263ZM0 93H1V92H0ZM6 93H7V92H6ZM6 93L4 94V96L6 95ZM51 93H53V92H51ZM64 93H65V92H64ZM64 93H63V94H64ZM78 93H79V92H78ZM108 93H109V92H108ZM112 93H113V92H112ZM115 93H116V92H115ZM131 93H132V95H133V92H131ZM131 93H128V94H131ZM140 93H139V95H140ZM160 93H161V92H160ZM164 93H165V92H164ZM190 93H191V91H190ZM199 93H200V95H202L201 92H199ZM217 93H218V91L216 92V94H217ZM221 93H220V94H221ZM225 93H224V94H225ZM227 93H228V92H227ZM227 93H226L225 95H227ZM233 93H235V90H234ZM233 93H232V94H233ZM245 93H246V90H245V92H244L243 94H245ZM251 93H252V92H251ZM2 94H3V93H2ZM12 94H13V93H12ZM12 94H11V95H12ZM15 94H17V93H15ZM27 94H28V93H27ZM29 94H30V93H29ZM55 94H56V92H55ZM61 94H62V93H60L59 95H61ZM84 94H85V93H84ZM84 94H83V95H84ZM100 94H103V93H100ZM109 94H110V93H109ZM125 94H126V93H125ZM135 94H136V93H135ZM135 94H134V96H135ZM141 94H142V93H141ZM144 94H145V93H144ZM176 94L178 95V93H176ZM176 94H174V95H176ZM184 94H182L183 96H181L180 99H181V100H186V102L189 103V101H187L188 98L184 97ZM191 94H192V93H191ZM209 94H210V96L213 95L212 92H211V93L209 92L207 95H209ZM224 94H223V95H224ZM237 94H238V95H237ZM237 94H234V95L238 96V98H236V100L238 99V100H241V102H242L243 99H245V98L247 99V97H245V98L243 97V99H242V98L239 97L240 95H239L238 92H237ZM241 94H242V93H241ZM243 94H242V95H243ZM249 94H250V92H249ZM253 94H254V93H253ZM259 94L261 95L262 93H257V95H259ZM263 94H264V93H263ZM33 95H34V93H33ZM35 95H36V94H35ZM35 95H34V96H35ZM66 95H68L67 93H65V97H68V98H69V96H66ZM72 95H74V93H73ZM86 95H87V98H88V104H89V95H88L87 93H86ZM111 95H112V94H111ZM111 95H110V96H111ZM161 95H162V93H161ZM166 95H168V94H166ZM177 95H176V97H177ZM194 95H195V93L193 94V96H194ZM196 95H198V94H196ZM196 95H195V96H196ZM203 95H204V94H203ZM205 95H206V94H205ZM207 95H206V96H207ZM229 95H230V93H229ZM234 95H233V96H234ZM247 95H248V94H247ZM260 95H259V96H260ZM15 96H16V95H15ZM34 96H33V97H34ZM56 96H58V95L56 94ZM75 96H76V95H75ZM81 96H82V95H81ZM81 96H79V97L81 98ZM110 96H108V98H110ZM115 96H116V94H115ZM117 96H118V95H117ZM123 96H124V92H123ZM129 96L131 97V95H129ZM134 96H133V97H134ZM142 96H143V95H142ZM142 96H141V97H142ZM145 96H146V94H145ZM145 96H143V97H145ZM169 96H168V97H169ZM178 96H180V95H178ZM187 96H188V94H187ZM189 96H190V95H189ZM206 96H205V97H206ZM210 96H209V97H210ZM216 96H217V95H216ZM227 96H228V95H227ZM236 96H234V97H236ZM251 96H252V94H251ZM251 96H250V97H251ZM259 96H258V97H259ZM261 96L263 97V95H261ZM2 97H3V96H2ZM21 97H22V95H21ZM28 97H29V95H28ZM35 97H36V96H35ZM42 97H46L45 92H44V95H43ZM59 97H62V96H59ZM59 97H58V98H59ZM65 97L63 96L62 98H65ZM96 97H97V94H96ZM96 97H95V94H91V103H92V104H94V103H98ZM111 97H113V96H111ZM124 97L127 98L128 96H127V97L124 96ZM143 97H142V98H143ZM161 97H162V96H161ZM182 97H184V98H186V99H183ZM191 97H192V96H191ZM191 97H189V98H191ZM196 97H197L198 99L201 98V96H200V97H199V96H196ZM196 97H195V98H196ZM205 97H204V98H205ZM207 97H208V96H207ZM209 97H208V98H209ZM218 97H220V99H223V98H221V96H218ZM5 98H6V97H5ZM8 98H12V97H10V96L7 97V98H6L7 100L4 99V102H7V101H8ZM13 98H14V97H13ZM38 98H39V97H38ZM38 98H37V99H36V98H33V99L38 100ZM51 98H52V97H51ZM87 98H86V99H87ZM137 98H138V97H137ZM172 98H174V97H172ZM195 98H194V99H195ZM204 98H203V99H204ZM212 98H213V97H211V99H212ZM239 98H240V99H239ZM253 98H254V96H253ZM253 98H251V100H252ZM31 99H32V98H31ZM31 99H30V100H31ZM46 99H48V98L46 97ZM46 99H45V100H46ZM69 99H70V98H69ZM78 99H79V98H78ZM81 99H82V98H81ZM123 99H124V98H123ZM123 99H122V101H123ZM128 99H129V98H128ZM130 99L133 100L132 97H131ZM135 99H136V96H135ZM163 99H164V98H163ZM174 99H175V98H174ZM180 99H178V101H179ZM198 99H197L196 101L199 102ZM209 99H210V98H209ZM209 99H207V100H209ZM214 99H215V98H214ZM225 99L228 100L227 97H226ZM225 99H224V100H225ZM246 99H245V100H246ZM5 100H6V101H5ZM28 100H29V98H28ZM45 100H44V101H45ZM64 100H66V99H64ZM70 100L73 101L72 98H71ZM70 100H69V101H70ZM76 100H77V98H76ZM99 100H100V99H99ZM117 100H118V99H117ZM148 100L150 101L149 104H151L152 102L157 103V102H156V98H155V101H151V99H148ZM148 100L146 101V99H145L146 103L148 102ZM158 100H159V98H158ZM158 100H157V101H158ZM181 100H180V101H181ZM188 100H189V99H188ZM191 100H192V98H191ZM226 100L223 101V103L226 102ZM245 100H244V101H245ZM249 100H250V99H249ZM254 100H256V97H255V99H253V101H254ZM257 100H258V99H257ZM261 100H262V99H261ZM261 100H260V102H261ZM263 100H264V98H263ZM16 101H17V100H16ZM26 101H27V100H26ZM31 101H32V100H31ZM38 101H40V100H38ZM42 101H43V100H42ZM47 101H48V100H47ZM47 101H46V102H47ZM57 101H58V100H57ZM79 101H80V100H79ZM108 101H109V100H108ZM112 101H113V100H112ZM125 101H126V102H127V101L129 102V100H127V99H126ZM134 101H135V100H134ZM134 101H133V102H134ZM139 101H140V100H137L136 102H139ZM145 101H144V103H145ZM163 101H166V102H167V97H166V100L164 99ZM204 101L206 102V98H205ZM217 101H220V100H217ZM234 101H235V100H234ZM234 101L230 100V101H228V102H233V103H235L236 101H235V102H234ZM246 101H247V100H246ZM246 101H245V102H246ZM258 101H259V100H258ZM1 102H3V100H0V104H3V103H1ZM9 102H10V101H9ZM48 102H49V101H48ZM48 102H47V103H48ZM58 102H59V101H58ZM58 102H56V103L58 104ZM77 102H78V100H77ZM84 102H86V101H82L83 104H84ZM173 102H175V101H173ZM181 102H182V101H181ZM210 102H211V100H210ZM260 102H258V103H260ZM15 103H16V102H15ZM36 103H38V102H36ZM49 103H50V102H49ZM49 103H48V105L50 106L51 103H50V104H49ZM53 103H54V102H53ZM53 103H52V104H53ZM64 103H65V102H64ZM74 103H75V101H74ZM74 103H73V104H74ZM79 103H81V102H79ZM79 103H78V104H79ZM107 103H108V102H107ZM122 103H123V102H122ZM144 103H143V104H144ZM158 103H159V104H160V103L164 104V103L162 102V100H161V102H160V100H159ZM168 103H169V102H168ZM168 103H167V104H168ZM182 103H184V102H182ZM187 103H185V104H187ZM190 103H191V101H190ZM193 103H194V100H193ZM193 103H192V104H193ZM200 103H201V100H200ZM211 103H214V102L212 101ZM211 103H209V104H211ZM221 103H222V102H221ZM233 103H232V104H233ZM246 103H247V102H246ZM31 104H32V103H31ZM41 104H42V103H41ZM41 104H40V105H41ZM45 104H46V103H45ZM67 104H68V99H67ZM67 104L65 103L64 105H67ZM73 104H71V105L73 106ZM85 104H86V103H85ZM85 104H84V105H85ZM88 104H87V105H88ZM114 104H115V103H114ZM116 104H117V103H116ZM116 104H115V105H116ZM131 104H132V105H133V104L136 105L135 103H128V105H131ZM140 104H141V103H140ZM140 104H139V107H140ZM143 104H142V105H143ZM159 104H158L157 106H159ZM170 104H171V103H169L168 105H170ZM174 104H176V103H174ZM178 104H179L178 107H180V103H178ZM192 104H191V105H192ZM195 104H197V102H196ZM201 104H202V103H201ZM209 104H206V105H209ZM217 104H218V103H217ZM225 104H226V103H225ZM225 104H224V106H225ZM247 104H249V103H247ZM251 104H252V101H251L250 105H251ZM3 105H4V104H3ZM12 105H13V104H12ZM19 105H20V104H19ZM37 105H39V104H37ZM42 105H44V102H43ZM48 105H47V106H48ZM54 105H55V103H54ZM59 105H60V107H61V103H60ZM75 105H76V103L74 104V106H75ZM79 105H80V104H79ZM94 105H95V104H94ZM108 105H109V103H108ZM124 105H127V103H126V104L124 103ZM132 105H131V106H132ZM134 105H133V106H134ZM142 105H141V106H142ZM155 105H156V104H155ZM168 105H167V108H170L171 105H170L169 107H168ZM176 105H177V104H176ZM176 105H175V106H176ZM181 105L183 106L184 104H181ZM197 105H198V104H197ZM197 105H196V106H197ZM206 105H203V107H202V106H201V107L204 108V106H206ZM230 105H231V104H230ZM234 105L237 106L236 103H235ZM259 105H260V104H259ZM44 106H45V105H44ZM51 106H52V105H51ZM51 106H50V107H51ZM67 106L69 107V105H67ZM67 106H66V107H67ZM91 106H92V105H91ZM102 106H104V105H102ZM148 106H149V105H148ZM157 106H156V107H157ZM163 106H164V105H163ZM184 106H185V105H184ZM213 106H215V105H213ZM224 106H222V107H224ZM236 106H233V109H234V107L236 108ZM239 106H240V105H239ZM244 106H245V105H244ZM244 106L242 107V105H241L242 108H245ZM5 107H6V106H5ZM10 107H12V106H10ZM31 107H32V106H31ZM34 107H36V106H34ZM39 107H41V106H39ZM42 107H43V106H42ZM75 107H76V106H75ZM77 107H78V105H77ZM77 107H76V108H77ZM81 107H82V106H81ZM81 107H80V109H81ZM93 107H94V106H93ZM104 107H106V106H104ZM104 107H103V108H104ZM107 107H108V106H107ZM143 107H144V109H145V106H144V105H143ZM143 107H140V108L142 109V111H140V110H141L140 108H139L138 110H139L140 112H143V114H144ZM149 107H151V105H150ZM173 107H174V105H173ZM173 107H172V110L175 111L174 109H175L177 106H176L174 109H173ZM187 107H188V104L185 106V108L187 109ZM206 107H207V106H206ZM206 107H205V108H206ZM210 107H211V106H210ZM210 107L208 106L205 110L203 109V110L205 111V115H207V114H208V115L212 114V113H210V114L207 113V114H206L207 109H208V111H210V110H209ZM218 107L220 108L221 105L218 104ZM222 107H221V108H222ZM241 107H240V108H241ZM247 107H248V106H246V108H247ZM255 107H257V106H255ZM23 108L26 109L25 107H23ZM44 108H46V107H43V109H44ZM70 108H71V107H70ZM72 108H73V107H72ZM97 108H98V107H97ZM97 108H96V110L99 111L100 108H99V109H97ZM116 108H117V107H116ZM116 108H115V109H116ZM123 108H124V107H123ZM153 108H155V106H154ZM180 108H181V107H180ZM216 108H217V107H216ZM219 108H218V110H219ZM221 108H220V109H221ZM231 108H232V107H231ZM248 108H249V107H248ZM3 109H5V108H3ZM19 109H20V108H19ZM28 109H29V108H28ZM39 109H40V108H39ZM46 109H47V108H46ZM52 109H53V108H52ZM52 109H50V110L52 111ZM170 109H171V108H170ZM178 109H179V108H178ZM183 109H184V107H183ZM194 109H196V107L193 108V110H194ZM200 109H201V108H200ZM200 109H199V110H200ZM212 109H215V107H214V108H211V110H212ZM224 109H226V112H227V110H228L227 106H226V108H223V110H224ZM237 109H238V107H237ZM256 109H257V108H256ZM11 110H12V109H11ZM37 110H38V108H37ZM40 110H42V109H40ZM55 110H56V109H55ZM77 110H78V109H77ZM86 110H87V108H86ZM92 110H95V109L93 108ZM105 110H106V109H105ZM113 110H114V108H113ZM120 110H121V109H120ZM150 110H151V108H150ZM150 110H149V111H150ZM153 110H154V109H153ZM158 110H159V109H158ZM196 110H198V109H196ZM196 110H195V111H196ZM199 110H198V111H199ZM201 110H202V109H201ZM234 110H235V109H234ZM247 110H248V109H247ZM252 110H253V109H252ZM25 111L30 113V109H29V111H27V110H25ZM34 111H35V110H34ZM38 111H39V110H38ZM63 111H64V109H63ZM68 111H71V112H72V110H69V109H68ZM68 111H67V114H69ZM74 111H75V110H74ZM80 111H83V110H79V111H76V112H79V113H80ZM88 111H89V110H88ZM107 111H108V110H107ZM139 111H138V112H139ZM155 111H156V110H155ZM170 111H171V110H170ZM170 111H169V112H170ZM177 111H179V110H176V113H177ZM180 111H181V110H180ZM180 111H179V112H180ZM185 111H186V110H185ZM188 111H189V110H187V112H188ZM191 111H192V110H191ZM208 111H207V112H208ZM212 111H213V110H212ZM235 111H238V112H239L240 110H235ZM245 111H246V110H245ZM250 111H251V110H250ZM253 111H255V109H254ZM260 111H261V110H260ZM32 112H33V111H32ZM47 112H48V111H47ZM53 112H55V111L53 110ZM59 112H60V111H59ZM59 112H56V113H58V116H59ZM84 112H85V111H83V113H84ZM99 112H100V111H99ZM108 112H109V111H108ZM110 112H111V111H110ZM150 112L153 113L154 111H153V112L150 111ZM157 112H158V111H157ZM181 112H182V111H181ZM187 112H186V113H187ZM189 112H190V111H189ZM189 112H188V113H189ZM196 112H197V111H196ZM196 112H193V114L196 113ZM215 112H216V111H214L213 113H215ZM242 112H243L242 114H244V110H243ZM247 112H248V114H251V116H252V118H253V114H252V113H249V111H247ZM247 112H246V113H247ZM258 112H259V111H258ZM14 113H15V112H14ZM35 113H37V111H36ZM38 113L41 114V113H43V112H41V113L38 112ZM44 113H46V112H44ZM81 113H82V112H81ZM81 113H80V114H81ZM86 113H87V112H86ZM86 113H84V114H86ZM89 113H90V111H89ZM102 113H103V111H102ZM122 113H123V112H122ZM145 113H146L145 115H147V111H145ZM151 113H150V114H151ZM172 113H173V112H172ZM182 113H183V112H182ZM191 113H192V112H191ZM200 113H201V112H200ZM203 113H204V112H202L201 115H202ZM234 113H236V112H234ZM246 113H245V114H246ZM262 113H263V112H262ZM0 114H1V115H4V114H2V112H1ZM27 114H28V113H26V116H27L26 118H27V120H28V115L31 116L30 118H32V116H34V115H30V114L27 115ZM47 114H48V113H47ZM50 114H51V113H50ZM50 114H49V116H50ZM62 114H63V113H62ZM94 114H95V113H94ZM94 114H90V116H91V115H94ZM113 114H114V113H113ZM226 114H227V113H226ZM237 114H239V113H237ZM245 114H244V115H245ZM248 114L245 115V116L249 117ZM263 114H264V113H263ZM8 115H9V114H8ZM15 115H16V113L14 114V116H15ZM24 115H25V114H24ZM51 115L53 116V114H51ZM76 115H77V114H76ZM86 115H87V118H88V116H89L88 113H87ZM101 115H102V114H101ZM105 115H106V114H105ZM121 115H122V114H121ZM145 115H144V116H145ZM169 115L171 116V114H169ZM186 115H189V114H186ZM186 115H183L182 117H184V116H186ZM203 115H204V114H203ZM205 115H204V117H205ZM208 115H207V116H208ZM217 115H219V114H217ZM261 115H262V114H261ZM4 116H5V115H4ZM12 116H13V115H12ZM38 116L42 117L41 115H38ZM54 116H56V115H54ZM69 116H70V119H71V116H72V115H69ZM69 116H68V118H69ZM95 116H96V115H95ZM98 116H99V115H98ZM102 116H104V115H102ZM102 116H101V117H102ZM125 116L128 117L127 114H125ZM166 116H167V115H166ZM170 116H169V119L171 118ZM190 116H191L190 119H192V117H194V116L191 115V114H190ZM190 116H189V117H190ZM212 116H213V115H212ZM214 116H216V114H215ZM220 116H223V115H220ZM228 116H229V115H228ZM8 117H9V116H8ZM10 117H11V116H10ZM10 117H9V118H10ZM21 117H25V116H22V115H21ZM44 117H47V118H48V116H44V115H43L42 118H44ZM50 117H51V116H50ZM56 117H57V116H56ZM63 117H65V116H63ZM91 117H92V116H91ZM109 117H110V116H109ZM116 117H117V116H116ZM139 117H140V116H139ZM146 117H148V116H146ZM151 117H153V116H150V119H149V118H147V119H149V121H151ZM172 117H173V116H172ZM178 117L180 118L181 116H178ZM187 117H188V116H186V118H187ZM198 117L200 118V116H198ZM240 117H241V116H240ZM240 117H238V118L240 119ZM257 117H258V115H257ZM4 118L7 119V115H6V117H4ZM12 118H13V117H12ZM12 118L10 119V121L12 120ZM17 118H18V117H17ZM35 118H36V117H35ZM47 118H46V119H47ZM66 118H67V117H66ZM75 118H76V117H75ZM78 118H79V117H78ZM92 118H93V117H92ZM94 118H95V117H94ZM102 118H103V117H102ZM111 118H113V116H112ZM123 118H124V117H123ZM128 118H130V117H128ZM142 118H144V117H142ZM154 118H155V117H154ZM156 118H157V117H156ZM161 118H162V117H161ZM164 118H165V117H164ZM164 118H163V119H164ZM167 118H168V116H167ZM176 118H177V117H176ZM176 118H174V120H176ZM179 118H177V120H178ZM207 118H208V117H207ZM209 118H212V117L209 116ZM209 118H208V120H209ZM217 118H218V117H217ZM227 118H228V117H227ZM227 118L224 116V119H227ZM229 118H230V116H229ZM241 118H242V117H241ZM1 119H2V121L4 120L3 118H1ZM18 119H19V118H18ZM24 119H25V118H24ZM24 119L22 118V120H24ZM38 119H39V122H40V118H39V117H38ZM38 119H36V120H38ZM46 119H43V120H46ZM53 119H54V118H53ZM105 119L107 120V118H105ZM105 119H104V122H105L107 125H108V124L110 125V121H108V123H107V121H105ZM124 119H125V118H124ZM163 119L158 120V122L161 123V122L163 121ZM165 119H166V118H165ZM165 119H164V120H165ZM169 119H168V120H169ZM182 119H183V118H182ZM203 119H204V118H203ZM219 119H220V118H219ZM219 119H217V122H219V124H220V121L222 122V119H220V121H218ZM236 119H237V118H236ZM236 119H235V120H236ZM246 119H247V118H245V120L243 119L244 121H241V123H242V122H245ZM260 119H261V118L259 117V120H260ZM22 120H20V121H22ZM25 120H26V119H25ZM25 120H24V123H25ZM27 120H26V121H27ZM32 120H33V119H32ZM51 120H52V119H51ZM54 120H55V119H54ZM54 120H52V121H54ZM67 120H69V119H67ZM72 120L74 121L73 118H72ZM81 120H82V118H81ZM87 120H89V119H87ZM93 120H94V119H93ZM97 120H98V119H97ZM114 120H115V119H114ZM118 120H119V118H118ZM118 120H117V121H118ZM142 120H145V119H142ZM166 120H167V119H166ZM170 120H171V119H170ZM183 120L186 121L185 119H183ZM197 120H198V119H197ZM200 120H201V119H200ZM204 120H205V119H204ZM215 120H216V118L213 120V123L216 122ZM237 120H238V119H237ZM250 120H251V121H252V120H256V119H255V116H254L253 119H249L248 121H250ZM261 120H264V119H261ZM261 120H260V122H264V121H261ZM10 121H6V122L10 124ZM28 121H30V120H28ZM55 121H56V120H55ZM115 121H116V120H115ZM115 121H114V122H115ZM122 121H123V120H122ZM155 121H156V119H155ZM180 121H182V120H180ZM189 121H190V120H189ZM189 121H188V123H189ZM206 121H207V120H206ZM209 121H211V120H209ZM209 121L205 122L206 125H205V124H202L201 121H198L197 123L200 122V123H201V126L203 127V125L208 126V123H210ZM214 121H215V122H214ZM233 121H234V120H233ZM248 121H246L247 124L245 123V124L247 125V127L250 125V122H251V121H250V122H249V125H248ZM13 122H14V120H13ZM13 122H12V123H13ZM16 122H17V121H16ZM30 122H31V121H30ZM34 122H35V121H34ZM39 122H38V123H39ZM41 122H42V119H41ZM41 122H40L39 124L43 125L42 123H43L44 121H43L42 123H41ZM45 122H46V121H45ZM45 122H44V123H45ZM64 122H65V121H64ZM78 122H79V121H78ZM114 122H113V123H114ZM123 122H124V121H123ZM123 122H121V123H123ZM143 122H144V121H143ZM143 122H141V123H143ZM146 122H148V120H146ZM146 122H145V123H146ZM156 122H157V121H156ZM169 122H170V121H168V124H170L171 122H173V120H171L170 123H169ZM191 122H193V120H191ZM195 122H196V120H195V117H194V122H193V124H194ZM217 122H216V123H217ZM225 122H226V121H225ZM254 122H255V121H254ZM24 123H23V124H24ZM28 123H29V122H28ZM38 123H37V129H38V127H40V126H38V125H39ZM59 123H61V122H59ZM86 123H87V122H86ZM93 123H94V122H93ZM95 123L97 124V122H95ZM95 123L93 124V125H94V128H95L97 125H99V124L101 125V124L103 123V121H99V124H97V125H96ZM117 123H119V121H118ZM117 123L115 122V124H117ZM128 123H129V122H128ZM136 123H137V122H136ZM145 123H144V124H145ZM153 123H154V121H153L152 123L150 122L151 125H153ZM162 123L164 124V121H163ZM165 123H166V121H165ZM182 123L184 124V122H182ZM200 123H199V124H200ZM222 123H224V122H222ZM241 123H240V124H241ZM251 123H252V125L254 124L253 122H251ZM256 123H258V122H255V124H256ZM17 124H18V123H17ZM30 124L32 125V123H30ZM45 124H46V123H45ZM53 124H54V123H53ZM69 124H70V123H69ZM72 124H73V125L75 124V125H74V129H75V128L77 127V126H76V123H72ZM103 124H104V123H103ZM137 124H139V123H137ZM137 124H136V125H137ZM144 124H143L142 126H144ZM172 124H173V123H172ZM172 124H170V125L172 126ZM179 124H180V123H179ZM193 124H192V125H193ZM210 124H211V123H210ZM210 124H209V125H210ZM217 124H218V123H217ZM217 124H216V125H217ZM245 124H244V125H245ZM255 124H254V125H255ZM263 124H264V123H263ZM263 124H261V125L259 124L260 127H262ZM10 125H11V124H10ZM18 125H19V124H18ZM21 125H22V124H21ZM24 125H25V124H24ZM24 125H23V126H24ZM58 125H59V124H58ZM58 125H56L54 128H53V127H52V128L55 130L56 127H57V128L59 127ZM66 125H68V124H66ZM66 125H65V127H67ZM84 125H85V124H84ZM93 125H92V123H91L90 126L92 127ZM95 125H96V126H95ZM109 125H108V126H109ZM123 125H125V124H123ZM123 125L118 124L119 127H120V126L124 127ZM131 125H133V123H132ZM181 125H182V124H181ZM181 125H180V126H181ZM185 125H186V124H185ZM196 125H197V124L195 123V126H196ZM221 125H223V126H221ZM229 125H230V123H229ZM7 126H8V125H7ZM11 126H12V125H11ZM11 126H10V128L12 129ZM47 126H48V124H47ZM61 126H62V124L60 125V127H61ZM75 126H76V127H75ZM90 126H89V127H90ZM140 126H141V125H140ZM140 126H139L138 129H140ZM145 126H146V125H145ZM148 126L150 127V125H148ZM163 126H164V125H163ZM176 126L178 127L177 123H176ZM176 126H175V129H176ZM182 126H183V125H182ZM188 126H191V125L189 124ZM195 126L193 125V128H194ZM199 126H200V125H198V127H199ZM205 126H204V127H205ZM210 126H212L211 129H214L215 127H217V126H215V124L210 125ZM210 126H208L206 129H209ZM213 126H215V127H213ZM220 126H221L220 128L223 129V127L226 126V123H224V124H220ZM230 126H231V125H230ZM14 127H16V128L18 129V132H20V131L22 130V132H20V133H23V129H22L23 127L20 126V127H21V130L19 129L18 126H15V125H14V126H13V129H14ZM31 127H32V126H31ZM62 127H63V126H62ZM65 127H64V129H65ZM78 127H79V126H78ZM85 127H86V126H85ZM91 127H90V128H91ZM103 127H104V126H103ZM109 127H111V125H110ZM122 127H120V128L122 129ZM131 127H132V126H131ZM133 127H134V126H133ZM149 127H147L146 129H148ZM165 127H166V124H165ZM165 127H161V129L163 128V129L165 130V129L168 128V127H167V128H165ZM183 127H184V126H183ZM191 127H192V126H191ZM198 127H195V128H198ZM226 127H227V126H226ZM232 127H235V126H232ZM239 127H241V126H239ZM239 127H237V128H239ZM249 127H251V125H250ZM256 127H258V126L256 125L255 127H253V128H254L253 132L255 131ZM260 127H259L258 129H260ZM1 128H2V127H1ZM1 128H0V130H4L5 128L8 129V127H5V126H4L2 129H1ZM57 128H56V129H57ZM67 128H68V127H67ZM90 128H89V130H90ZM96 128H97V130L99 129V127H96ZM106 128H107V127H106ZM114 128H115V127H114ZM116 128H117V126H116ZM125 128H126V127H125ZM125 128L122 129V130L124 131ZM134 128H135V127H134ZM134 128H133V129H134ZM142 128L144 129V127H142ZM159 128H160V127H159ZM159 128H156V129H159ZM170 128H171V127H170ZM180 128H181V127H179V130L177 129L179 132L181 131ZM193 128H192V129H193ZM229 128H230V127H229ZM235 128H236V127H235ZM242 128H243V127H242ZM11 129H10L9 131H11ZM24 129H25V128H24ZM37 129H36V130H37ZM44 129H45V128H44ZM44 129H43V130H44ZM46 129H47V128H46ZM59 129H60V128H59ZM92 129H93V128H92ZM101 129H102V128H101ZM121 129H120V130H121ZM131 129H132V128H131ZM131 129H130V130H131ZM133 129H132V130H133ZM135 129H136V128H135ZM143 129H142V130H143ZM146 129H145V131L147 132L148 130H146ZM150 129H151V128H149V130H150ZM163 129H162V130H163ZM173 129H174V127H173ZM175 129H174V132H176ZM182 129H183V128H182ZM202 129H203V128H202ZM202 129H200V131H199V130H198V131L201 132ZM216 129H217V128H216ZM218 129H219V128H218ZM218 129L216 130V132H220V131L223 132V130H221V129L218 130ZM232 129H234V128H232ZM239 129H241V128H239ZM244 129H246V128H244ZM249 129H250V128H249ZM261 129H262V128H261ZM263 129H264V128H263ZM36 130L34 129V132H35ZM38 130L40 131V129H38ZM57 130H58V129H57ZM60 130H61V129H60ZM71 130H72V128H71ZM83 130H84V129H83ZM83 130L81 131V133L84 132ZM109 130H110V129H109ZM152 130H153V129H151V131H152ZM154 130H155V128H154ZM162 130H161V132H162ZM168 130H169V131H170V130L172 131V129H168ZM193 130H195V129H193ZM193 130H192L191 133H194ZM227 130H228V129H227ZM236 130H237V129H236ZM25 131H26V129H25ZM25 131H24V132H25ZM39 131H36V132H37V133H40ZM52 131H53V130H50L48 133H51ZM65 131H66V129H65ZM65 131H64L63 129L61 130V132H63V133H65ZM73 131L76 132V130H73ZM77 131H78V130H77ZM87 131H88V130H86V132H87ZM90 131H92V130H90ZM98 131H100V130H98ZM117 131H118V130H117ZM158 131H159V130H158ZM183 131H184V130H183ZM198 131H195V132H198ZM203 131H204V129H203ZM206 131H207V130H206ZM211 131H212V130H211ZM225 131H226V130L224 129V132H225ZM245 131H246V130H244V132H245ZM247 131H249V130H247ZM247 131H246L245 133H246V136L248 135V137H249V134L251 135V133H253V132L248 133ZM258 131H259V130H258ZM263 131H264V130H263ZM1 132H2V135H3L4 132L7 133L8 131H5V130H4V132H3V131H0V133H1ZM11 132H12V131H11ZM15 132H16V131H15ZM26 132H28V131H26ZM46 132H47V130H46ZM53 132L56 133V131H53ZM59 132H60V131H59ZM79 132H80V131H79ZM102 132L104 133V131H102ZM105 132H106V131H105ZM118 132H119V131H118ZM118 132L114 131V134H116V136H117V133H118ZM121 132H122V131H121ZM124 132H125V131H124ZM126 132H127V131H126ZM128 132H129V131H128ZM143 132H144V131H143ZM149 132H150V131H149ZM153 132H154V133H151V132H150V133H151V134H155V131H153ZM161 132H160V133H161ZM208 132H210V130H208ZM214 132H215V131H214ZM216 132H215V134H216ZM227 132H229V131H227ZM234 132L236 133L237 131H234ZM238 132H239V131H238ZM249 132H250V131H249ZM260 132L262 133L261 130H260ZM5 133H4V135H6ZM13 133H14V132H13ZM37 133H34V134L36 135ZM71 133L73 134V132H71ZM71 133H70V134H71ZM158 133H159V132H158ZM168 133H169V132H168ZM191 133H190V134H191ZM202 133H206V132L204 131V132H202ZM202 133H199V134H202ZM220 133H221V132H220ZM254 133H257V130H256V132H254ZM258 133H259V132H258ZM258 133H257V134H258ZM26 134H28V133H26ZM30 134H31V132L29 131V135H30ZM42 134H44V133H42ZM42 134L40 133L39 135L42 136ZM76 134H77V133H76ZM78 134H79V133H78ZM78 134H77V136H78ZM85 134H86V133H85ZM85 134H84V136H83V133H82V136L85 137ZM111 134L113 135V133H111ZM121 134H122V133H121ZM123 134H124V133H123ZM125 134H126V133H125ZM125 134H124L123 136H126ZM139 134H141V132H140ZM139 134H135V135L140 136ZM151 134H149V136H148V137H150V139L152 138V135H151ZM175 134H176V133H175ZM179 134H182V133H179ZM211 134H212V133H211ZM213 134H214V133H213ZM213 134H212V135H213ZM227 134H228V133H227ZM227 134H226V132H225V134L223 133L222 135H221V134L219 135V133H217V135L219 136V138H220V136H223V135H224V136H223L224 139H226V135H227ZM237 134H238V133H237ZM241 134L243 135V133H241ZM259 134H260V133H259ZM12 135H14V137H15L16 135L19 136V133H18V134L16 133V135H15V134H12ZM23 135H24V137L26 138L25 133H24ZM23 135H21V136H23ZM29 135H27V136H29ZM37 135H38V134H37ZM37 135H36V136H37ZM45 135H46V133H45ZM58 135H59V134L57 133V136H58ZM63 135H64V134H62V136H63ZM73 135H74V134H73ZM90 135H91V134H90ZM97 135H98V134H97ZM118 135H120V132L118 133ZM147 135H148V134H147ZM159 135H160V134H159ZM162 135H164V134H162ZM169 135H171V134H169ZM182 135H183V134H182ZM182 135H181V137H182ZM193 135H196V134H193ZM202 135H204V134H202ZM202 135H198L199 137H197V140H199L198 138H200ZM207 135H208V134H207ZM232 135H233V134H232ZM239 135H240V134H239ZM244 135H245V134H244ZM255 135H256V134H255ZM255 135H254V136H255ZM8 136H10V134H9ZM18 136H17V137H18ZM36 136H35V137H36ZM52 136H54V134H53ZM57 136H56L55 138H57ZM87 136H88V135H87ZM94 136H95V134H94ZM120 136H121V135H120ZM127 136H128V133H127ZM143 136L145 137V135H143ZM143 136H142V137H143ZM155 136L158 137V134L156 133ZM165 136H166V135H165ZM165 136H164V137H165ZM177 136H178V135H177ZM208 136H209V135H208ZM215 136H216V135H215ZM228 136H229V135H228ZM233 136H236V135H233ZM246 136H245V137H246ZM256 136H257V135H256ZM256 136H255V137H256ZM4 137H6V136H4ZM83 137H82V138H83ZM99 137H100V136H99ZM99 137H98V138H99ZM110 137H112V136H110ZM136 137H137V136H136ZM136 137H135V138H136ZM140 137H141V136H140ZM142 137H141V138H142ZM148 137H146V138H148ZM161 137H162V136H161ZM173 137H174V135H173ZM175 137H176V136H175ZM175 137H174V138H175ZM188 137H189V136H188ZM205 137H206V136H205ZM210 137H211V136H210ZM210 137H209V138H210ZM229 137H230V136H229ZM243 137H244V136H243ZM261 137H262V139H263V135H261L260 138H261ZM25 138H22V141H23V142L25 141V144H26V140H25ZM27 138H28V137H27ZM27 138H26V139H27ZM30 138H31V137L29 136V139H30ZM37 138H38V137H37ZM39 138H40V137H39ZM44 138H47V135L44 136ZM52 138H53V137H52ZM52 138H51V139H52ZM69 138L72 139L73 137H72V136H69ZM74 138H76V137H74ZM79 138H80V137H79ZM90 138H92V136H91ZM100 138H101V137H100ZM100 138H99V139H100ZM102 138H103V139L105 138L104 141L107 142V141H106V140H107V139H106L107 136H103ZM127 138H128V137H127ZM127 138L125 137V142H126V139H127ZM138 138H139V137H138ZM162 138H163V137H162ZM191 138H192V137H191ZM191 138H190V139H191ZM203 138H204V136H203ZM207 138H208V137H207ZM214 138H215V137H214ZM216 138H217V137H216ZM216 138H215V142L213 141L214 144L212 145L211 143H209V145H212V146L215 145L214 147H217V146L219 147V145H216V144H217V143H216V142H217V141H216ZM219 138H217V139L220 140L221 138H220V139H219ZM231 138H232V137H231ZM251 138H252V137H251ZM258 138H259V137H258ZM258 138H256L257 141H258ZM5 139H6V138H5ZM19 139H21V138H19ZM23 139H24V140H23ZM47 139H48V138H47ZM57 139H58V138H57ZM59 139H60V136H59ZM83 139H84V141H85V138H83ZM87 139H89V138H87ZM92 139H93V138H92ZM109 139H111V138H109ZM114 139H115V137L113 138V140H114ZM116 139H117V137H116ZM118 139H119V138H118ZM118 139H117V140H118ZM129 139L131 140L132 137L129 138ZM129 139H127V140H129ZM150 139H147V140H150ZM152 139L154 140V139H156V138L153 137ZM152 139L150 140V142H153ZM163 139H164V138H163ZM163 139H162V142H163ZM172 139H173V138H172ZM172 139H170V140H172ZM190 139H189V140H190ZM193 139H194V138H193ZM193 139L190 140V142H192L190 145L193 144V141H194ZM227 139H228V137H227ZM235 139H236V138H235ZM239 139H240V138H239ZM248 139H249V138H248ZM262 139H259V140L262 141ZM16 140H17V139H16ZM32 140H33V137H32ZM32 140H31V141H32ZM36 140H37V139H36ZM36 140H35V138H34V142H37L36 144H39L40 141H36ZM63 140H65L64 137H63ZM63 140H62V141H63ZM68 140H69V139H68ZM73 140H74V139H73ZM76 140H77V138H76ZM80 140H81V139H80ZM93 140H94L93 142H95L96 139H93ZM119 140H120V139H119ZM130 140H129V143L131 142ZM133 140H135V139H133ZM140 140H144V139H139L138 141H140ZM165 140L168 141L167 138H166ZM173 140H174V139H173ZM206 140H207V139H206ZM209 140H210V139H209ZM212 140H213V138H212ZM212 140H210V141H212ZM221 140H222V139H221ZM221 140H220V143H222ZM5 141L8 142V140H5ZM5 141H4V142H5ZM17 141H19V140H17ZM17 141H16V142H17ZM22 141H21V142H22ZM41 141H42V143H43V139H42ZM49 141H50V140H49ZM49 141H48V142H49ZM69 141H70V140H69ZM81 141H82V140H81ZM84 141H83V143H84ZM101 141H102V139H101ZM108 141H109V140H108ZM121 141H122V143L124 142L123 140H121ZM157 141H158V140L156 139V140H155L156 144H155V142H154V145H155V146L158 145V144H157ZM159 141H161V140L159 139ZM175 141H176V140H175ZM186 141H187V139H186ZM195 141H196V136H195ZM195 141H194V143H195ZM210 141H209V142H210ZM229 141H230V140H229ZM231 141H232V140H231ZM236 141H238V140L236 139ZM243 141H244L243 143H245V142L248 143L247 141H245V139H244ZM252 141L254 142L255 140H252ZM252 141H251V142H252ZM261 141H260V142H261ZM263 141H264V139H263ZM263 141H262V142H263ZM16 142H15V145H16V146H18V145L21 143V142H20V143H19V142L16 143ZM23 142L21 143V145H22V144L25 145ZM48 142H47V144H48ZM50 142H51V141H50ZM57 142H58V141H57ZM63 142H64L63 144H66V143L70 144L69 146H68V145L65 146V147H67V148H69V147L71 146V144H73V142L69 143V142H67V140H66V141H63ZM78 142H79V141H78ZM88 142H89V141H87V143H88ZM93 142H90V143L93 144ZM117 142H118V141H117ZM136 142H137V140H136ZM142 142H143V141H142ZM144 142H145V141H144ZM146 142H147V141H146ZM148 142H149V141H148ZM148 142H147V143H148ZM172 142H173V141H172ZM172 142H171V143H172ZM184 142H185V141H184ZM187 142H188V141H187ZM196 142H197V141H196ZM199 142H200V141H199ZM223 142H226V141L223 140ZM233 142H234V141H233ZM238 142H240V141H238ZM249 142H250V141H249ZM251 142H250V143H251ZM255 142H256V141H255ZM260 142H259V143H260ZM0 143H1V142H0ZM28 143H30V141H29ZM32 143H33V141H32ZM32 143H31V144H32ZM45 143H46V142H45ZM52 143H53V142H52ZM58 143H59V142H58ZM79 143H80V142H79ZM81 143H82V142H81ZM87 143L85 142L84 144H86V146H87ZM96 143H97V140H96L95 144H96ZM107 143L110 144L111 142H107ZM113 143H114V144L116 143L115 140H114ZM113 143H111V145H112ZM147 143H146V144H147ZM160 143H161V142H160ZM163 143H164V142H163ZM163 143H162V144H163ZM177 143L179 144V142H177ZM182 143H183V142H182ZM185 143H186V142H185ZM188 143H189V142H188ZM215 143H216V144H215ZM227 143H228V145L230 144V146H231V142H230V143H229V142H226V144H227ZM234 143H236V142H234ZM240 143H241V142H240ZM246 143H245V145H247ZM250 143H249V144H250ZM256 143H258V142H256ZM256 143H255L254 148H253V147H252V148H253V149H256V151H257V147H258V146H256V145H257ZM259 143H258V144H259ZM1 144H2V143H1ZM1 144H0V145H1ZM12 144H13V143H12ZM74 144H76V142H74ZM88 144H89V143H88ZM120 144H121V143H120ZM120 144H119V142H118V145H120ZM127 144H128V143H127ZM133 144H134V143H133ZM136 144H137V143H136ZM178 144H177V145H178ZM196 144H197V143H196ZM196 144H195V145H196ZM222 144H224V143H222ZM222 144H220V145H222ZM226 144H225V145H226ZM237 144H238V143H237ZM241 144H242V143H241ZM252 144H253V143H252ZM252 144L250 145V147L253 146ZM263 144H264V143H263ZM15 145H14V146H15ZM26 145H27V144H26ZM49 145H50V144H49ZM80 145H82V144H80ZM80 145H79V146H80ZM130 145H131V143H130ZM144 145H145V143H144L143 145H138V146H140V147L142 146L141 148H143ZM159 145H160V144H159ZM165 145H166V146H169L170 144L167 145V144L164 143V146H165ZM173 145H174V143H173ZM181 145H183V144H181ZM181 145L179 144V146H181ZM193 145H194V144H193ZM201 145H203V143H202ZM225 145H224V146H225ZM235 145H236V144H235ZM242 145H244V144H242ZM31 146H32V145H31ZM34 146H35V144H34ZM34 146H33V147H34ZM36 146H37V145H36ZM43 146H44V143H43ZM51 146H52V145H51ZM57 146H59V145H57ZM57 146H56V147H57ZM76 146H77V145H75V148H76ZM100 146H102V149H103L104 151H105L106 148H109V147H106V145H105V147H103L104 145H102V144H101ZM100 146H99V147H100ZM121 146H122V144L120 145V147H121ZM133 146H135V145H133ZM133 146L131 145V147H133ZM146 146L148 147L149 144H148V145H145L144 147L146 148ZM155 146H154V148H156ZM179 146L176 147V143H175V151L178 149V150L176 151V153H179V152H178V151L180 150V149H179V148H180ZM184 146H185V144H184ZM188 146H189V145H188ZM224 146H222V147H224ZM262 146H263V145L261 144V147H262ZM0 147H1V146H0ZM2 147L5 148V147H6V144H5L4 146L2 145ZM12 147H13V146H12ZM19 147H22V146H19ZM19 147H17V148L19 149ZM23 147H24V146H23ZM25 147H26V146H25ZM63 147H64V146L62 145V149L64 150ZM71 147H72V146H71ZM81 147H82V146H81ZM83 147L85 148V146H83ZM87 147L89 148V146H87ZM110 147H113V146H110ZM116 147H117V146L115 145L113 148H116ZM118 147H119V146H118ZM118 147H117V148H118ZM150 147H152L151 143H150ZM157 147H158V146H157ZM161 147L163 148V146H159L158 149H160ZM181 147H183V146H181ZM191 147H193V149H195L196 147H198L197 149H199L200 146H198V144H197V145L195 146V148H194V146H191ZM220 147H221V146H220ZM220 147H219V148H220ZM222 147H221V148H222ZM238 147H240V145H239ZM238 147H234V150H235L236 148H238ZM241 147H242V146H241ZM247 147H248V146H246V148H247ZM255 147H256V148H255ZM259 147H260V146H259ZM261 147H260V148H261ZM263 147H264V146H263ZM4 148H1V150L4 149ZM7 148H8V150H10V149H9V146H8ZM13 148H15V147H13ZM37 148H38V146H37ZM48 148H49V147H48ZM73 148H74V146H73ZM77 148H78V147H77ZM117 148H116V150H117ZM125 148L127 149V145H125L124 149H125ZM128 148H129V150H130V149H133V148H130L129 146H128ZM134 148H135V147H134ZM137 148H138V147H136V148L133 149L132 151H134V152L136 153V151L140 149V148H139V149H137ZM145 148H144V149H145ZM154 148L152 149L153 151H154ZM171 148H172V150L174 149L173 147H171ZM176 148H177V149H176ZM185 148H186V147H185ZM185 148L183 147V148H181V150H182V149L184 150ZM207 148H209V147L207 146ZM207 148H206V149H207ZM212 148H213V147H212ZM221 148H220V149H221ZM226 148H228L227 145H226ZM231 148H232V147H231ZM231 148L229 147L228 149H231ZM246 148H245V150H244L245 152H246V150H247ZM260 148H258V150H259ZM15 149H16V148H15ZM28 149H31V147L29 148V146H28ZM34 149H35V148H34ZM34 149H33V150L31 149V151L34 152ZM51 149H52V148H51ZM51 149L49 148V150H51ZM60 149H61V148H60ZM71 149H72V148H71ZM79 149H82V148H79ZM90 149H91V148H90ZM119 149H123V146H122L121 148H119ZM124 149H123V150H124ZM144 149H143V151H144ZM158 149H157V150H158ZM163 149H164V148H163ZM169 149H170V147H169ZM189 149H190V148H189ZM214 149H216V148H213V151H214ZM224 149H225V148H224ZM224 149H222V150H224ZM232 149H233V148H232ZM232 149H231V150H232ZM243 149H244V147H243ZM248 149H249V148H248ZM261 149H262V148H261ZM8 150L6 149L7 152H8ZM21 150H22V149H21ZM23 150H24L25 152H28V151H29V150L26 151L25 148H24ZM36 150H38V149H36ZM63 150H62V151H63ZM65 150H66V148H65ZM65 150H64V151H65ZM106 150H107V149H106ZM109 150H110V148L108 149V151H109ZM111 150H112V148H111ZM135 150H136V151H135ZM150 150H151V149H150ZM166 150H168V149L166 148ZM172 150H168L169 153H170ZM190 150H191V149H190ZM208 150H209V149H208ZM225 150H226V149H225ZM262 150H263V149H262ZM4 151H5V150H3V152H4ZM6 151H5V152H6ZM11 151H12V149H11ZM18 151H20V150H18ZM52 151H53V149H52ZM54 151H55V147H54ZM67 151H68V150H67ZM67 151H65V152H67ZM81 151H82V150H80L79 152H81ZM83 151H84V150H83ZM85 151H87V153H88L89 150L85 149ZM91 151H92V150H91ZM101 151H102V150H101ZM146 151H147V148H146ZM175 151H174V152H175ZM205 151H207V150H205ZM210 151H211V150H210ZM216 151H217V150H216ZM228 151H229V150H228ZM232 151H233V150H232ZM242 151H243V150L241 149V152H242ZM248 151H249V150H248ZM250 151H251V150H250ZM250 151H249V152H250ZM1 152H2V151H1ZM3 152H2V153H3ZM12 152H13V151H12ZM12 152H11V153H12ZM25 152H21L20 155H22V154L25 153ZM42 152H43V151H42ZM65 152H64V153H65ZM70 152H71V151H70ZM70 152H69V153H70ZM102 152H103V151H102ZM106 152H107V151H106ZM124 152H125V150H124ZM124 152H123V153H124ZM130 152H131V151H130ZM130 152H126V153L129 154ZM151 152H152V151H151ZM156 152H157V151H156ZM183 152H184V156H185V154L187 153V151H186V153H185V151H182V153H183ZM190 152H192V150H191ZM194 152H195V151H194ZM211 152H212V151H211ZM221 152H222V151H220V153H221ZM234 152H235V151H234ZM237 152H239V154H241L240 156H242V153H243V152L240 153V150L237 151ZM249 152H248V153H249ZM251 152H255V151L252 150ZM258 152H260V151H258ZM258 152H255V153H258ZM19 153H20V152H19ZM29 153H30V151L28 152V154H29ZM39 153H41V152H39ZM43 153L46 155L45 152H43ZM47 153H48V152H47ZM61 153L63 154V152H61ZM77 153H78V152H77ZM89 153H91V152H89ZM98 153H99V152H98ZM112 153H113V152H112ZM126 153H125V154H126ZM137 153H141V149H140ZM146 153L150 154V151H148V152H146ZM152 153H154V154H152ZM152 153H151L152 155H155V154L158 155V154H159V152H157V153L152 152ZM163 153H164V151H163ZM163 153H161V154L163 155ZM169 153H167V151H166V153H164V154H167V155L172 156V155L169 154ZM198 153H200V152H198ZM198 153H197L196 155H198ZM205 153H208V152H205ZM218 153H219V152H218ZM220 153H219V156H220ZM227 153L229 154V152H227ZM230 153H231V152H230ZM235 153H236V152H235ZM255 153H251V154L253 155V154H255ZM8 154L10 155V151H9ZM16 154H17V153H16ZM31 154H32V153H31ZM37 154H38V153H37ZM37 154H36V152H35V155H37ZM53 154H55V153H53ZM71 154H72V153H71ZM75 154H76V153H75ZM75 154H74V155H75ZM95 154H96V153H95ZM113 154H114V153H113ZM125 154H124L123 157H126V156L128 157V155L126 154V156H125ZM132 154H133V153H131V154H129V155H132ZM142 154H143V153H142ZM161 154H159V156H160ZM180 154H181V151H180ZM216 154H217V152H216ZM223 154H226V152H224ZM228 154H226V155H228ZM246 154H247V152L245 153V155H246ZM260 154L263 155L262 152H261ZM24 155H25V154H24ZM47 155H48V154H47ZM47 155H46V156H47ZM78 155H79V154H78ZM78 155L76 154L75 158L78 157ZM80 155H81V158H82L83 153H80ZM84 155H86V154H84ZM92 155L94 156L93 153H92ZM99 155H102V153H101V154L99 153ZM111 155H112V154H111ZM136 155H137V154H133L132 156H136ZM140 155H141V154H140ZM152 155H150V156H151L150 158H152ZM177 155H178V154H177ZM181 155L183 156V154H181ZM196 155H195V158L197 157ZM199 155H200V154H199ZM206 155H208V154H206ZM243 155H244V153H243ZM255 155L257 156V154H255ZM0 156H1V155H0ZM4 156L6 157L7 155L5 154ZM4 156H3V154H2V157H4ZM14 156H15V154H14ZM18 156H19V155H18ZM29 156H30V155H29ZM29 156L27 157V159H28V158H33V157H29ZM33 156H34V155H33ZM39 156L41 157L42 155L39 154L37 157L39 158ZM48 156H49V155H48ZM54 156H55V155H54ZM67 156H69V155H67ZM67 156H66V157H67ZM72 156H73V154H72L70 157H68V158H70L69 160L73 159ZM132 156H131V157H132ZM137 156H139V155H137ZM137 156H136V157H137ZM143 156H144V155H143ZM148 156H149V155H148ZM164 156H165V155H164ZM184 156H183V158H184ZM229 156H231L230 158L234 159V157H236V154H235L234 157L232 156V153H231V155H228L227 157H229ZM248 156H249V154H247V157H248ZM256 156L253 155V156H251V157H256ZM258 156H259V155H258ZM5 157H4V159H6ZM10 157H11L12 159L18 160L17 157L13 158L12 155H11ZM20 157H21V156H20ZM23 157H24V156H23ZM44 157H45V156H44ZM51 157L53 158V156H51ZM51 157H45L44 160H46L47 158H51ZM56 157H57V154H56ZM63 157H64V155H63ZM85 157H86V156H85ZM97 157H98V156H97ZM105 157H106V154H105L104 157H102L101 159L99 158V159H100V160H103V158H105ZM123 157H122V158H123ZM127 157H126V158H127ZM139 157H141V156H139ZM139 157H138V158H139ZM188 157H189V156H188ZM198 157H200V156H198ZM198 157H197V158H198ZM210 157H211V156H210ZM212 157H213V156H212ZM220 157L225 158L226 156H223V155L221 154ZM227 157H226L225 159H229V161H230L231 159H230V158H227ZM237 157H239V156H237ZM7 158H8V157H7ZM38 158H37V159H38ZM52 158H51V159H52ZM75 158H74V159H75ZM83 158H84V157H83ZM132 158L134 159V157H132ZM145 158H146V156H145ZM145 158H144V157H143V158L141 157L140 159L142 160V159H145ZM147 158H148V157H147ZM147 158H146V159H147ZM160 158H161V157H160ZM160 158H159V159H160ZM174 158H175V157H174ZM180 158H181V157L179 156V158H175V159H180ZM183 158H182V159H183ZM190 158H191V157H190ZM241 158H243V156H242ZM260 158H261V159H264V156H261ZM23 159H24V158H23ZM25 159H26V155H25ZM35 159H36V157H35ZM35 159H34V160H35ZM39 159H40V162H41V158H39ZM53 159H54V158H53ZM61 159H62V157H61ZM61 159H59V160H61ZM65 159L67 160V158H65ZM65 159H63V161H64ZM85 159H86V158H85ZM85 159L83 160V162L85 161ZM110 159H111V156H110ZM116 159H117V158H116ZM127 159H128V158H127ZM162 159H163V157H162ZM162 159H161V160H162ZM182 159H181V160H182ZM235 159H236V158H235ZM235 159H234V160H235ZM239 159H240V157H239ZM239 159H238V161L241 160V159H240V160H239ZM245 159H246V158H245ZM249 159H250V158H249ZM256 159H259V157H257ZM261 159H260V160H261ZM32 160H33V159H32ZM42 160H43V159H42ZM47 160H48V159H47ZM66 160H65V161H66ZM69 160H68V161H69ZM77 160H79V159H77ZM93 160H94V159H93ZM93 160H92V161H93ZM100 160H98V161H100ZM107 160H108V159L106 158V160L104 159L103 161L106 162ZM113 160H114V159H112V161H113ZM120 160H121V159H120ZM125 160H126V159H125ZM135 160H137V159H135ZM135 160H130V161H133V162H134ZM152 160H153V158H152ZM161 160H160V162H161ZM184 160H185V158H184ZM193 160H194V159H193ZM236 160H237V159H236ZM251 160H252V159H251ZM251 160L248 161V162L250 163ZM254 160H255V159H254ZM254 160H253V161H254ZM260 160H259V162L261 163ZM7 161H8V159H7ZM7 161H6V162H7ZM10 161H11V160H10ZM21 161H22V160H21ZM26 161H27V160H26ZM36 161H37V160H36ZM49 161H51V160L49 159L48 161H46V163H48ZM79 161H80V160H79ZM92 161H90V162H92ZM110 161H111V160H109V161H107V162H110ZM115 161H116V160H114V162H115ZM123 161H124V160H123ZM130 161L128 162V166H129V164H130ZM142 161H143V160H142ZM146 161H148V160H146ZM146 161H145V162H146ZM156 161H157V160H156ZM156 161H155V162H156ZM182 161H183V160H182ZM186 161H187V159H186ZM232 161H233V160H232ZM241 161H242V160H241ZM246 161H247V160H245V162H246ZM256 161H257V160H256ZM32 162H33V161H31V164H32ZM44 162H45V161H43V163H42V162H41V163H42V166H44V169H45V165H43ZM51 162L53 163V161H51ZM59 162H60V161H59ZM59 162H58V158H57V163H59ZM70 162H72V160H71ZM70 162H69V164H70ZM88 162H89V161H88ZM93 162H94V161H93ZM95 162H96V161H95ZM107 162H106V167H107V165L109 164V163H107ZM116 162L118 163V161H116ZM120 162H121V161H120ZM133 162H131V163H133ZM135 162H136V161H135ZM164 162H165V161H164ZM172 162H173V161H172ZM175 162H176V161H175ZM191 162H192V161H191ZM226 162H228V160H227ZM230 162H231V161H230ZM230 162H229V163H230ZM242 162H243V161H242ZM242 162H241V164H242ZM248 162H246L247 164H243V165H245V167L247 166L246 168H249V170H251V169H250L251 166L248 167V165H249ZM7 163H9V162H7ZM11 163H12V161H11ZM17 163H18V162H17ZM28 163H30V161H29ZM35 163H36V162H35ZM38 163H39V162H38ZM41 163H39V164H40L39 169L41 168ZM57 163H56V164H57ZM61 163H62V161H61ZM64 163H65V162H64ZM72 163H73V162H72ZM76 163H77V162H76ZM80 163H82V160H81ZM111 163H112V162H111ZM117 163H116V164H117ZM126 163H127V161H126ZM136 163H137V162H136ZM140 163H141V161H140ZM143 163H144V161H143ZM151 163H153V162H151ZM156 163H157V162H156ZM170 163H171V162H170ZM170 163L168 162V164H170ZM183 163H185V162H183ZM193 163H194V162H193ZM193 163H192V164H193ZM201 163H203V162H201ZM233 163H235V161L232 162V164H233ZM254 163L256 164V162H254ZM254 163L252 164V162H251L250 165H254ZM257 163H258V161H257ZM263 163H264V162L262 161V164H263ZM13 164H14V163H13ZM31 164H30V166H31ZM49 164H50V162L48 163V169H49V166H50V167L53 166V165H51V164L49 165ZM54 164H55V163H54ZM59 164H60V163H59ZM66 164H68V162H67ZM87 164H88V163H86V166H87ZM94 164H95V163H94ZM98 164L100 165V162H99ZM148 164L150 165V161H149ZM159 164H160V163H159ZM165 164L167 165L166 162H165ZM174 164H176V163H174ZM187 164H188V163H187ZM187 164H185V165H187ZM190 164H191V163H190ZM236 164H237V161H236V163H235L234 165L236 166ZM9 165H11V164H9ZM26 165H27V164H26ZM34 165H35V164H34ZM63 165H64V167L67 169L66 166H68V165H66V166H65V164H63ZM63 165L61 164V166H63ZM80 165L82 166V165H84V164H80ZM90 165H91V163H90ZM90 165H89V166H90ZM99 165H98V166H99ZM101 165H104V164L101 163ZM101 165H100V167H101ZM109 165H110V164H109ZM117 165H118V164H117ZM117 165H115V166H117ZM130 165H131V164H130ZM132 165H133V164H132ZM146 165H147V164H146ZM149 165H148V166H149ZM152 165H153V164H152ZM182 165H183V164H182ZM229 165H230V164H229ZM238 165H239V167L241 168V166H240V162L238 163ZM258 165H259V164H258ZM260 165H261V164H260ZM260 165H259V166H260ZM12 166H13V165H12ZM36 166H37V165H36ZM38 166H39V165H38ZM46 166H47V164H46ZM54 166H55V165H54ZM54 166H53V167H54ZM73 166H74V163H73ZM76 166H77V165H76ZM86 166H84L85 169H87V168L89 167V166H88V167L86 168ZM92 166H93V165H92ZM92 166H91V167H92ZM95 166H96V165H94V167H95ZM98 166H97V167H98ZM123 166H124V163H123ZM133 166H134V165H133ZM160 166H161V165H160ZM183 166H184V165H183ZM183 166L180 165V167H178V168H179L178 171L180 170V168H183ZM254 166H255V165H254ZM259 166H257V167H259ZM261 166H262V165H261ZM16 167H17V166H16ZM16 167L13 166V171H15ZM18 167H19V166H18ZM20 167H21V166H20ZM24 167H25V166H24ZM32 167H33V166H32ZM57 167H58V164H57ZM82 167H83V166H82ZM97 167H96V168H97ZM103 167H104V166H103ZM112 167H113V166H112ZM124 167H125V166H124ZM137 167H138V165H137L136 167H134V168H137ZM140 167H141V166H140ZM154 167H155V166H153V169H152V168H151V169L154 170ZM171 167H172V166H171ZM186 167H187V166H186ZM237 167H238V166H237ZM243 167H244V166H243ZM55 168H56V167H55ZM65 168H64V169H65ZM70 168H72V167H69V169H70ZM75 168H76V167H75ZM78 168H79V166H78ZM78 168H77L76 170L80 171V169H78ZM80 168H81V167H80ZM108 168H109V167H108ZM114 168H115V167H114ZM125 168H126V167H125ZM127 168H130L131 171H132V169H133V168H131V167H127ZM143 168H145V167H142L141 170H142ZM148 168H149V167H148ZM157 168H158V166H156V169H157ZM162 168H163V167H162ZM251 168H252V167H251ZM260 168H261L260 171H263L262 169H264V167H263V168L260 167ZM18 169H19V168H18ZM20 169H21V168H20ZM20 169H19L18 171H20ZM28 169H29V168H28ZM32 169L35 170L36 168H35V169L32 168ZM32 169L30 168L31 171H29V172H32ZM50 169H51V168H50ZM57 169H58V168H56V170H57ZM64 169H63V168L61 169L62 172H63ZM81 169H82V168H81ZM97 169L99 170V167H98ZM111 169H112V168H111ZM146 169H147V168H146ZM176 169H177V167H176ZM243 169H244V172H241L242 175L245 174V172H246L245 168H243ZM0 170H1V169H0ZM16 170H17V169H16ZM37 170H38V167H37V169H36L35 171H37ZM40 170H41V169H40ZM51 170H52V169H51ZM51 170H49V173H48L47 168H46V172H47L49 175H50V171H51ZM56 170H54V171H56ZM58 170H60V165H59V169H58ZM71 170H73V169H71ZM88 170H89V168H88ZM88 170H87V172H89L88 174H89V176H90V173H91L92 171L90 172V171H88ZM90 170H91V168H90ZM92 170H93V167H92ZM103 170H105V168H103ZM119 170H120V168H119ZM144 170H145V169H144ZM152 170H151V171H152ZM165 170H166V169H165ZM165 170L163 169L162 172H163V171L165 172ZM174 170H175V169H174ZM193 170H194V169H193ZM241 170H242V169H241ZM6 171H7V170H6ZM21 171H22V169H21ZM23 171H24V170H23ZM41 171H42V170H41ZM41 171H40V172H41ZM64 171H65L66 174L71 173V172H68L67 170H64ZM66 171H67V172H66ZM74 171H75V169H74ZM81 171H84V172H85L84 169L81 170ZM81 171H80V172H81ZM100 171H101V170H100ZM114 171H115V169H114ZM120 171H121V170H120ZM133 171H134L133 176L138 175L136 171L139 172V171H140V168H139V170H138V168H137V169H134ZM149 171H150V170H149ZM149 171H148V172H149ZM157 171H158V169L156 170V172H157ZM172 171H173V169L171 170V172H172ZM183 171H184V169H183ZM186 171H187V170H186ZM211 171H213V170H211ZM251 171H252V170H251ZM253 171H254V170H253ZM40 172H38V174H40ZM51 172H52V171H51ZM72 172H73V171H72ZM80 172H79V173H80ZM109 172H110V171H109ZM128 172H130V170H129ZM128 172H126V173L128 174ZM135 172H136V174H135ZM159 172H160V173H159ZM159 172H158V174H159V176H160V175H161V171H159ZM166 172H168V171L166 170ZM166 172H165V173H166ZM169 172H170V171H169ZM171 172L169 173L170 175H174V174H172V173H176L175 171H173L172 173H171ZM180 172H181V171H180ZM254 172H255V174H256V171H254ZM254 172H252V173H254ZM257 172H258V171H257ZM10 173H11V172H10ZM19 173L21 174V172H19ZM19 173H17V172L15 171V174H17V177H18ZM22 173H23V172H22ZM25 173H26V172H24L23 174H25ZM32 173H34V175H35V172H32ZM44 173H45V172H44ZM57 173H59V172H57ZM60 173H61V172H60ZM63 173H64V172H63ZM79 173H78V174H79ZM92 173H93V172H92ZM92 173H91V174H92ZM96 173H97V172H96ZM96 173H94L93 175H95ZM98 173L101 174V172H98ZM98 173H97V174H98ZM114 173H115V172H114ZM123 173L125 174L124 171H123ZM131 173H132V172H131ZM131 173H129V175H130ZM143 173H144V172H143ZM143 173H140V175H142ZM153 173H155V170H154ZM185 173H186V172H185ZM193 173H194V172H193ZM214 173H215V172H214ZM246 173H247V172H246ZM261 173H262V172H261ZM263 173H264V171H263ZM6 174H8V173H6ZM45 174H46V173H45ZM48 174H47V176H48ZM53 174H55V173H54V172L51 173V175H53ZM82 174H83V173H82ZM85 174H86V173H85ZM97 174H96V177H97ZM102 174H103V173H102ZM116 174H117V173H116ZM116 174H115V177H116V179L118 180L119 178H117V175H116ZM134 174H135V175H134ZM144 174H145V173H144ZM158 174H156V175H158ZM162 174H163L164 176L166 175V174H164V173H162ZM188 174H189V173H188ZM188 174H187V175H188ZM257 174H258V177H260V178L262 177L261 174H260V172H258ZM259 174H260V175H259ZM25 175H26V174H25ZM41 175H42V174H40V176H41ZM51 175H50V176H51ZM55 175L57 176L58 174H55ZM61 175H62V174H61ZM74 175H75V174H74ZM79 175H80V174H79ZM83 175H84V174H83ZM106 175H107V174H106ZM129 175H126V176L128 177ZM150 175H151V174H149V177H150ZM156 175H154V177H155ZM175 175H177V174H175ZM179 175H182V174L180 173V174H178V176H179ZM185 175H186V174H185ZM193 175H194V174H193ZM229 175H232V174H229ZM247 175H248V173H247ZM2 176H3V175H2ZM4 176H5V175H4ZM20 176H21V175H19V177H20ZM29 176H30V175H29ZM32 176H33V174H32ZM35 176H36V175H35ZM44 176H46V175H44ZM50 176H49V177H50ZM53 176H54V175H53ZM56 176H55V177H56ZM68 176H70V174H69ZM72 176H73V175H72ZM86 176H88V175L86 174ZM91 176H92V175H91ZM91 176H90V177H91ZM138 176H139V175H138ZM138 176H137V177H138ZM197 176H198V175H197ZM197 176H196V177H197ZM208 176H209V175H207V178H208ZM9 177H10V174H9ZM36 177H38L37 179H40L39 175H37ZM36 177H34V178H36ZM64 177H66V176H63V178H64ZM79 177H80V176H79ZM81 177H82V176H81ZM83 177H84V176H83ZM83 177H82V178H83ZM90 177H89V178H90ZM93 177H95V176H93ZM111 177H113V176L111 175ZM115 177H113V178H115ZM135 177H136V176H135ZM137 177H136V178H137ZM140 177H141V176H139V178H140ZM142 177H143V176H142ZM149 177L147 176V179H149ZM154 177H153V178H154ZM161 177H162V176H161ZM167 177H168V178H167ZM171 177H172V176H171ZM184 177H185V176H184ZM187 177L189 178V175H188ZM203 177H204V176H203ZM242 177H243V176H242ZM244 177H245V179H246V174H245ZM244 177H243V178H244ZM249 177H250V176H249ZM258 177H256V178H258ZM21 178H22V177H21ZM31 178H32V177H31ZM45 178H47V177H45ZM50 178H51V177H50ZM61 178H62V176H61ZM66 178H70V180L72 179L71 176H70V177H66ZM77 178H78V176H77ZM98 178H100V177H98ZM131 178H132V177H131ZM144 178H145V176H144ZM151 178H152V177H151ZM151 178H150L149 181H151ZM166 178H167V179H170L169 176H167V175L165 176V179H166ZM179 178H180V176H179ZM182 178H183V176H182ZM182 178H180V179H182ZM194 178H195V177H194ZM210 178H211V177H210ZM22 179H23V180L26 179V178H24V175H23V178H22ZM37 179H36V180H37ZM42 179H44V177H42L41 180H42ZM47 179H49V178H47ZM54 179H55V178H54ZM54 179L51 178V181H48V183H50V182H51V183H52V182L54 183V182H55V181H53ZM73 179H74V176H73ZM75 179H76V178H75ZM75 179H74V180H75ZM80 179H81V178H80ZM101 179H102V178H101ZM101 179H99V181H100ZM105 179H106V176H105ZM126 179H127V178H126ZM129 179H130V177H129ZM129 179H128L127 181L125 180V182H127V184H128L129 182H131V181H129ZM167 179H166V180H167ZM176 179L178 180L177 176H176ZM176 179H175V180H176ZM211 179H212V178H211ZM245 179H243V180L245 181ZM247 179H248V176H247ZM249 179H250V178H249ZM2 180L5 181V180H7V179L5 178V179H2ZM2 180H1V178H0V185H2ZM18 180H20V179H18ZM23 180H22V181H23ZM26 180H27V179H26ZM28 180H29V179H28ZM28 180H27L26 182H24V183H27ZM32 180H34V179H32ZM32 180H31V181H32ZM41 180H40V181H41ZM56 180H58V176H57V179H56ZM61 180H62V179H61ZM63 180H64V179H63ZM65 180H66V179H65ZM85 180H86V179H85ZM85 180H84V181H85ZM90 180H91V179H90ZM93 180H94V179H93ZM95 180H97V179L95 178ZM107 180H108V181H105V182H107L106 184L108 185V184H110V182H111V180L109 181V176H108ZM114 180H115V179H114ZM117 180H116L115 182H117ZM132 180H133V179H132ZM145 180H146V179H145ZM145 180H144V181H145ZM185 180L187 181L186 178L184 179V181H185ZM194 180H195V179H194ZM194 180L192 181V182H193V183H192V186H193V184L195 183ZM197 180H199V179L197 178ZM200 180H201V179H200ZM260 180H261V179H260ZM260 180H259V182H260ZM262 180H264V177H263ZM22 181L20 180V182H19V184H18V185H20V187H21ZM40 181H39V182H40ZM44 181H45V180H43V183H42V184L47 183L46 181H45V182H44ZM59 181H60V177H59V180L57 181V183H59ZM66 181H68V180H66ZM66 181H65V182H66ZM88 181H89V180H88ZM119 181H120V180H119ZM128 181H129V182H128ZM136 181H137V179H136ZM136 181H135V183H134V181H132V182H133L134 184H137ZM152 181H153V180H152ZM156 181H157V180H156ZM163 181H164V180H163ZM163 181H162V182H163ZM172 181H173V179H172ZM172 181H171V182H172ZM178 181H179V180H178ZM181 181H182V180H181ZM203 181H204V180H203ZM6 182H11V181H6ZM29 182H30V180H29ZM29 182H28V183H29ZM33 182L35 183V181H33ZM39 182H38V184H39ZM65 182H64V184H65ZM68 182H70V181H68ZM71 182H73V181L71 180ZM75 182L77 183V180H76ZM78 182H79V181H78ZM91 182H92V184H93V181H91ZM94 182H95V181H94ZM108 182H109V183H108ZM140 182H141V181H140ZM140 182H139V184H140ZM142 182H143V181H142ZM142 182H141V183H142ZM147 182H148V180H147ZM147 182H146V183H147ZM154 182H155V181H154ZM168 182H170V180H169ZM168 182L165 181V183H164L163 185H165V184H167V185L172 184L171 182L168 184ZM173 182H174V181H173ZM176 182H177V181H176ZM176 182H175V183H176ZM200 182H201V181H200ZM200 182H199V183H200ZM209 182H210V181L208 180V184H209ZM3 183H4V182H3ZM20 183H21V184H20ZM28 183H27V185H29ZM51 183L49 184L50 186L53 185V183H52V184H51ZM55 183H56V182H55ZM55 183H54V186H55ZM62 183H63V182H61V185H62ZM66 183H67V182H66ZM79 183H81V182H79ZM83 183H84V182L81 183L82 186H83ZM133 183H132V184H133ZM148 183H149V182H148ZM157 183H158V181H157ZM177 183L180 184V182H177ZM186 183H187V182H186ZM199 183H197V184L199 185ZM203 183H204V182H203ZM205 183H206V182H205ZM7 184H8V183H7ZM36 184H37V183H36ZM42 184H41V185H42ZM64 184H63V186L70 185L69 183L66 184V185H64ZM84 184H85V183H84ZM94 184H95V183H94ZM104 184H105V183H104ZM112 184H113V183H111L110 185H112ZM127 184H126V185H127ZM134 184H133V185H134ZM142 184H144V183H142ZM142 184H140V185H142ZM150 184H151V183H150ZM178 184H177V185H178ZM181 184H184V183H181ZM181 184H180V186H183V187L186 186V184H185V185H181ZM195 184H196V183H195ZM197 184L195 185L196 187H197ZM253 184H254V183H253ZM4 185H5V183H4ZM13 185L15 186V184H13ZM13 185L10 184V186H9V184H8L7 186H9V188L12 189V186H13ZM18 185H17V186H18ZM31 185H32V183H31ZM39 185H40V184H39ZM56 185H57V184H56ZM71 185H72V183H71ZM73 185H74V184H73ZM75 185H79V184L77 183V184H75ZM75 185H74V186H75ZM88 185H90V184H88ZM95 185H96V184H95ZM113 185H114V184H113ZM115 185H116V184H115ZM123 185H124V184H123ZM146 185H147V184H146ZM177 185H173V186H177ZM189 185H190V184H189ZM189 185H188V187H189ZM200 185H202V184H200ZM210 185H211V184H210ZM245 185H246V184H245ZM245 185H244V186H245ZM247 185H250V184H247ZM247 185L245 186V188L248 187ZM17 186H16V187H17ZM23 186H24V185H23ZM25 186H26V184H25ZM35 186H36V185H35ZM46 186H47V184H46ZM50 186H49V188H50ZM54 186H53V187H54ZM63 186H61V187L64 188ZM90 186H91V185H90ZM129 186L131 187L132 185H129ZM137 186H138V185H137ZM144 186H145V185H143L142 187H144ZM152 186H153V185H152ZM159 186H160V185H159ZM170 186H171V185H170ZM178 186H179V185H178ZM178 186H177V187H178ZM180 186H179V187H180ZM207 186H208V185H207ZM250 186H251L252 188H250ZM250 186L248 187V190L246 189V190H244V191H245V192H246V191L248 192V191L252 190V191H254V193H255V190H257V189L253 190L255 186H252V184H251ZM0 187H1V186H0ZM20 187H19V186L17 187L18 192H20L19 189H18V188H20ZM39 187H40V190H43L42 186H39ZM44 187H45V186H44ZM59 187H60V186H59ZM61 187H60V188H61ZM66 187H67V186H66ZM72 187H73V186H72ZM123 187H124V186H123ZM130 187H129V190H128L127 192H129L130 189L132 190V188H130ZM142 187L138 186V187H136V188H139V189H140V188H142ZM145 187H146V186H145ZM145 187H144V190L146 189ZM156 187H157V186H156ZM171 187H172V186H171ZM179 187H178V188H179ZM183 187H182V188H179V189H183ZM188 187L186 186L187 189H188ZM203 187H204L203 190L205 189V191H206V188H207V187L205 188V185H203ZM210 187H212V186H210ZM240 187H241V186H240ZM263 187H264V185H263V186H260V188H263ZM26 188H27V187H26ZM30 188H31V187H30ZM30 188H29V186H28V189H30ZM35 188H36V187H35ZM51 188H52V187H51ZM67 188L70 189L71 186H70V188H69V187H67ZM67 188H66V189H67ZM78 188H79V186H78ZM82 188H83V187H82ZM88 188H89V187H88ZM106 188H107V187H106ZM108 188H109V187H108ZM133 188H135V187H133ZM136 188H135V189H136ZM148 188H149V186L147 187V189H148ZM151 188H152V187H150L149 189H151ZM153 188H154V187H153ZM158 188H159V187H158ZM178 188H177L176 191L174 190L175 193H176L177 195L179 194L177 191L180 192V190H178ZM190 188H191V187H189V190H190ZM199 188H201V187H199ZM212 188H213V187H212ZM249 188H250V189H249ZM255 188H257V187H255ZM260 188H258V189L260 190ZM5 189H6V192L4 191V192H5V195L8 194V196H10L11 194H14L13 192H15V191L12 192L11 189H10V191H11V192H10L9 189L6 188V186H5ZM5 189H4V190H5ZM14 189H15V187H13L12 190H14ZM20 189H21V188H20ZM33 189H34V185H33ZM37 189H39V188L34 189V191L36 190L35 192L38 193ZM52 189H54V188H52ZM57 189H58V188H57ZM68 189H67V190H68ZM71 189H75V190H76V187H73V188H71ZM83 189H85V188H83ZM99 189H100V188H99ZM104 189H105V188H104ZM113 189H115V188H113ZM113 189H112V187H111L110 190L114 191ZM118 189H119V191H121V193H120V192H119V193H120L121 195H123L122 191L124 192L125 188H123L122 190H121L120 188H118ZM135 189H133V191H134ZM160 189L163 190L162 188H160ZM164 189H165V186H164ZM173 189H174V188H173ZM173 189H172V190H173ZM263 189H264V188H263ZM7 190L10 192V194L7 192ZM23 190H24V189H23ZM40 190H39V191H40ZM47 190H48V188H47ZM50 190H51V189H49V191H50ZM55 190H56V188H55ZM75 190H73V191H75ZM81 190H82V189H80V191H81ZM87 190H90V189H87ZM91 190H92V189H91ZM106 190L108 191V189H106ZM106 190H105V191H106ZM110 190H109V192H110ZM140 190H142V189H140ZM165 190H166V189H165ZM183 190H184V189H183ZM194 190H195V189H194ZM197 190H198V189H197ZM201 190H202V188H201ZM208 190H209V188H208ZM210 190H212V189L210 188ZM239 190H240V188H239ZM0 191L2 192V189H1ZM44 191H45V192L40 191V193H41V192L44 193L45 196H46L47 194H50V193H48V192H47V194H46V189H45ZM52 191H53V190H51L50 192H52ZM57 191H58V190H57ZM57 191H56V194H58ZM71 191H72V190H71ZM77 191H78V190H77ZM83 191H84V190H83ZM116 191H117V190H116ZM150 191H151V190H150ZM184 191H185V190H184ZM205 191H204V192H205ZM252 191H250V192H252ZM257 191H258V190H257ZM260 191H261V190H260ZM18 192H15V194H17ZM26 192H28V195H29V193H33V191H32V192H29V190H28V191L26 190ZM86 192H87V191H86ZM117 192H118V191H117ZM117 192H116V193H117ZM125 192H126V191H125ZM127 192H126V193H127ZM130 192H132V191H130ZM130 192L127 193V194H131ZM136 192H137V191H136ZM152 192H153V189H152ZM159 192H160V191H159ZM159 192H158V193H159ZM181 192H182V191H181ZM189 192H191V191H189ZM209 192H210V191H209ZM212 192H213V191H212ZM262 192H263V191H262ZM37 193H35V194H37ZM52 193H53V192H52ZM52 193H51V194H52ZM60 193H61V190H60ZM70 193H71V192H70ZM76 193H78V192H73V193H71V194H73L72 196H74V194H76ZM79 193H80V192H79ZM87 193H88V192H87ZM89 193H90V191H89ZM89 193H88V194H89ZM94 193H95V192H94ZM98 193H99V192H98ZM113 193H114V192H112V194H113ZM141 193H144V192L141 191ZM145 193H146V191H145ZM149 193H150V192H149ZM153 193H154V192H153ZM156 193H157V192H156ZM158 193H157V194H158ZM160 193H161V192H160ZM175 193H174V195L176 196ZM182 193H183V192H182ZM191 193H194V191L192 190ZM191 193H190V194H191ZM195 193H196V192H195ZM195 193H194V196H196ZM232 193H233V192H232ZM248 193H249V192H248ZM256 193H258V195H259L260 192H256ZM256 193H255V194H256ZM2 194H3V192H2ZM2 194H1L0 197H3V199H4L5 196H2ZM19 194H21V193H19ZM19 194H17V195H18V196H21V195H19ZM24 194H25V192H24ZM38 194H39V193H38ZM62 194H63V193H62ZM71 194H70L69 196H71ZM80 194H81V193H80ZM88 194H87V195H88ZM90 194H91V193H90ZM114 194H115V193H114ZM120 194H119V196H121ZM127 194H126V195H127ZM132 194H133V193H132ZM154 194H155V193H154ZM157 194H155L154 196H156ZM172 194H173V193H172ZM190 194H189V195H190ZM197 194H198V193H197ZM208 194H209V193H208ZM217 194H220V193L217 192L216 195H214V196H217ZM241 194L243 195V198H242V201H243V199H245V198H244L245 195H244L242 192H241ZM245 194H246V193H245ZM261 194H263V193H261ZM17 195H16V196H17ZM30 195H31V194H30ZM39 195H40V194H39ZM41 195H42V194H41ZM78 195H79V194H78ZM94 195H95V194H94ZM96 195H97V193H96ZM102 195H103V194H102ZM116 195H117V194H116ZM116 195H115V196H116ZM126 195H125V196H126ZM146 195H147V193H146ZM163 195H164V194H163ZM174 195H172V196H174ZM186 195H187V191H186ZM192 195H193V194H192ZM198 195H199V194H198ZM221 195H223V194H221ZM242 195H241V197H242ZM248 195H251V193L248 194ZM263 195H264V194H263ZM11 196H12V195H11ZM11 196H10V198H11ZM32 196H33V195H32ZM36 196H37V195H36ZM36 196H35V198H36ZM55 196H57V195H55ZM60 196H61V195H60ZM65 196H66V195H65ZM65 196L63 195L64 198H62V197H60V198H61V199H65V200L67 201L68 199H66ZM67 196H68V194H67ZM80 196H81V195H80ZM80 196H79V198H80ZM113 196H114V195H113ZM123 196H124V195H123ZM140 196H141V195H140ZM152 196H153V195H152ZM159 196H160V195H159ZM182 196H183V195H182ZM187 196H188V195H187ZM208 196H209V195H208ZM236 196H237V195H236ZM253 196H254V195H253ZM261 196H262V195H261ZM13 197H14V196H13ZM25 197H27V195L24 196V198H25ZM39 197H42V196H38L37 199H38ZM46 197H47V196H46ZM46 197H44V198L42 197V199L45 200ZM53 197H54V196H53ZM58 197H59V196H58ZM58 197H56L57 200H59ZM77 197H78V196H77ZM91 197H92V196H91ZM98 197H99V199H96V198H95L97 201H102V200H103V199L101 200L102 197L100 198L99 195H98ZM136 197H137V196H136ZM150 197H151V194H150ZM180 197H181V196L179 195V196H178V199H179ZM188 197H190V196H188ZM188 197H187V198H188ZM200 197H202V196L200 195ZM209 197H210V196H209ZM217 197H218V196H217ZM217 197H214V198H216L215 201L218 200ZM246 197H247V196H246ZM10 198H8V199L10 200ZM17 198H19V197H17ZM31 198H33V197H31ZM47 198H48V199L51 198V195H50V197H49V195H48ZM67 198H68V197H67ZM71 198H72V197H71ZM92 198H93V197H92ZM103 198H104V197H103ZM115 198H117V197H115ZM115 198H113V199H115ZM126 198H127V197H126ZM132 198L135 199V197H133V196H132ZM144 198H146V197H145V194H144ZM154 198H155V197H154ZM154 198H149V201H150V199H154ZM157 198H159L158 195H157ZM162 198H163V197L161 196V200H162ZM168 198H169V195H168ZM171 198H172V202H173V199H174V201H175V198H177V196H176L175 198H173V197H171ZM183 198H186V197L183 196ZM183 198H181L182 201H183ZM221 198H224V195H223V197H221ZM237 198H238V197H237ZM247 198H248V197H247ZM247 198H246V199L244 200V202H243L244 205H245V203H246V208H245V206L242 204V201H241V204L244 206L243 208L246 209V210L244 209L245 212L247 211V213H248V212L251 213L250 211H248L251 207H249V209L247 208V206H250V203H249V205H247V204H248V201H249V200H251V202H252V197L250 196L251 199L248 198L249 200H247ZM6 199H7V198H6ZM6 199H4L3 202H5ZM8 199H7V200H8ZM12 199H14V198H12ZM12 199H11V201H13V202L15 203L16 200H12ZM26 199H27V198H25L24 200H26ZM37 199H36V201H37ZM53 199H54V198H53ZM56 199H55V200H56ZM69 199H70V198H69ZM75 199H76V197H75ZM85 199H86V198H85ZM93 199H94V198H93ZM93 199H91V200L94 202ZM104 199L106 200L107 197H105ZM119 199H120V198H119ZM123 199H124V197H123ZM128 199H129V195H128ZM140 199H142V198H140ZM140 199L138 198V199H136V201H137V200H140ZM164 199H165V198H164ZM164 199H163V200H164ZM191 199H192V200H195V199L192 198V196H191ZM203 199H204V198H203ZM203 199H202V200H203ZM262 199H263V198H262ZM1 200H2V199H1ZM19 200H21V203H22V200H23V199H21V197L19 198ZM19 200H18V201H19ZM28 200H29V199H28ZM33 200H34V199H33ZM33 200L30 199V201H33ZM39 200H40V198H39ZM51 200H52V199H51ZM55 200H54V202H53L54 204H56V203H55ZM76 200H77V199H76ZM82 200H83V199H81V201H82ZM89 200H90V199H89ZM91 200H90V201H91ZM96 200H95V201H96ZM117 200H118V199H117ZM132 200H133V199H132ZM144 200H145V199H144ZM147 200H148V199H147ZM154 200L156 201V198H155ZM161 200H159V201L161 202ZM169 200H170V199H169ZM185 200H186V199H185ZM185 200H184V201H185ZM187 200H188V199H187ZM192 200H191V202L195 204V201H196V200H195V201H192ZM204 200L206 201V198H205ZM211 200H213V199H211ZM11 201H10L9 203H11ZM45 201H47V199H46ZM45 201H44V203H45ZM61 201H62V200H61ZM63 201H64V200H63ZM69 201H70V200H69ZM73 201H74V198H73ZM78 201H80V200H78ZM87 201H88V197H87ZM92 201H91V203H92ZM114 201H115V200H114ZM128 201H129V200H126V202H128ZM130 201H131V200H130ZM133 201H135V200H133ZM140 201H141V200H140ZM155 201H154V203H155ZM159 201H158V204H159ZM164 201H165V200H164ZM170 201H171V200H170ZM182 201H181V202H182ZM188 201H189V200H188ZM188 201H187V202H188ZM197 201H198V200H197ZM1 202H2V201H1ZM23 202H24V201H23ZM26 202H27V203H26ZM26 202H24V203L27 204V205H29V207L31 208L30 204H31L32 202H29V201H26ZM28 202H29L30 204H29ZM33 202H34V201H33ZM38 202H39V201H38ZM40 202H41V201H40ZM42 202H43V201H42ZM51 202H52V201H51ZM82 202L84 203V200H83ZM119 202H120V201H119ZM121 202H122V199H121ZM126 202H124V203H126ZM137 202H138V201H137ZM150 202H151V201H150ZM150 202H149V203H150ZM152 202H153V200H152ZM162 202H163V201H162ZM162 202H161V203H162ZM172 202H171V204H173ZM175 202H176V204H177L176 207H178V204H179V203H178V200L175 201ZM181 202H180V203H181ZM187 202H186V203H187ZM206 202L208 203L207 208H206V204H205ZM206 202H204L205 207L203 206V204H201L200 202H199V203L202 205V208L204 207V208H206V210H208V208L210 207V205H212V204H210V203L213 202V201L208 202V199H207ZM217 202H218V201H217ZM238 202H239V200H238ZM249 202H250V201H249ZM7 203H8V202H7ZM7 203H5V204H7ZM16 203H17V201H16ZM18 203H19V202H18ZM24 203H23V204H24ZM34 203H35V202H34ZM34 203H33V204H34ZM36 203H37V202H36ZM36 203H35V205H38V204H36ZM46 203H48V201H47ZM46 203L44 204L45 206L47 205ZM68 203H69V202H68ZM68 203H66V204H68ZM70 203H71V202H70ZM78 203L80 204V202H78ZM83 203H82V204H83ZM89 203H90V202H89ZM97 203H98V202H97ZM112 203H113V202H112ZM112 203H111V204L108 203V204L112 207V205H113ZM117 203H118V202H117ZM117 203H116V204H117ZM129 203H130V202H129ZM129 203H128V205L131 207L133 204L130 205ZM135 203H136V202H135ZM163 203L165 204V202H163ZM163 203H162V205H164ZM166 203H167V205H170V204H169L170 202L168 203V202L166 201ZM202 203H203V201H202ZM220 203H221V201L219 202V206H218V207L221 206ZM222 203H223V202H222ZM222 203H221V204H222ZM230 203H231V202H230ZM232 203H233V202H232ZM232 203H231V205H232ZM12 204H13V203H12ZM19 204H20V203H19ZM19 204H18V206H20V207L23 206V204H21V205H19ZM25 204H24V207H26ZM48 204H49V203H48ZM60 204H61V202H60ZM85 204H86V203H85ZM136 204H137V203H136ZM145 204H146V203H145ZM150 204H151V203H150ZM158 204H157V206H158ZM183 204H184V203H183ZM190 204H191V203H190ZM213 204H215V202H214ZM241 204H240V206L242 207ZM39 205L41 206L40 203H39ZM39 205L37 206L38 208H39ZM42 205H43V204H42ZM74 205H75V206H74ZM74 205L72 204V206H74V208H75L76 205H77V202H76V204L74 203ZM99 205H100V204H99ZM119 205H121V204H119ZM122 205H123V204H122ZM122 205L116 207L117 209H119V207H120L121 210L119 209V210H118L119 212L117 211V209L114 210V211H113V214H112L113 217H115V215H116V216L118 215V218H119L120 215H121V217L124 218L125 213H124L123 216H122V213H121V212H124V210H123V208H122V207H123ZM151 205H152V204H151ZM151 205H150V208H151ZM180 205H181V204H180ZM187 205H189V204H187ZM187 205H186V206H187ZM201 205H200V206H201ZM223 205H224V203H223ZM235 205H236V204H235ZM254 205H255V204H254ZM7 206L10 207V204H9V205L7 204ZM18 206H17V209L19 210L20 207L18 208ZM57 206H59V209H60V206H61V205H57ZM62 206H63V205H62ZM83 206H84V205H83ZM101 206H103V205H101ZM106 206H108V205H106ZM106 206H105V207H106ZM113 206H116V205H113ZM135 206H136V205H135ZM148 206H149V205H148ZM154 206H155V205H153V207H154ZM157 206H156V208H157ZM160 206H161V204H159L158 207H160ZM174 206H175V205H174ZM174 206H173V207H174ZM183 206H185V205H183ZM186 206H185V207H186ZM192 206H193V205H190L191 208H192ZM194 206H196V205H194ZM197 206H199V205L197 204ZM213 206H214V205H213ZM233 206H234V205H233ZM236 206L238 207L239 204H237ZM240 206H239V207H240ZM37 207H35V208H37ZM41 207H44V206H41ZM41 207H40V208H41ZM47 207H48V205H47ZM53 207H54V206H53ZM53 207H52V208H53ZM69 207H71V206H69ZM89 207H90V206H89ZM89 207H88V208H89ZM97 207H98V204H97ZM125 207H126V206H125ZM130 207H128V208L131 209ZM137 207H138V205H137ZM143 207H145V206H143ZM143 207H141V208L143 209ZM146 207H147V206H146ZM161 207H162V206H161ZM166 207H167V206H166ZM169 207H170V206H169ZM173 207H172L171 209L169 208V210H170V211L173 210V209H174ZM188 207H189V206H187V208H188ZM218 207H217V204H216V206H214V208H217V209H214V208H213L214 211H215V210H218V212L221 211V210H219V209H220V208L222 209V207H220L219 209H218ZM237 207L234 206V208H237ZM239 207H238V208H239ZM15 208H16V207H15ZM22 208H23V207H22ZM27 208H28V206H27ZM27 208H25L24 210L26 211ZM32 208H33V207H32ZM38 208H37V209H38ZM50 208H51V207H50ZM57 208H58V207H57ZM57 208L55 207V212H54V213L57 214V215H59V213H56V209H57ZM61 208H63V207H61ZM74 208L72 207V209H74ZM78 208H79V210H80L81 207L79 206ZM83 208H84V207H83ZM85 208H86V207H85ZM114 208H115V207H114ZM141 208H140V209H141ZM147 208H148V212H149V207H147ZM187 208H186V209H187ZM195 208H197V207H195ZM10 209L12 210L11 207H10ZM20 209H21V208H20ZM37 209H36V210H37ZM95 209H97V208L95 207ZM107 209H108V208H107ZM110 209H111V208H110ZM110 209H108V210H110ZM112 209H113V208H112ZM124 209H125V208H124ZM132 209H134L133 206H132ZM135 209H139V208H135ZM152 209L155 210V208H152ZM157 209H158V208H157ZM166 209H168V208H166ZM183 209H184V208H183ZM183 209H182V210H183ZM199 209H201V207H200V208H197L196 211H199ZM213 209H212V210H213ZM240 209H241V208H240ZM240 209H239V210H240ZM247 209H248V210H247ZM31 210H32V209H31ZM36 210H35V213H36ZM39 210L41 211V209H39ZM39 210H38V212H39ZM48 210H49V207H48ZM50 210L54 211V208H53V209H50ZM64 210H65V209H64ZM69 210H70V209H69ZM79 210H77V211H79ZM82 210H83V213H84V211H86L85 209H82ZM97 210H98V209H97ZM101 210H102V209H101ZM103 210H104V207H103ZM127 210H128V209H127ZM145 210H146V209H145ZM158 210H160V208H159ZM162 210L165 211L164 209H162ZM175 210H176V212H177V209H174V210H173L174 213H175ZM202 210H204V209H202ZM202 210H201V211H202ZM225 210H232V211H230V212H232V213H233V212H237V213L239 212V211H237L236 209H234V211H233L232 206H231L229 209H225ZM250 210H252V209H250ZM255 210H256V209H255ZM255 210H254V211H255ZM12 211H17V210L13 209ZM33 211H34V208H33ZM45 211H46V208L42 210V212H45ZM73 211H74V210H73ZM73 211H72V212H73ZM80 211H81V210H80ZM98 211H100V209H99ZM98 211H95V212L97 213ZM105 211H107L106 208H105V210H104L103 213H106ZM111 211H112V210H111ZM115 211H117L118 213H121V214H120V215H119V214H114ZM120 211H121V212H120ZM129 211H130V210H129ZM143 211H144V210H143ZM156 211H157V210H156ZM160 211H161V210H160ZM173 211H172V212H173ZM186 211H188V210H186ZM190 211H192V209H191ZM244 211H243V209H242L241 213L244 212ZM257 211H258V209H257ZM20 212H21V210H20ZM22 212H23V211H22ZM31 212H32V211H31ZM46 212H47V211H46ZM86 212H87V213H85V214L88 215V211H86ZM92 212H93V211L91 210L90 213H92ZM117 212H116V213H117ZM131 212H133V210H132ZM139 212L141 213L142 211L139 210ZM151 212L153 213V211H151ZM158 212H159V211H158ZM179 212H180V210H179ZM192 212H195V210H193ZM215 212H216V211H215ZM215 212H214V213H215ZM228 212H229V211H227V214H226L227 216H228V214H229ZM258 212H259V211H258ZM18 213H19V212H18ZM26 213H27V212H26ZM40 213H41V212H40ZM47 213H48V216H50V213H52V212H50V213L47 212ZM70 213H71V212L69 211V214H70ZM74 213H75V212H74ZM76 213H77V212H76ZM93 213H94V212H93ZM93 213L90 214L89 216H91V215L95 216V214H93ZM99 213H100V212H99ZM103 213L101 212V215H102ZM135 213H136V212H135ZM143 213H144V212H143ZM152 213H151V214H152ZM203 213H204V212L201 213V216H204ZM209 213H210V212H209ZM209 213H207V214H209ZM216 213H217V212H216ZM216 213H215V214H216ZM225 213H226V212H225ZM232 213H231V214H232ZM0 214H2V213H0ZM15 214H16V213H15ZM20 214H21V213H20ZM41 214H42V213H41ZM41 214H40V215H41ZM72 214H73V213H72ZM85 214H83V215H85ZM110 214H111V213H110ZM129 214H132V213L129 212ZM144 214H148V215H149L150 212H149V213L146 212V213H144ZM159 214H160V212H159ZM163 214H164V212L161 213L160 217H163V218L166 219V216H167L169 213L166 212V213H165L166 216H163ZM165 214H164V215H165ZM172 214H173V213H172ZM175 214H177V213H175ZM178 214H180V213H178ZM178 214H177V215H178ZM182 214H183V213H182ZM187 214H189V212H188ZM187 214H186V215H187ZM193 214H194V213H193ZM198 214H199V213H198ZM204 214H206V213H204ZM218 214H219V213H218ZM233 214H234V213H233ZM233 214H232V215H233ZM17 215H19V214H17ZM21 215H23V213H22ZM21 215H20V217L23 218V216H21ZM32 215H33V214H32ZM38 215H39V214H38ZM40 215H39V216H40ZM62 215H63V213H62ZM80 215L82 216V214H79L78 216H80ZM97 215H98V214H96V217H94L95 219L92 218V219L95 220V222L99 220V219L97 218ZM99 215H100V214H99ZM104 215H105V214H104ZM108 215H109V213H108ZM108 215H107V216H108ZM127 215H128V214H127ZM139 215H140V214H139ZM141 215H142V213H141ZM154 215H156V214L154 213ZM170 215H171V214H170ZM170 215H169V216H170ZM184 215H185V213H184ZM186 215H185V216H186ZM189 215H190V214H189ZM196 215H197V214H196ZM241 215H243V213H242ZM241 215H240V213H239V214H238V217L241 216ZM246 215H247V214H246ZM0 216H1V215H0ZM24 216L26 217L25 213H24ZM33 216H34V215H33ZM39 216H34V217H37V219H39V218H40ZM42 216H43V215H41V218H42ZM48 216H46V217H48ZM64 216H65V215H64ZM72 216H73V215H71V217H72ZM93 216H92V217H93ZM110 216H111V215H109L108 217H110ZM112 216H111V217H112ZM133 216H134V215L130 216V218L132 217V218L135 219V217H133ZM135 216H136V215H135ZM142 216H145V215H142ZM142 216H141V217H142ZM152 216H153V215H152ZM169 216H167V217H169ZM178 216H179V215H178ZM181 216H182V215L180 214L179 217H181ZM191 216H192V215H191ZM191 216H188V217H191ZM197 216H198V215H197ZM201 216H200V217H201ZM207 216H208V215H206V217H205L206 219L204 218V222H205V220L207 221V219H208ZM212 216H213V215H212ZM212 216H211V217H212ZM215 216H217V214H216ZM229 216H230V215H229ZM229 216H228V217H229ZM247 216H250V214L247 215ZM247 216H246V217H247ZM251 216H254V215H253V212H252V215H251ZM3 217L5 218V216H3ZM3 217H2V219H3ZM9 217H10V216H9ZM25 217H24V218H25ZM27 217H28V216H27ZM27 217H26L25 219L23 218V220H27ZM38 217H39V218H38ZM46 217L44 216V218H45L44 221L46 220V222H47ZM52 217L54 218L53 214H52ZM52 217H50V219H51ZM60 217H61V216H60ZM60 217H59V218H60ZM71 217H68V218L70 219ZM73 217H74V216H73ZM86 217H88V216H86ZM103 217H104V216H103ZM108 217H107V218H108ZM111 217L108 218L109 220H108V219H107V220H108V221L111 220V222H112V220H113L114 218H111ZM121 217H120V218H121ZM141 217H140V218H141ZM146 217H148V216L146 215ZM157 217H158V216H156V218H157ZM172 217H174V218L176 219L175 215H171V218H169V220H172ZM193 217H195V216L193 215ZM198 217H199V216H198ZM200 217H199V219H200ZM209 217H210V216H209ZM244 217H245V216H244ZM0 218H1V217H0ZM13 218H14V216H13ZM28 218H29V217H28ZM41 218H40V219H41ZM116 218H117V217H116ZM116 218H115L114 220H116ZM127 218H128V217H127ZM127 218H126V216H125V219H127ZM143 218H144V217H142V218L140 219L141 222H142V219H143ZM152 218H154V217H152ZM163 218H162V219H163ZM174 218H173V219H174ZM181 218H182V217H181ZM181 218H180V220H181ZM183 218H184V217H183ZM183 218H182V219H183ZM212 218H213V217H212ZM230 218H231V216H230ZM241 218H242V216H241ZM254 218H256V217H254ZM37 219H36V220H37ZM40 219H39L38 221H40L41 223H43V222L41 221L42 219H41V220H40ZM48 219H49V218H48ZM69 219H68V220H69ZM73 219H74V218H73ZM75 219H77V218H75ZM81 219H82V218H81ZM84 219H85V218H84ZM89 219H90V218H89ZM97 219H98V220H97ZM100 219H102V218H100ZM105 219H106V216H105ZM121 219H122V218H121ZM125 219H122V220H123L122 222H125V221H128V222H129V220H130V219H129V220H125ZM134 219H133V220H134ZM145 219H146V218H145ZM191 219H194V218L191 217L190 220H191ZM209 219H210V218H209ZM226 219H227V217H226ZM238 219H239V218H238ZM245 219H246V218H245ZM250 219L253 220V218H250ZM14 220H15V218H14ZM19 220H20V218H19ZM28 220H29V219H28ZM28 220H27V221H28ZM30 220H31V219H30ZM36 220H35V221H36ZM53 220H54V219H53ZM62 220H63V218H62ZM82 220H83V219H82ZM87 220H88V219H87ZM102 220H104V219H102ZM119 220H120V219H119ZM119 220H118V221H119ZM133 220H132V221L130 220V222H133ZM136 220H139V219L136 218ZM136 220H135L134 223H139V225H140L141 222H140V221H136ZM155 220H156V219H155ZM157 220H159V219H157ZM157 220H156V221H157ZM169 220H168V221H169ZM176 220H177V219H176ZM176 220H175V221H176ZM183 220H184V219H183ZM196 220H197V218L195 217V221H196ZM201 220H202V219H201ZM211 220H212V219H211ZM211 220H209V221H211ZM229 220H230V219H229ZM232 220H233V219H232ZM248 220H249V218H248ZM248 220H247V221H248ZM5 221H6V220H5ZM60 221H61V220H60ZM60 221L57 222V223L60 224ZM66 221H67V220H66ZM80 221H81V220H80ZM89 221H91V220H89ZM105 221H106V220H105ZM120 221H121V220H120ZM160 221H161V220H160ZM162 221H163L162 224L165 223V222H167V220L164 222V219H163ZM181 221H182V220H181ZM181 221H180V223H181ZM217 221H218V220H217ZM230 221H231V220H230ZM247 221H245L246 224L248 223ZM253 221H257V222H258V219H257V220H253ZM28 222H29V221H28ZM40 222H39V223H40ZM46 222H45V223H46ZM50 222H51V220H50ZM55 222H56V221H55ZM55 222H53V223L55 224ZM67 222H68V221H67ZM81 222H82V221H81ZM86 222H87V221H86ZM101 222H102V221H101ZM122 222L119 223L120 226H122V224H123ZM130 222H129V223H130ZM152 222H153V221H152ZM169 222H170V223H175V222H171V221H169ZM184 222H186V221L184 220ZM187 222H188V223H186V224H189L190 221H188V219H187ZM196 222H197V221H196ZM202 222H203V221H202ZM202 222H201V223H202ZM212 222H213V221H212ZM226 222H228V220H227ZM231 222H232V221H231ZM241 222H242V220H241ZM259 222H260V221H259ZM259 222H258V223H259ZM0 223H2L1 220H0ZM4 223H6V222H4ZM17 223H19V222H17ZM20 223H21V221H20ZM32 223H34V222H32ZM32 223L30 222V224H32ZM35 223H37V222H35ZM45 223H44V225L42 224V225L44 226V228L47 227V226H45ZM65 223H66V222H65ZM71 223H73V222L71 221ZM71 223H68V224H71ZM76 223H78V222H76ZM88 223H90V222H88ZM98 223H100V222H98ZM105 223L110 224V223L107 222V221H106ZM105 223H103V225H106ZM116 223H117V222H116ZM148 223H150V222H148ZM180 223H179V224H180ZM190 223H191V222H190ZM192 223L194 224L195 222H192ZM205 223L207 224L208 221L205 222ZM232 223H233V222H232ZM235 223H236V222H235ZM245 223H244V224H245ZM251 223H252V222H251ZM23 224H24V221H23ZM30 224H29V225H30ZM49 224H50V223H49ZM49 224H48V225H49ZM61 224H62V223H61ZM73 224H74V223H73ZM92 224H93V223H92ZM108 224H107V225H108ZM119 224H117V225L119 226ZM131 224H133V223H131ZM142 224H143V223H142ZM144 224H146V223L144 222ZM156 224H157V223H156ZM158 224H160V222H158ZM184 224H185V223H184ZM186 224H185L184 226H187ZM193 224H192V225H193ZM213 224H214V223H213ZM227 224H228V223H227ZM237 224H238V223H237ZM5 225L7 226V223H6ZM24 225L26 226V224H24ZM27 225H28V224H27ZM37 225H38V224H37ZM37 225H36V226H37ZM40 225H41V224H40ZM46 225H47V223H46ZM51 225H53V224H51ZM55 225H56V224H55ZM55 225H54V226H55ZM76 225H77V224H76ZM98 225H99V224H98ZM101 225H102V224H101ZM101 225H100V226H101ZM110 225L113 226V223L110 224ZM117 225H115V226H117ZM125 225L129 226L130 228H132V227H136L137 224H136L135 226H133V225L130 226V225H128L127 222H126ZM151 225H152V224H151ZM166 225H167V223H166ZM170 225H171V224H170ZM170 225H169V226H170ZM182 225H183V224H182ZM194 225H196V224H194ZM198 225H199V223H198ZM207 225H208V224H207ZM230 225H231V223H230ZM230 225H227L226 227H224V226L222 227V226H221L220 228H225V230H226V228H227L228 226H230ZM238 225H239V224H238ZM238 225H237V226H238ZM240 225H242V224H240ZM247 225H248V224H247ZM253 225H254V224H253ZM17 226H20V225L17 224ZM33 226H34V225H33ZM38 226H39V225H38ZM43 226H42V229H43ZM63 226H65V224H64ZM77 226H78V225H77ZM90 226H91V225H90ZM100 226H97V225H96V228H98V227H99L100 229L104 228V226H103V227H100ZM108 226H109V225H108ZM120 226H119V227H120ZM140 226H141V225H140ZM142 226H143V225H142ZM145 226H146V225H145ZM160 226H161V225H160ZM173 226H177V225H173ZM179 226H180V225H179ZM184 226H183V228H182L183 230H184ZM188 226H190V225H188ZM188 226H187V227H188ZM201 226L204 228L203 225H201ZM211 226H214V225L211 224ZM216 226H217V225H216ZM218 226H219V225H218ZM249 226H250V225H249ZM28 227H29V226H28ZM39 227H41V226H39ZM48 227H50V226H48ZM74 227H75V226H74ZM83 227H84V226H83ZM105 227H106V229H108L107 226H105ZM109 227H110V226H109ZM119 227H118V229H119ZM129 227H128L127 230H129ZM137 227H139V226H137ZM137 227H136V229H138ZM150 227H151V226H150ZM153 227H155V226H153ZM153 227H151V229H152ZM162 227H163V231H164V229H166V228H165L166 226H162ZM162 227H160L161 229L159 228L160 231L162 230ZM167 227H168V226H167ZM170 227L172 228V226H170ZM177 227H178V226H177ZM187 227H186V228H187ZM193 227H195V226H192L191 228L193 229ZM202 227H201V228H202ZM206 227H207V226L205 225V228H206ZM230 227H231V226H230ZM239 227H240V226H239ZM243 227H244V225H243ZM251 227H252V226H250V229H251ZM261 227H262V226H261ZM3 228H4V227H3ZM3 228H2V229H3ZM55 228H57V226H55ZM60 228H61V227H60ZM62 228H63V227H62ZM77 228H78V227H77ZM77 228H76V229H77ZM87 228H89V227H87ZM96 228H95V229H96ZM116 228H117V227H115V229H113V232H114V230H115V234H113V235H115V236H116V233H117L119 230L122 231L121 228H123V227H121L118 231H116ZM125 228H126V227H125ZM143 228H144V227H142V230H144ZM146 228H147V226H146ZM157 228H158V226H157ZM171 228H170V230H171ZM179 228H180V227H179ZM195 228L197 229V227H195ZM205 228H204V229H205ZM231 228H232V227H231ZM231 228H229V229L231 230ZM234 228H235V227H234ZM234 228H232V231L234 230ZM241 228H242V227H241ZM255 228L258 230L260 227H258V228L255 227ZM8 229H9V228H8ZM12 229H13V228H12ZM19 229H20V227H19ZM22 229H23V228H22ZM24 229H25V228H24ZM29 229H31V228H29ZM36 229H37V228H36ZM95 229H94V230H95ZM109 229H110V228H109ZM111 229H112V227H111ZM111 229H110V231H112ZM132 229H133V228H132ZM139 229H141V227H140ZM159 229H158L157 231H159ZM175 229H177V228H174V230H175ZM182 229L180 228V230H178V231H180V233H181V232H182V233H185L186 231L184 230L185 232H183ZM207 229H208V228H207ZM256 229H253V230H256ZM9 230L11 231V229H9ZM27 230H28V228H27ZM34 230H35V229H34ZM44 230H45V229H43L42 232H43ZM49 230H50V229H49ZM49 230H48V232H49ZM55 230H56V229H55ZM58 230H60V229H58ZM58 230H57V231H58ZM73 230H74V229H73ZM81 230H82V229H81ZM86 230H87V229H86ZM91 230L94 232L93 229H91ZM98 230H99V229H98ZM102 230H104V229H102ZM145 230H146V229H145ZM147 230H148V229H147ZM166 230H167V229H166ZM181 230H182V231H181ZM188 230H191V229H189V227H188V229H187V234H188V233L190 234L192 230L189 231V232H188ZM197 230H199V229H197ZM197 230H195V231H197ZM200 230H202V229H200ZM205 230H206V229H205ZM213 230H214V229H212V231H213ZM230 230H229V231H230ZM246 230H247V229H246ZM246 230H245V232H246ZM257 230H256V231H257ZM0 231H1V230H0ZM4 231H6V230L4 229ZM29 231H32V230H29ZM29 231H28V234H29ZM46 231H47V228H46V230L44 231L45 234H44V232H43V233H41V235H43V234H44L45 236H46V234L48 235L49 233H46ZM53 231H54V230H53ZM57 231H56V232H57ZM63 231H65V230H63ZM92 231H90V234H91ZM95 231H97V229H96ZM99 231H101V230H99ZM99 231H98V232H99ZM106 231H107V230H106ZM110 231H108V232L111 233ZM125 231H126V229H125ZM129 231H131V230H129ZM133 231H134V230H133ZM135 231H136V230H135ZM140 231H141V230H140ZM154 231H155V230H154ZM160 231H159V232H160ZM163 231H162V232H163ZM178 231L176 230L177 233H178ZM202 231H203L202 233H204V230H202ZM208 231H209V230H208ZM219 231H221V230H219ZM234 231H235V230H234ZM236 231H237V230H236ZM258 231H259V230H258ZM260 231H261V230H260ZM260 231H259V232H260ZM25 232H26V230H25ZM32 232H33V231H32ZM34 232H35V231H34ZM34 232H33L32 235L35 234ZM37 232H38V231H37ZM40 232H41V230L39 231V233H40ZM59 232H60V231H59ZM65 232H66V231H65ZM86 232H87V231H86ZM93 232H92V233H93ZM104 232H105V231H104ZM113 232H112V233H113ZM126 232L128 233V231H126ZM126 232H125V234H126ZM136 232H137V231H136ZM142 232H143V231H142ZM148 232H150V231H148ZM148 232L146 231V233H148ZM162 232H160V233H156V232H155V233H156V235H157V234L159 235V234H161ZM171 232L173 233V231H171ZM176 232H174V233L176 234ZM197 232H198V231H197ZM215 232H216V231H215ZM217 232H218V231H217ZM225 232H227V231H225ZM237 232H238V231H237ZM242 232H243V231H242ZM254 232H255V231H254ZM254 232H252V233H254ZM261 232H262V231H261ZM263 232H264V230H263ZM263 232H262V233H263ZM9 233L11 234L10 236L12 237V236H13L12 233H11V232H9ZM66 233L68 234V232H66ZM118 233H119V232H118ZM118 233H117V234H118ZM121 233L124 234L123 231H122ZM131 233H132V232H131ZM143 233H144V232H143ZM143 233L140 234V233H139V230H138V233H136V234H137V236H138V234L142 235V238H141V239H143V236H144ZM152 233H153V230H152ZM172 233H171V234H172ZM207 233H208V232H207ZM212 233H213V232H211V234H212ZM227 233H228V232H227ZM247 233H248V231H247ZM247 233H246V235H245L246 237H247ZM1 234H2V233H0V236H1ZM15 234H16V233H15ZM18 234H19V232H18ZM21 234H23L22 231H21ZM50 234H51V233H50ZM57 234H58V233H57ZM59 234H62V236L60 235L62 238H64L63 236H66L65 234L63 235V233H59ZM85 234H86V233H85ZM85 234H84V235H85ZM87 234H88V232H87ZM90 234H89V236H90ZM105 234H106V232H105ZM119 234H120V233H119ZM125 234H124V235H125ZM164 234H165V232H164ZM164 234H163V235H164ZM166 234H169V232H168V233L166 232ZM166 234H165V235H166ZM194 234H195V233H194ZM194 234L192 233V234H190V235H188V236H191V235H194ZM198 234H199V233H198ZM208 234H209V233H208ZM234 234H235V232H234ZM257 234H258V233H257ZM257 234H256V235H257ZM4 235H5V234H4ZM30 235H31V232H30ZM32 235H31L30 237H32ZM71 235H72V234H71ZM80 235H81V233H80ZM94 235H95V234H94ZM96 235H97V234H96ZM108 235L110 236V234H108ZM120 235H121V234H120ZM120 235H117V237L120 236ZM124 235H123V237H124ZM129 235H131V234H129ZM140 235H139V236H140ZM148 235H149V233H148ZM154 235H155V234L153 233L152 237H154ZM161 235H162V234H161ZM161 235H160V237H161ZM173 235H174V234H173ZM200 235H201V233H200ZM209 235H210V234H209ZM221 235H222V234H221ZM253 235H254V234H253ZM259 235H260V233H259ZM10 236H9V237H10ZM21 236H22V235H21ZM34 236H35V235H34ZM37 236L39 237V235H37ZM37 236H36V237H37ZM48 236H49V235H48ZM67 236H68V235H67ZM69 236H70V235H69ZM82 236H83V235H82ZM106 236H107V235H106ZM111 236H112V235H111ZM111 236H110V237H111ZM121 236H122V235H121ZM121 236H120V237H121ZM127 236H128V235H127ZM133 236H134V235L132 234L130 237H133ZM135 236H136V235H135ZM139 236H138V237H139ZM150 236H151V235H149V237H150ZM180 236H181V234H180ZM180 236H177V235H176L175 237H176V238L179 237V238L181 239ZM183 236H184V235H183ZM202 236H203V235H202ZM216 236H217V234H216ZM216 236H215V237H216ZM218 236H219V235H218ZM222 236H223V235H222ZM224 236H225V234H224ZM228 236H230L229 233H228ZM232 236H234V235H232ZM236 236H237V235H236ZM261 236H263V234H262ZM261 236H258V237L261 238ZM9 237H8V239H9ZM13 237H16V235H14ZM13 237H12V238H13ZM23 237H24V236H23ZM27 237H28V236H27ZM36 237H35V238H36ZM50 237H51V235H50ZM52 237H53V236H52ZM70 237H71V236H70ZM84 237H85V236H84ZM92 237L94 238V236H92ZM102 237H103V234H102ZM104 237H105V236H104ZM110 237H106V240H108L107 238L110 239ZM112 237H113V236H112ZM112 237H111V241H112ZM130 237H126V238L129 239ZM145 237H147V235H145ZM160 237H158V238L160 239ZM206 237H207V236H206ZM209 237H211V236H208V238H209ZM212 237H213V235H212ZM212 237H211L210 240H213ZM240 237H242V236H240ZM256 237H257V236H256ZM256 237H255V238H256ZM258 237H257V238H258ZM16 238H17V237H16ZM59 238H60V237H59ZM66 238L69 239L68 237H66ZM82 238H83V237H82ZM100 238H101V237H100ZM124 238H125V237H124ZM150 238H151V237H150ZM154 238L156 239V237H154ZM166 238H167V237H166ZM166 238H162V240H164V239H166ZM188 238H189V237H188ZM188 238H187V239H188ZM192 238H194V237L192 236ZM197 238H198V240H199V238L201 239V236H200V237L197 236ZM208 238H207V239H208ZM230 238H231V237H230ZM230 238H229V239H230ZM234 238H235V237H234ZM247 238H248V237H247ZM250 238H251V237H250ZM1 239H2V237H1ZM3 239H4V238H3ZM13 239H14V238H13ZM17 239H18V238H17ZM25 239L28 241L29 238L27 239L26 236H25ZM46 239H47V237H46ZM48 239H50V238H48ZM86 239H88V238H86ZM94 239H95V238H94ZM97 239H99V236L97 237ZM97 239H95V240H97ZM101 239H102V238H101ZM101 239H99V240H101ZM114 239H116V237H115ZM133 239L135 240L134 237H133ZM136 239L138 240V238H136ZM151 239H152V241L154 242L153 238H151ZM159 239H158V240H159ZM170 239H172V236H171V238H169V239L167 238L166 240H169V241H170ZM173 239H175V238L173 237ZM173 239H172V240H173ZM184 239H185V238H184ZM184 239H183V240H184ZM195 239H196V238H195ZM195 239H194V240H195ZM207 239H204V241H206ZM216 239H218V237H216ZM225 239H226V238H225ZM231 239H232V238H231ZM238 239H240V238H238ZM238 239H237V241H238ZM248 239H249V238H248ZM253 239H254V237H253ZM253 239H251V240H253ZM258 239H259V238H258ZM4 240H5V239H4ZM9 240L11 241V239H9ZM18 240L20 241L21 239H18ZM36 240H37V239H36ZM40 240H41V239H40ZM56 240H59L58 237L56 238ZM82 240H83V239H82ZM90 240L93 241L92 239H90ZM118 240H119V239H118ZM131 240H132V238L130 239V241L127 240V241H124V242H127V244H129V243H131ZM137 240H136V241H137ZM144 240H145V239H144ZM158 240H156V243H158V245H159L161 242H158ZM178 240H179V239H178ZM188 240H191V238L188 239ZM221 240H223V239L221 238ZM260 240H263V239H260ZM10 241H9V242H10ZM14 241H15V240H14ZM51 241H52V240H51ZM53 241H55V240H53ZM65 241H66V240H65ZM88 241H89V240H88ZM136 241H135V242H136ZM152 241H151V242H152ZM173 241H174V240H173ZM176 241H177V239H176ZM185 241H187V240H185ZM192 241H193V240H192ZM202 241H203V238H202ZM204 241H203V242H204ZM207 241H208V240H207ZM214 241H215V240H213V243H212V241H210V242L214 245V243H215ZM217 241H219V239H218ZM217 241H216V242H217ZM234 241H235V239H234ZM240 241H241V240H240ZM248 241L250 242V239H249ZM254 241H255V239H254ZM254 241H253V242H254ZM5 242H7V240H6ZM9 242L7 243V245L9 244ZM12 242H13V241H11V243H12ZM16 242L18 243V241H16ZM24 242H25V241H24ZM24 242H22V244H23ZM43 242H45V241H43ZM55 242H56V241H55ZM59 242H60V241H59ZM59 242H58V243H59ZM63 242H64V241H63ZM63 242H60V245H61V243H63ZM67 242H68V240H67ZM77 242H78V241H77ZM94 242H95V241H94ZM98 242H99V241H98ZM108 242H109V241H108ZM118 242H119V241H118ZM124 242H122V244H123ZM128 242H129V243H128ZM138 242H139V241H138ZM138 242H137V243H138ZM147 242H148V241H146V243H147ZM171 242H172V241H171ZM171 242H170V243H171ZM193 242H195V241H193ZM193 242H192V243H193ZM200 242H201V240H200ZM227 242L229 243V240H228ZM235 242H236V241H235ZM243 242H244V240H243ZM261 242H262V241H261ZM263 242H264V241H263ZM20 243H21V242H20ZM28 243H29V242H27V244H28ZM30 243H32V242H30ZM34 243H36V242H34ZM64 243H66V242H64ZM68 243H69V245H70V244L73 245V246L75 245V249L78 248V247H76V244H72L71 242H68ZM79 243H80V242H79ZM99 243H100V242H99ZM101 243H103V242H101ZM109 243H110V242H109ZM120 243H121V242H120ZM143 243H144V242H142V244H143ZM162 243H163V242H162ZM162 243H161V244H162ZM165 243H166V242H165ZM165 243H163V244H165ZM168 243H169V242H168ZM179 243H180V242H179ZM186 243H187V242H184L185 245H186ZM188 243L191 244L190 241H189ZM218 243H219V242H218ZM221 243L224 244L222 241H221ZM236 243H238V242H236ZM255 243H256V241H255ZM0 244H1V242H0ZM3 244H4V242H3ZM12 244L15 245L16 243L14 244V242H13ZM12 244H10V245H12ZM24 244H26V243H24ZM38 244H39V243H38ZM38 244L36 243V245H38ZM40 244H42V243H40ZM45 244H47V243L45 242ZM45 244H44V245H45ZM48 244L50 245V243H48ZM53 244H54V243H53ZM55 244H56V243H55ZM55 244H54V247H55ZM125 244H126V243H125ZM135 244H136V243H135ZM139 244H140V243H139ZM175 244H176V243H175ZM177 244H178V243H177ZM189 244H188V245H189ZM193 244H194V243H193ZM193 244H192V245H193ZM198 244L200 245V243H198ZM216 244H217V243H216ZM216 244H215V246H216ZM222 244H221V247H223V249H224V248H225V247H224L225 244H224L223 246H222ZM231 244H232V241H231ZM256 244H258V242H257ZM256 244H255V245H256ZM261 244H262V243H261ZM261 244H260V245H261ZM18 245H19V243H18ZM28 245H29V244H28ZM34 245H35V244H34ZM44 245H41V247H42V248H45ZM67 245H68V244H67ZM82 245H83V244H82ZM85 245H86V244H85ZM88 245H90V244H88ZM96 245H97V244H95V246H96ZM103 245L105 246V243L102 244V246H103ZM113 245H115V243H114ZM118 245H120V244H118ZM130 245H131V244H129L128 246H130ZM154 245H155V243H154ZM158 245H157V247H158ZM167 245H170V244H167ZM185 245H184V246H185ZM188 245H186L187 248H188ZM195 245H197V244H194V246H195ZM203 245H204V244H203ZM203 245H202V246H203ZM209 245H210V244H209ZM229 245H230V244H229ZM229 245H228V246H229ZM244 245H245V244H244ZM0 246H1V245H0ZM5 246H6V245H5ZM16 246H17V245H16ZM25 246H27V245H24V248H25ZM30 246H33V245L30 244ZM30 246H29V247H30ZM51 246H52V245H51ZM73 246H72V247H73ZM78 246H79V245H78ZM83 246H84V245H83ZM90 246H91V245H90ZM95 246H94V247L91 246V247H93V249H94ZM98 246H99V245H98ZM102 246L100 245V247H102ZM104 246H103V247H104ZM121 246H123V245H121ZM121 246H120V247H121ZM135 246H139V245L136 244ZM143 246H144V245H143ZM143 246H142V247H143ZM148 246H149V242H148V245H147V246H146V244H145V247H144V248L147 249L146 247H148ZM160 246L162 247V245H160ZM170 246H171V245H170ZM170 246H169V247H170ZM174 246L176 247V245H174ZM177 246H180V247H181V244H180V245H177ZM189 246H190V245H189ZM197 246H198V245H197ZM197 246H196V247H197ZM206 246H207V245H206ZM206 246H204V247H206ZM210 246L213 248L212 245H210ZM215 246H214V247H215ZM225 246H226V245H225ZM230 246H231V245H230ZM232 246H233V245H232ZM251 246L254 247V244H252ZM8 247H10V246H8ZM13 247H14V246H12L11 248H13ZM17 247H18V246H17ZM17 247H14V248H17ZM33 247H34V246H33ZM38 247H40V245H38ZM52 247H53V246H52ZM72 247H71V249H72ZM79 247H81V245H80ZM87 247H88V246H87ZM107 247H109V245H108ZM110 247L113 248L114 246H111V245H110ZM116 247H118V246H116ZM123 247H124V248H123L122 250L125 249V246H123ZM152 247L155 248V246H153V245H152L151 247H149V248H152ZM182 247H183V245H182ZM199 247H201V245H200ZM199 247H198V248H199ZM219 247H220V244H219ZM226 247H227V246H226ZM238 247H240V246H238ZM259 247H261V246H258V248H259ZM5 248H6V247H5ZM26 248H27V247H26ZM26 248H25V249H26ZM65 248H66V247H65ZM67 248L70 249V247H68V246H67ZM73 248H74V247H73ZM128 248H129V247H128ZM133 248H135L134 245H133ZM136 248H139V247H136ZM176 248H178V247H176ZM187 248H186V249H187ZM201 248H203V247H201ZM216 248H217V247H215V250H216ZM232 248H234V247H232ZM254 248H257V245H256ZM254 248H253V249H254ZM17 249H18V248H17ZM20 249H21V248H20ZM20 249H19V250H20ZM28 249H29V248H28ZM31 249H32V248H31ZM54 249H55V248H54ZM54 249H53L52 251H54ZM83 249H88V248H85V247H84ZM91 249H92V248H90V250H91ZM105 249H107V248H105ZM117 249H120V248H117ZM162 249H163V248H162ZM162 249L159 251V256H160V258L164 255L163 252H166V253H167V252L169 251V250L166 251V250H165L166 248L164 247L163 252H162L163 254H162V256H161V253H160V252L162 251ZM170 249H172V248H170ZM183 249H184V248H183ZM192 249H193V246H192ZM194 249H195V248H194ZM194 249H193V250H194ZM205 249H206V248H205ZM205 249H203V250H205ZM208 249H209V248H207V250H208ZM225 249L227 250V248H225ZM230 249H231V248H230ZM236 249H237V248H236ZM240 249H242V248H240ZM243 249H244V248H243ZM246 249H248V246H247ZM263 249H264V248H263ZM5 250H8V251H9V249H7V248H6ZM5 250H4V252H6ZM21 250H22V249H21ZM37 250L40 251L41 249L38 248V249H36V251H37ZM45 250H47V249H45ZM45 250H44V251H45ZM48 250H49V249H48ZM58 250H60V249H58ZM77 250H78V251H81L82 248H81V250H80V248H79V249H76L75 251H77ZM95 250H96V249H95ZM113 250H115V249H113ZM113 250H111V251H113ZM131 250H132V249L127 250V252L129 253V251L131 252ZM138 250H140V248H139ZM149 250H150V249H149ZM151 250H152V249H151ZM158 250H159V249H158ZM174 250H175V249H174ZM174 250H173V251H174ZM179 250H180V249H179ZM189 250H190V249H189ZM189 250H188V251H189ZM211 250H212V249H209L210 252H211ZM215 250H214V248H213V251H214V252H216ZM220 250H222V249H220ZM220 250H219V251H220ZM234 250H235V248H234ZM238 250H239V249H238ZM238 250H237V251H238ZM250 250H251V249H250ZM256 250H257V249H256ZM13 251L15 252L14 249H13ZM17 251H18V250H17ZM30 251H31V250H30ZM42 251H43V250H41L40 252H42ZM52 251H51V253H53ZM61 251H62V250H61ZM82 251H83V250H82ZM84 251H85V250H84ZM86 251H87V250H86ZM100 251H101V250H100ZM104 251H105V250H104ZM106 251H107V250H106ZM133 251H134V249H133ZM135 251H137V250L135 249ZM144 251H145V250H144ZM144 251H143V252H144ZM153 251H154V250H153ZM180 251H181V250H180ZM183 251H184V250H183ZM188 251H187V252H188ZM195 251H196V250H195ZM195 251H194V252H195ZM217 251H218V248H217ZM240 251H241V250H240ZM246 251H247V250H246ZM248 251H249V249H248ZM257 251H258V250H257ZM261 251H262V249H261ZM22 252H23V250L21 251V253H22ZM24 252H28V251L24 250ZM24 252H23V253H24ZM45 252H46V251H45ZM48 252H49V251H48ZM63 252H65V251H63ZM87 252H88V251H87ZM96 252H97V251H96ZM96 252L94 251L93 253H96ZM102 252H103V251H102ZM119 252H120V250H119ZM119 252H118V250H117V254H119ZM124 252H125V251H124ZM127 252H126V253H127ZM138 252H139V251H138ZM147 252H148V251H147ZM149 252H152V251H149ZM149 252H148V253H149ZM155 252H156V251H155ZM174 252L176 253V251H174ZM174 252H173V253H174ZM185 252H186V251H185ZM191 252H192V251H191ZM207 252H208V251H207ZM222 252H223V251H222ZM222 252H221V254H220L221 257L223 256L222 254H223L224 252H227V253H228L229 250H228V251H224L223 253H222ZM230 252H231V250H230ZM230 252H229V257H228V256H223L222 258H223V259L226 258V259L228 260V262H230L229 260L232 259V263H237L236 259H235L236 262H233V261H234V260H233L234 258H232V256L235 257V253H234V254L232 253L233 255H231ZM233 252H236V251H233ZM244 252H245V249H244ZM252 252H253V250H252ZM263 252H264V251H263ZM6 253H7V252H6ZM9 253L12 254L13 252H12V251H9ZM18 253H19V252H18ZM65 253H66V252H65ZM75 253L77 254V252H75ZM121 253H122V252H120V254H121ZM131 253H134V252H131ZM140 253H142V252L140 251ZM153 253H154V252H153ZM153 253H151V254H153ZM168 253H169V252H168ZM171 253H172V252H171ZM175 253H174V254H175ZM180 253H181V252H180ZM183 253H184V252H183ZM183 253H182V254H183ZM192 253H193V252H192ZM203 253H204V252H203ZM227 253H224V255L227 254ZM247 253H248V252H247ZM0 254H1V253H0ZM2 254H3V253H2ZM38 254H39V253H38ZM42 254H43V252L41 253V255H42ZM44 254L46 255V253H44ZM47 254H48V253H47ZM70 254H71V253H70ZM72 254H74V253H72ZM76 254H74V255H75V256H78V255H79V254H78V255H76ZM85 254H86V253H85ZM90 254H91V252H90ZM102 254H103V253H102ZM105 254H106V253H104V255H105ZM110 254H113V253H110ZM120 254H119V255H120ZM122 254H123V253H122ZM124 254H125V253H124ZM124 254H123V255H124ZM129 254H130V253H129ZM129 254H126V255L131 256V255H129ZM136 254H137V252H136ZM144 254H145V253H144ZM182 254H180V255H182ZM185 254H186V253H185ZM193 254H194V253H193ZM208 254H209V253H208ZM249 254H250V252H249ZM252 254H253V253H252ZM252 254H250V256H251ZM260 254H261V253L259 252V256H260ZM4 255H5V254H4ZM12 255H14V253H13ZM22 255H23V254H22ZM24 255H25V253H24ZM28 255H29V254H27V256L25 255V257H26V259H29V261H30V258H32V257L30 256V258H29ZM32 255H33V254H32ZM34 255H35V254H34ZM41 255H38V257L41 256ZM48 255H49V254H48ZM48 255H47V256H48ZM52 255H53V254H52ZM52 255H51V256H52ZM74 255H73V257L76 258ZM82 255H84V253H82ZM91 255H92V254H91ZM98 255H99V254H98ZM123 255H122V258H123ZM146 255H147V253H146ZM168 255H169V254H168ZM170 255H171V254H170ZM188 255H189V253H188ZM202 255H203V254H202ZM217 255H218V254H217ZM230 255H231V256H230ZM242 255H243V253H242ZM242 255H241V256H242ZM1 256H2V255H1ZM17 256L19 257L20 255H17ZM80 256H81V255H80ZM94 256H95V255H94ZM94 256H92V257H94ZM142 256H144V255L142 254ZM151 256H152V255H151ZM153 256H157V255H154V254H153ZM165 256H166V254H165ZM165 256H164V257H165ZM178 256H179V255H178ZM182 256H183V255H182ZM182 256H181V257H182ZM199 256H200V255H199ZM209 256H210V255H209ZM220 256H219V257H220ZM236 256H237V252H236ZM248 256H249V255H248ZM250 256H249V258H250ZM254 256H255V257H254ZM254 256H253V257L256 258V254H254ZM261 256H262V255H261ZM10 257H11V256H10ZM20 257H21V256H20ZM25 257H24V258H25ZM27 257H28V258H27ZM42 257H45V256H42ZM53 257H54V256H53ZM53 257H52V258H53ZM57 257H58V256H57ZM68 257H70V256L68 255ZM71 257H72V256H71ZM82 257H83V256H82ZM82 257L80 258L81 260H82ZM84 257H85V256H84ZM86 257H87V256H86ZM98 257H99V259H100V256H98ZM105 257H106V256H105ZM114 257L116 258V256H114ZM132 257H135V256L132 255ZM138 257H139V256H138ZM144 257H145V256H144ZM146 257L148 258V256H146ZM169 257H172V256H169ZM169 257L167 256V258H169ZM176 257H177V254H176V256H175L174 258L176 259ZM181 257H180V258H181ZM191 257H192V256H191ZM194 257H195V254H194ZM205 257H206V256H205ZM227 257L230 258V259H228ZM244 257H246V256L244 255ZM0 258H1V257H0ZM35 258H36V256H35L33 259H35ZM52 258H51V260H52ZM58 258H59V257H58ZM87 258H88V257H87ZM87 258H86V259H87ZM111 258H112V257H111ZM117 258H118V256H117ZM142 258H143V257H141V259H142ZM150 258H151V257H150ZM150 258H149V259H150ZM156 258H157V257H155V259H156ZM184 258H185V257H183V259H184ZM212 258H213V257H212ZM249 258H248V260H249ZM259 258H260V257H259ZM33 259H31V261H32ZM43 259H44V258H43ZM43 259H42V260H43ZM45 259H46V257H45ZM45 259H44V260H45ZM54 259H55V258H54ZM62 259H63V258H62ZM72 259H73V258H72ZM77 259L79 260V258H77ZM119 259L121 260V258H119ZM145 259H146V258H145ZM155 259H154V260H155ZM164 259H166V258H163V257H162V260H163V261H164ZM175 259L171 258V260H172L171 263H173V260H175ZM207 259H208V258H207ZM217 259H218V258H215V260H217ZM219 259H220V258H219ZM223 259H222V260H223ZM240 259H241V258H240ZM246 259H247V258H246ZM256 259H257V258H256ZM262 259H263V258H262ZM12 260H14V259L12 258ZM19 260H20V259H19ZM23 260H25V259H23ZM23 260H21V261H23ZM73 260H74V259H73ZM83 260H84V258H83ZM90 260H91V259H90ZM90 260H88V263H90ZM93 260H94V259H93ZM108 260H109V258H108ZM114 260H116V259H114ZM120 260H117V261H120ZM152 260H153V259H152ZM158 260H159V258H158ZM160 260H161V259H160ZM162 260H161V261H162ZM167 260H168V259H167ZM167 260H165V262H166ZM171 260H170V261H171ZM177 260H178V258H177ZM181 260H182V258H181ZM181 260H180V261H181ZM184 260H186V259H184ZM194 260H195V258H194ZM198 260H199V259H198ZM211 260H212V259H211ZM237 260H239V259H237ZM241 260H242V259H241ZM248 260H247V261H248ZM258 260H259V259H258ZM258 260H257V261H258ZM10 261H11V260H10ZM34 261H37V260H34ZM40 261H41V259L39 260V262H40ZM45 261H46V260H45ZM49 261H50V260H49ZM53 261H54V260H53ZM110 261H111V259H110ZM112 261H113V259H112ZM127 261H129V259H128ZM127 261H126V262H127ZM142 261H143V260H142ZM144 261H145V260H144ZM147 261H148V260H147ZM170 261L168 260L166 263L168 264V262L170 263ZM175 261H176V260H175ZM195 261H196V260H195ZM203 261H204V260H203ZM213 261H214V260H213ZM244 261H245V259H244ZM249 261H250V260H249ZM262 261H263V260H262ZM11 262H12V261H11ZM39 262H36V263L38 264ZM78 262H79V261H78ZM104 262H105V261H104ZM121 262H124V261H121ZM145 262H146V261H145ZM148 262H149V261H148ZM156 262H158L157 264H159V261H156ZM177 262H178V261H177ZM181 262H183V261H181ZM214 262H215V261H214ZM214 262H213V264H216V263H217V262H216V263H214ZM226 262H227V261H226ZM245 262H246V261H245ZM245 262H244V263H245ZM4 263H5V262H4ZM20 263H21V262H20ZM30 263H31V262H30ZM63 263H64V262H63ZM91 263H92V262H91ZM91 263H90V264H91ZM94 263H95V261H94ZM100 263H101V261H100ZM115 263H116V261H115ZM119 263H120V262H119ZM124 263H125V262H124ZM130 263H131V262H130ZM151 263H153V262H151ZM161 263L163 264V262H160V264H161ZM174 263H175V262H174ZM179 263H180V262H179ZM179 263H177V264H179ZM183 263H184V262H183ZM189 263H191V262H189ZM197 263H199V261H198ZM223 263H224V262H223ZM232 263H231V264H232ZM244 263H243V264H244ZM258 263H259V262H258ZM32 264H34V263L32 262ZM43 264H44V263H43ZM49 264H50V262H49ZM81 264H83V263H81ZM101 264H102V263H101ZM105 264H108V262L105 263ZM131 264H133V263H131ZM134 264H135V263H134ZM141 264H142V262H141ZM143 264H144V263H143ZM148 264H149V263H148ZM153 264H154V263H153ZM185 264H186V262H185ZM208 264H209V262H208ZM238 264H241V263L238 261ZM246 264H247V263H246ZM248 264H249V262H248ZM250 264H251V262H250ZM252 264H253V263H252Z\"/></svg>","mask_w":264,"mask_h":264}]
</instances>
